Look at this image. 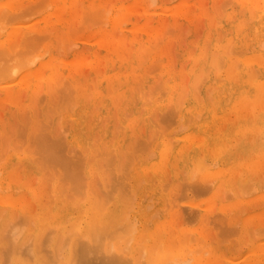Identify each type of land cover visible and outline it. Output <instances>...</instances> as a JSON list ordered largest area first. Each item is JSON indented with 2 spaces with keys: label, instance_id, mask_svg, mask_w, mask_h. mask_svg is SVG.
Wrapping results in <instances>:
<instances>
[{
  "label": "rangeland",
  "instance_id": "rangeland-1",
  "mask_svg": "<svg viewBox=\"0 0 264 264\" xmlns=\"http://www.w3.org/2000/svg\"><path fill=\"white\" fill-rule=\"evenodd\" d=\"M1 1V0H0ZM27 1V2H26ZM54 1H56L57 3H59V7H58V9H61L59 12H61L62 11V13H64L65 15L63 16L62 14L60 15V13L59 12H57V16H60L59 18H61V20L60 19H58L56 16H55V11L57 10V9H54V6L55 7H57L58 5H57V3L56 2H54ZM59 1V2H58ZM66 1H71V3L70 2H66ZM46 0V1H44V0H25V1H23V0H13V1H11V0H2L1 2H0V8L2 9L3 8V10L2 11H4V9H6V11H7V14L8 13H11L10 12V10L12 11V12H16V19H14L12 16V18L10 17V15H8L9 17H10V20H9V18H8V16L6 17V19H8L9 21H11V22H9V23H7V26L5 25V23L7 22H5L4 23V25L2 26L1 25V28L2 27H5V29H4V31H3V29H1L0 28V38H1V40H3V38L5 39V37L7 38V36H6V34L8 35H10V33H12L13 31H14V35L16 36H14L13 34H12V36H13V38H10V40H9V43L11 42V40H12V43H10L11 45H13V46H15L14 48H12V49H17V47H18V53L20 52V54H18V53H16L14 50V52L16 53V54H13V55H16L17 57H18V55H19V57L18 58H20V59H17V57H16V59H15V57H13V60H15V62H14V65H18V62H20L21 61V59H22V57H23V59H22V61L23 62H21V64L19 65V67H20V69H18V71H17V73H15V75H12L13 76V78H12V76H11V79H9L7 76H5V77H7V80H8V82H7V80H6V78H4L2 75V78L3 79H5V80H3L2 79V81H1V79H0V87H1V89H3V90H1L0 91V99H2L1 101H5V99H7L6 97L8 96V93H5V92H8L7 90L8 89H10L11 87L13 88V90L11 91L12 93H9V96L8 97H12L13 96V94H14V96H15V94H16V99L15 100H18V99H20L21 98V96L23 95L24 97H25V99L23 98V96H22V99L23 100H21V101H17V102H22V103H20V105H19V103H17L15 100H14V98L15 97H13V99L12 100H14L16 103H14V102H8V100H6L7 102L6 103H4V105H3V107L2 106H0V111H2V113H0V114H2V119L4 120V119H6L5 121H4V128H2L3 127V125H2V129H1V131H0V142H2V144H1V149H3V150H5V149H7V151H6V153L4 154V152H3V154H4V157H2V156H0V157H2V159H6V161H5V164L6 163H9V160H11V159H14V161L15 160H18V161H20V160H24L23 162H28L27 160L28 159H30L31 157H32V159H33V157L35 156V155H33V154H35L36 153V151H32V153L33 154H31V153H27V152H30V150H31V148L33 147V148H35L34 146H35V144L34 145H31V143H30V141H31V137L33 136V134L32 135H29L28 136V134H30L29 132H31L30 130H32V132L33 133H35V131L37 130V129H35L37 126H38V123H39V121H37L36 122V120H39V119H37L36 118V116H38V115H42L41 116V118L40 117H38V118H40V120L41 121H46V120H44V119H46V117H49V119H51V121H50V124H48V125H46L45 123L44 124H42V125H40L41 124V122H40V124H39V126H40V128H39V130L40 131H43V132H45L44 131V129H47V131H49L50 133L51 132H54L53 130H56L57 129V131H58V127L56 128V126L58 125V123H56V122H58L57 120H59V125H61L62 126V124H60V123H63V126L65 127V126H67L68 125V127H66L67 128V130H63V127L61 128L63 131H65V133H64V135L66 136V138H67V136H68V139L71 137L70 135V133H71V128H72V126H70V125H72V118L74 117V115L76 116L78 113H79V111L83 108L84 110H85V112H87L88 111V113L90 112V109H91V111H92V109H94L93 107H92V105L93 106H96L97 105V103H100L101 101H100V99H101V97H104L105 98V96H106V98L104 99H102V102H103V100H105L104 102L105 103H103V104H107V102L106 101H110L109 103H108V106L107 107H104L103 106V104L101 103V105L99 104V106H100V108H98V110L96 111H94L93 110V112H92V115H91V119H89L90 118V115H88L87 113V115L86 116H88V117H86V118H82L83 119V121L86 123V124H91V122H92V124H93V122L95 121V125L93 124V126H92V132H91V134L88 136V138H89V142L91 141V139H92V142H93V144L96 142L97 143V145L96 144H94L96 147H98L97 149H102V147H103V145H104V143L106 144V143H109V145L108 144H106L105 146H104V149H103V151H104V153H105V151H106V153H105V155L104 156H102V155H100L99 156V154H98V151L99 150H96V152L94 151V153H91V154H94V156H92V157H95L96 159H97V157H99L98 159H102L101 160V163H102V161H103V163H105L106 165H108L109 167H108V169L107 170H109L110 169V166H111V171L109 170V173L111 172L112 173V176H114V174L113 173H115V175H116V171H118L117 170V166H119V162L117 163L116 161H117V155L119 156V154H117V152H118V150H120L119 152H121L122 150L124 151L125 149H131V148H129V146L131 147L132 145H130V143H129V141L131 142V140H133V136H135V135H137V133H138V135H140L139 137L141 138V139H143L144 138V141L146 142L147 140H145V138H146V136H148L147 138L148 139H150L151 138V136L152 135H155L156 133H158V131H161V130H163L162 128H161V123H159V122H161L162 121V124L164 123V124H167V126L166 125H164V130L163 131H165V129H166V127L168 128V130H166L165 132H163L162 133V131H161V133H160V137H158L159 136V133H158V135L156 134V136H154L153 138V140H151V142H150V149L152 150V151H154V153L149 149V150H147V152H149L150 154H148L147 153V155H151V152L153 153V156H150V157H148V156H145L144 155V153H146V151L144 152V153H142L140 150V148L138 147V145L140 146V144H138L137 143V145H136V140L137 141H139L140 140V138L138 137V136H135L134 138V144H133V146L134 145H136V147L137 148H139V151H140V153L135 149V147L133 148L132 147V149L130 150V152H131V155L133 156V154H134V150H136V155H137V158L136 159H138L139 160V162L138 161H136L135 162V164L133 163L132 165H131V168H132V166L133 165H136L137 163V167H135V166H133V170H134V167L137 169V168H139V167H143V166H146L145 164H147V165H150L151 163H152V165H155V162L153 163V161H156V163L158 164L159 163V157H157V149H155V148H157L158 146H157V144H159L161 141V139L162 140H165V141H167V140H169V139H171L172 141H175L176 140V144L178 145V143H179V139H178V137L179 136H182L183 134L182 133H185V131H186V133L183 135V136H185V135H187V133H189V132H191V133H195L196 131H194V126L196 125V123L198 124V123H201L202 121H205V120H207L206 118H208V115L209 114H211L213 111L217 114L218 112L221 114V117L223 118V116L225 117L226 115H227V118H228V120H230V121H224L225 119L227 120V118L225 117V119H220L219 117H220V115H219V113H218V121H219V123H220V126L221 125H223L224 126V130H226L225 128H226V126L229 124V123H231L232 121H233V119H235L234 117V115H235V112L234 111H230V110H228L227 108H229V107H227V104H228V92H227V95L225 94L226 92V90L229 88V86H230V82H231V80H230V78L228 79V77H229V73L227 72V68H228V65L230 66V64L229 63H231L232 62V64H233V66H234V63H236V69L235 70H233L234 72L235 71H242L243 69H244V66L242 65V63H243V61L245 60V58L244 57H246V58H248V56H251V57H254V55H259V56H264V45H262V48H260V47H258V45H260L261 46V44H264V41H262V40H264V38H261V39H259V40H257L256 42H255V40H252L251 39V41H250V39L249 38H247L248 40H249V42L248 43H246L248 46H246V48L245 47H243V43H241V41H239V43L237 44V42H236V40H237V38L239 37V36H241V35H243L244 33L245 34H247V35H249V37L250 38H252V33H253V28H255V26H256V24H257V18H258V16H259V14H262V13H264V4H262V3H264V1H261V0H254V1H256V5H255V2L252 0L251 2H250V0H247V1H244V2H242L243 0H240L239 2H237L238 0ZM78 2V4H79V2H81L80 4H81V7H78V4L77 3H75V2ZM87 1L89 2V3H87ZM91 1V2H90ZM94 1V2H93ZM150 1V2H149ZM179 1H181V2H179ZM184 1H186V3L184 2ZM230 1V2H229ZM250 2V3H253L252 5V7H250V6H248V5H250V3H247V2ZM4 2V3H3ZM25 3V5L24 6H22L24 3ZM44 2V5L45 4H47L46 6H42L43 3ZM48 2H49V5H48ZM52 2L53 3H55V5H52ZM62 2H64L65 3V5H64V3H62ZM74 2V6H73V3ZM100 2V3H99ZM183 2H184V4H183ZM213 2V3H212ZM240 2H242L244 5H242V3H241V5H240ZM245 2H246V4H245ZM7 3V5H5ZM14 3V4H13ZM27 3V4H26ZM94 4V6H92L93 4ZM178 3V4H177ZM259 3V4H258ZM9 4V5H8ZM11 4V5H10ZM18 6H17V5ZM30 4V5H29ZM62 4H63V6H62ZM76 4V5H75ZM80 4H79V6H80ZM85 4V5H84ZM88 4V5H87ZM127 4H129L128 6H127ZM180 4V5H179ZM239 4V5H238ZM3 5H5V6H3ZM13 5V6H12ZM16 5V7H14ZM22 6V7H20V6ZM97 5V6H96ZM149 5V6H148ZM177 5H178V7H177ZM182 5H183V7L184 8H186L185 10H187L188 12H184V14H186V16H188L189 14H187V13H189L190 12V15L188 16V17H190V19L192 20L191 22H189L190 21V19H188L187 20V18L188 17H185L184 19H183V16H185V15H183L182 13H183V11H185L184 10V8H182L183 9V11L180 9L181 7H182ZM219 5H221V7L219 6ZM12 6V7H11ZM26 6V7H25ZM43 8H42V7ZM48 6V7H47ZM53 6V7H52ZM135 7V9L137 10H132V9H134V7ZM147 6V7H146ZM181 6V7H180ZM224 6H225V8H224ZM243 6V7H242ZM245 6V7H244ZM259 6H261V10L260 11H254L253 13L255 14V15H252V14H248L249 16H247V13H251V11L252 10H254L253 9V7H257V9H260V7ZM8 7V8H7ZM11 7V8H10ZM15 9H14V8ZM29 7V8H28ZM46 7V8H45ZM61 7V8H60ZM105 7V8H104ZM122 7V8H121ZM128 7V8H127ZM160 7H163L162 9L160 8ZM175 7V8H174ZM176 7H177V9H176ZM220 7V8H219ZM239 7H241L240 9V13L242 14H240L238 11H239ZM247 7H249V12H248V9H247ZM259 7V8H258ZM9 8H10V10H9ZM19 8V9H18ZM23 8H25V11H26V13H25V11H24V9ZM41 9V10H39L38 12L36 11V10H38V9ZM65 8V9H64ZM80 8H82V9H80ZM90 8V9H89ZM96 8V9H95ZM103 8H104V10H103ZM121 8V9H120ZM165 8V9H164ZM169 8V10H171V11H169V12H167V13H165L166 11H167V9ZM172 8V9H171ZM223 8H224V11H223ZM246 9V11H245V9ZM251 8H252V10H251ZM13 9H14V11H13ZM18 9V10H17ZM32 11V13L30 12V10ZM48 9V10H47ZM106 9L108 10L109 9V11H107V13L105 14V12H106ZM164 10V11H161V10ZM220 9H222V11H223V14H224V18L221 16V15H223L222 13H216L217 11L219 12V10ZM21 10V11H20ZM81 10V11H80ZM94 10V11H93ZM97 10H101V12L100 11H97ZM102 10H103V12H102ZM149 10V11H148ZM159 10H160V13H159ZM175 10H177V11H175ZM216 10V12H214ZM228 10V11H227ZM242 10H244V14L241 12ZM5 11V12H6ZM34 11V12H33ZM105 11V12H104ZM127 11V12H126ZM146 11V12H145ZM175 11V12H174ZM179 11H182V12H179ZM212 11V12H211ZM222 11H220V12H222ZM227 11V12H226ZM230 11V12H229ZM234 12V14L235 15H233V13L232 12ZM262 11V13H260ZM29 12V13H28ZM37 12V13H36ZM52 12V13H51ZM70 12L72 13V14H70ZM91 12L93 13V15H91ZM97 13V15H96V13ZM172 14H171V13ZM177 12H179L178 14H176ZM206 14H205V13ZM212 14H211V13ZM225 12H226V14H225ZM236 12V13H235ZM239 14H238V13ZM0 13H2L3 14V12H1V10H0ZM47 13H49V14H47ZM69 13V14H68ZM98 13H100V14H98ZM126 13V14H125ZM129 13V14H128ZM191 13H192V16H194L193 18L191 17ZM211 14V15H208V14ZM219 14L220 16H221V19H220V17H219V15H216V14ZM232 13V14H231ZM12 14V13H11ZM14 14V13H13ZM19 14V15H18ZM159 14V15H158ZM171 14V15H170ZM216 15V17H214L215 15ZM230 14V15H229ZM4 15V14H3ZM5 15H6V13H5ZM15 15V14H14ZM21 15V16H20ZM51 15H52V17H51ZM118 15H120L119 17H118ZM135 15V16H134ZM166 18V20H165V18H163V19H161L163 16ZM174 16L173 18H171V16ZM182 15V16H181ZM213 15V16H212ZM229 15V16H228ZM231 15H233L232 17H231ZM250 15H252L253 16V18H251L252 16H250ZM1 16V15H0ZM45 16H46V18H45ZM48 16V17H47ZM93 16V17H92ZM100 16V17H99ZM127 16V17H126ZM159 16H161V17H159ZM176 16V17H175ZM179 16V17H178ZM15 17V16H14ZM72 17V18H71ZM101 17L103 18V19H101ZM158 17H159V19H158ZM169 17V18H168ZM208 17H211V19H212V17H214V18H216V20L218 19V21L220 22V23H218V21H216L214 18V20L217 22L216 23V25L215 26H212V24H209V21L211 20V19H208ZM234 17V18H233ZM242 17V18H241ZM248 17V18H247ZM257 17V18H256ZM4 18V17H3ZM51 18V19H50ZM66 18V19H65ZM107 19L106 20V22L104 21L103 22V20L104 19ZM115 18V19H114ZM176 20H175V19ZM228 18V19H227ZM230 18H231V22H230ZM233 18V19H232ZM251 18V19H250ZM256 18V19H255ZM1 19H2V17L0 18V23H1ZM47 19V20H46ZM68 19V20H67ZM69 19H71V20H69ZM97 19V20H96ZM151 19V21H149ZM153 19V20H152ZM168 19V20H167ZM172 20L173 19V23L170 21V20ZM211 20V23L214 21V20ZM227 19V20H226ZM244 21H243V20ZM247 19H250V22H248V20ZM5 20V19H4ZM15 20V21H14ZM96 20V21H95ZM113 20H115V21H113ZM127 20V21H126ZM134 20V21H133ZM155 20H157V22H158V24L160 25V26H162V27H160L159 28V25L155 22ZM206 20V21H205ZM208 20V21H207ZM225 20V21H224ZM239 20L241 21V22H239ZM246 20H247V22H246ZM256 20V21H255ZM2 21H3V19H2ZM52 21V22H51ZM111 21H112V23H111ZM123 21V22H122ZM149 21V22H148ZM162 21V22H161ZM236 21V22H235ZM254 21V22H253ZM4 22V21H3ZM2 22V23H3ZM49 22V23H48ZM51 22V23H50ZM53 22H55L56 24H52ZM99 22V23H98ZM146 22H148V23H146ZM208 22V23H207ZM224 22H226V24L224 23ZM246 22V24H244L243 25V23H245ZM12 23V24H11ZM98 23V24H97ZM103 23V24H102ZM118 23V24H117ZM122 23V24H121ZM123 23H125V24H123ZM146 23V24H145ZM190 23L191 24H193V25H190ZM207 23V24H206ZM214 23V22H213ZM228 23V24H227ZM230 23L232 24V25H230ZM237 23V25L238 26H236V25H234V24H236ZM242 23V24H241ZM248 23V24H247ZM64 24V25H63ZM115 24V25H114ZM121 24V25H120ZM151 25V26H148V25ZM153 24V25H152ZM155 24H156V26L158 25V28L160 29H158L156 26H155ZM171 24H172V26H171ZM177 25V27L179 28H177V29H175L176 28V26H174L173 27V25ZM255 24V25H254ZM80 25V27L81 28H79L78 29V26ZM82 25H84V27L82 26ZM93 25V26H92ZM111 25V26H110ZM113 25V26H112ZM134 25H136V27L134 26ZM144 25V26H143ZM145 25H146V27H145ZM207 25H209V26H211L209 29H208V27H207ZM214 25V24H213ZM223 27H221V26ZM226 25V27H227V29L224 27ZM241 25H242V31H241V29L239 30V28L238 27H241ZM17 27V28H14V27ZM91 26V27H90ZM132 26H133V29H131L132 28ZM139 26V27H138ZM141 26H143L142 27V30H144L145 29V31H143L142 32V30H141ZM154 26L157 28H154ZM170 26V27H169ZM199 26V27H198ZM219 26H220V29H218L219 28ZM229 26V27H228ZM231 26V27H230ZM233 26V27H232ZM234 26H236L235 28H236V30H237V32H236V30H234L235 28H234ZM245 26V27H244ZM44 27V28H43ZM68 27V28H67ZM125 28L124 30H122L123 28ZM127 27H130V29L131 30H129ZM167 27V28H166ZM169 27V28H168ZM173 27V28H172ZM186 27V28H185ZM10 28V29H9ZM11 28H13L12 30L13 31H11ZM30 28H31V30H34L33 31V33L35 34V36H33L30 32H31V30H30ZM37 29V31H38V29H40V32H37V31H35V29ZM49 28V29H48ZM53 28V29H52ZM84 28H86V29H84ZM121 28V29H120ZM127 28V29H126ZM136 28V29H135ZM150 28V29H149ZM153 28H154V30H153ZM162 28L164 29V31L162 30ZM166 28V29H165ZM234 28V29H233ZM246 28H248V29H246ZM252 28V29H251ZM6 29H7V31H6ZM20 29H21V31H20ZM41 29H42V31H41ZM43 29H44V31H43ZM82 29V30H81ZM84 29V30H83ZM137 29H140V30H138L137 31ZM147 29V30H146ZM149 29V30H148ZM152 29V30H151ZM183 29V30H182ZM184 29H187L186 31L184 30ZM206 29L207 30H209L207 33H206ZM225 29H226V31L227 32H225ZM228 29H230V32L231 33H228ZM232 29V30H231ZM10 30V31H9ZM18 30V31H17ZM30 30V31H29ZM52 30V31H51ZM57 30V31H56ZM71 30H72V32H71ZM78 30V31H77ZM156 30V31H155ZM170 30V31H169ZM217 30H218V32H217ZM219 30H220V32L221 33H223V35L221 36V33H220V39H219ZM20 31V32H19ZM29 31V32H28ZM51 31V32H50ZM61 31H63V32H65L64 34H63V32H61ZM127 31V32H126ZM161 31V32H160ZM167 31V32H166ZM172 31V32H171ZM214 31L216 32V33H214ZM222 31H224V32H222ZM9 32V33H8ZM27 32V34H25ZM42 32H43V34L46 36L45 38H43L44 36H42L41 34H42ZM136 32V33H135ZM137 32H138V34H137ZM166 32V33H165ZM236 32V33H235ZM239 32H241V33H239ZM244 32V33H243ZM1 33H2V35H1ZM16 33V34H15ZM28 33H30V34H28ZM48 33H49V35H48ZM60 33H61V36H58V35H60ZM75 33V34H74ZM131 33H133V34H131ZM135 33V34H134ZM145 33H146V35H145ZM170 33H172V34H170ZM185 34V36H184V34ZM199 33V34H198ZM206 33V34H205ZM218 33V34H217ZM225 33V34H224ZM234 33H235V35H234ZM22 34V35H21ZM66 34V35H65ZM212 34V35H211ZM218 35V38H217V35ZM231 34V35H230ZM28 35V36H27ZM33 37H32V36ZM37 35V36H36ZM63 35H65L64 37H63ZM102 35V36H101ZM133 35V36H132ZM158 35H160V36H158ZM208 35H211L212 37L211 38H213V41H209L210 43V45L209 44H207L208 43V41H206L207 39L209 40V39H211V38H209L208 37ZM216 35V36H215ZM230 35V36H229ZM21 36V37H20ZM24 36V37H23ZM42 36V37H41ZM59 38H58V37ZM88 36V37H87ZM108 36H109V38H108ZM207 36V37H206ZM234 36H236V37H234ZM18 37V38H17ZM34 37H35V40L36 39H38V40H36L37 41V43L35 42V43H33L34 42ZM37 37V38H36ZM48 37V38H47ZM68 38V40H67V38ZM105 37V38H104ZM147 37V38H146ZM150 37V38H149ZM206 37V38H205ZM39 38H40V40H39ZM47 38V39H46ZM196 38V39H195ZM218 40H217V39ZM15 39H16V41L17 42H13V40L15 41ZM42 39H44V40H42ZM46 39V40H45ZM60 39H62L61 41H60V43L58 42ZM110 39V40H109ZM160 39V41H161V43H159L158 42V44H155V48H153V47H150V46H152L153 45V43H155V41H157V40H159ZM183 41V43H182V41ZM215 39V40H214ZM228 39V40H227ZM27 42L28 40V42H27V44H25L26 42ZM31 40H33V41H31ZM58 40V41H57ZM107 40H109V41H107ZM202 40V42L200 43V41ZM204 40V41H203ZM262 41V43L261 42H259V41ZM7 40L5 39V42H6ZM21 41V42H20ZM22 41H24L23 43H24V45H27V46H24L23 44H22ZM43 41V42H42ZM104 41V42H103ZM107 41V42H106ZM189 41V42H188ZM227 41V42H226ZM231 41H232V50H237L236 48H238V49H240L239 51L241 52V51H243V53H239V52H237V51H233V53H231V54H229V57H228V54H227V52L225 53V51L223 50V49H227V45H229L230 46V44H231ZM234 41H235V43L237 44H235V45H233L234 44ZM30 42H32V44L33 45H35L36 47H37V49L39 50H37L36 49V47L35 46H29V47H32V48H34L33 50H35V52L37 53H33L34 55L33 56H35V54H36V58L34 59V57H33V62L34 63H32L33 64V66L32 65H30L29 63H28V67L26 66V57L28 56V54L30 55V56H28V59L30 58V57H32V55H31V48H29L28 47V45H30ZM39 42H40V44H41V46L39 45ZM61 42H64V44L62 43L61 44ZM106 42V43H105ZM111 44V45H113V43H114V45H113V47H111L112 48V50H111V48L109 47L108 48V46H109V43ZM151 42V43H150ZM153 42V43H152ZM204 42L208 45L207 46V50L206 49H204L205 47V44H204ZM215 42H217V46L215 45ZM22 44L23 45V47H21V44L20 45H18V44ZM107 43H108V45H107ZM127 43V44H126ZM148 43H150V44H148ZM174 43V44H173ZM199 43L201 44V45H199ZM222 43L223 45H225L226 43H227V45H225L224 47L225 48H223V46L221 45V48H220V44ZM225 43V44H224ZM31 44V45H32ZM103 44H105V46L107 45V47H105V46H102V48H101V45H103ZM130 44H132V45H130ZM142 44L145 46L144 48L147 50V48L149 47L150 49L151 48H153V50L148 54L145 50H144V48H143V46H142ZM152 44V45H151ZM202 44H204V45H202ZM242 44V45H241ZM38 45L40 46V47H38ZM131 47H130V46ZM148 45H150V46H148ZM213 45V46H212ZM215 45V46H214ZM219 45V46H218ZM249 45H253L252 46V50L251 49H249L248 47H249ZM56 46H57V48H56ZM60 46V47H59ZM65 46V47H64ZM202 48H201V47ZM212 46V47H211ZM236 46V47H235ZM26 47H27V49H26ZM115 47V50L113 49ZM166 47V48H165ZM201 48V49H198V48ZM204 47V48H203ZM214 47H218L217 49L218 50H215V48ZM241 47H243V48H241ZM29 48V49H28ZM46 48L48 49L47 51H46ZM54 48H56L55 50H54ZM58 48H60V50L58 49ZM100 48V49H99ZM105 48H106V50H105ZM131 48V49H130ZM142 48V49H141ZM148 48V49H149ZM189 48V49H188ZM229 48V47H228ZM5 49H7L8 50V53H9V48H6L5 47ZM21 49V50H20ZM25 49V50H24ZM94 49H95V51H94ZM97 49V50H96ZM162 49L164 50L163 51V53H162ZM192 49V50H191ZM194 49V50H193ZM213 49V50H212ZM220 49V50H219ZM23 50H24V52H26V50H29L28 52H26V54L25 53H23L24 55H22V53L21 52H23ZM99 50V51H98ZM128 50H130V52H128ZM140 50H141V53L142 52H146V54L145 53H140ZM201 50V51H200ZM221 50H222V52H221ZM245 50H247V52L245 51ZM44 51H46V53H44ZM57 51H60V52H58L57 53ZM94 51V52H93ZM104 51H106V52H104ZM115 51V52H114ZM188 51V52H187ZM190 51L192 52L191 53V55L193 56V57H191L190 56ZM202 53L203 52V54L201 55L200 53ZM208 51H210V53L208 52ZM214 51L216 52V53H218V55L220 56V58L222 57L223 58V60H222V66H219V71H217L216 70V72L218 73H215V69L217 68L216 67V65L218 64L217 62V64H215V59H214V61L212 60L216 55V53H214ZM2 52H3V50H2ZM11 52H12V50H11ZM10 52V56H11V58H12V53ZM104 53V55H103V53ZM116 53V54H114V53ZM197 52H198V54H197ZM205 52H206V58L203 56L204 54H205ZM228 52H230V51H228ZM235 52H237V53H239L240 55H236L235 54ZM59 53H61V54H59ZM106 53V54H105ZM128 53V56L127 55H125V54H127ZM160 53V54H159ZM175 53H177V55L178 56H176V54ZM187 53V54H186ZM214 53V55L215 56H211V54H213ZM223 53H225L226 54V56L225 55H223ZM254 53V54H253ZM2 54H4V53H2ZM7 54V53H6ZM44 54V55H43ZM108 54V55H107ZM140 54H141V56H140ZM143 54H145V55H143ZM200 54V55H199ZM210 54V55H209ZM246 54H248V56L246 55ZM40 55H43L42 57L40 56ZM98 55V56H97ZM117 55V56H116ZM119 55V56H118ZM164 55H165V57H164ZM173 55L175 56V57H173ZM186 55H187V57H186ZM197 55V56H196ZM209 55V56H208ZM21 56V57H20ZM25 56V57H24ZM37 56H39L38 58H37ZM52 56H54V58L52 57ZM74 56V57H73ZM96 56L97 57H99V58H96ZM107 56V57H106ZM143 56L146 58H144L143 59ZM148 58H147V57ZM153 56V57H152ZM155 56V57H154ZM172 56V57H171ZM200 56V57H199ZM210 56H211V58H210ZM233 56V57H232ZM238 56V60L239 61H237L236 59V57ZM257 56H255L256 57V59H257ZM259 56H258V58H259ZM110 57V58H109ZM122 57V58H121ZM156 57H158L159 59H161L160 61V63H161V67H159L158 68V65L156 64V68H155V72L153 71V72H151V73H149L150 72V70L152 69V70H154L153 68H151L150 69V67H153L154 66V64L152 63L153 61L155 62H157V58ZM189 57H191V58H193V59H198V61H195V63H194V61H193V59H189ZM205 58V60H204V58ZM233 59V61H230V60H232L231 58ZM235 57V58H234ZM261 57L259 58V60H257L258 62H259V64L258 65H255L254 67L255 68H257L258 69V71L256 70V74H253V73H251V75H255V77L256 78H258L257 79V81H264V76H262V75H264V71H262V68H264V65H261V66H259L260 64H261ZM4 58V59H3ZM2 59H3V63L2 64H0V70H3V69H5L6 67H8V66H2L3 64H6V63H8V62H6V57L4 56ZM6 58V59H5ZM10 57H9V59H7V61H11L10 59H11ZM74 58V59H73ZM94 58H95V61H94ZM115 58V59H114ZM155 58H156V60H155ZM163 58V59H162ZM171 58V59H170ZM199 58H200V60H199ZM202 58H203V60L205 61H201L202 60ZM219 58V57H218ZM217 58V59H218ZM221 58V59H222ZM228 58H230V59H228ZM240 58H242V59H240ZM262 58H264V57H262ZM27 59V60H28ZM72 59V60H71ZM109 59V61L108 62H106L107 60ZM114 59V60H113ZM132 59H133V61H134V63H133V61H132ZM135 59V60H134ZM142 59V60H141ZM154 59V60H153ZM158 59V60H159ZM170 64H166V62H165V60ZM228 59V60H227ZM234 59H235V61H237V62H234ZM16 60H19V61H16ZM24 60L26 61V62H24ZM44 60V61H43ZM48 61V62H46V61ZM111 60V61H110ZM113 60V61H112ZM119 60V61H118ZM141 60V61H140ZM209 60V61H208ZM211 60V61H210ZM38 61H40V62H38ZM54 61L56 62H58V63H54ZM68 61H70V62H68ZM102 61H103V63H102ZM132 61V62H131ZM138 61V62H137ZM150 61V62H149ZM193 61V62H192ZM217 61H219V59L217 60ZM229 61V62H228ZM242 63H241V62ZM256 61V60H255ZM4 62H6V63H4ZM43 62V63H42ZM46 62V63H45ZM116 62V63H115ZM185 62V63H184ZM197 62H199L198 64H196ZM214 62V63H213ZM226 62H228V65H227V63ZM234 62V63H233ZM10 63V62H9ZM40 63H42L43 64V70H44V72H41V75H42V73H44V75L43 76H45V74L47 75V73H49V72H55L56 74L51 78V77H47V78H45L42 82H40V83H38V84H43L42 85V87H41V85L39 86L40 88H41V91L42 92H40L39 93V91L38 90H40L39 89V87L37 86V88H38V92L37 91H35V89H37L36 88V82L37 81H35V76H37V78H39V80L38 81H40L41 80V78H42V76H40V75H35V76H33V77H31L30 79L26 76L27 75V72L28 71H30V70H33V69H36L38 66H39V64ZM95 63H97V64H95ZM109 63V64H108ZM115 65H114V64ZM122 63V64H121ZM159 63V64H160ZM164 65H163V64ZM190 64V66H189V64ZM201 63V64H200ZM207 63H208V66H207ZM209 63H210V65H209ZM239 64V67H237V65ZM11 64H13L12 62L10 63V64H8V65H11ZM23 64H24V66H23ZM37 64V65H36ZM57 64V65H56ZM60 64V65H59ZM70 64V65H69ZM135 65V69L133 68L134 66L133 65ZM142 64V65H141ZM153 64V65H152ZM165 64H166V66H165ZM174 64H175V66H174ZM192 64V65H191ZM195 64L197 65L196 67H195ZM220 64V63H219ZM220 64V65H221ZM244 64V63H243ZM262 64H264V63H262ZM7 65V64H6ZM96 65H98V67L96 66ZM106 65H108V66H106ZM111 65V66H110ZM118 65H119V69L117 70V68H118ZM122 65H123V67H122ZM127 65V66H126ZM139 65H141L140 67H139ZM212 65H214L213 67H212ZM223 65H224V67H223ZM252 65H254V64H252ZM1 66L3 67V69H1ZM26 66V67H25ZM36 66V67H35ZM46 66V67H45ZM93 66L95 67L94 69H93ZM103 66V67H102ZM104 66H106V67H104ZM111 67V69H110V67ZM113 66V67H112ZM126 66V67H125ZM133 66V67H132ZM165 66V67H164ZM182 66H183V68H184V66H185V69H187V67L189 68L188 70H181L180 71V68H182ZM191 66H193V67H191ZM206 66V67H205ZM232 66V69L234 68ZM240 66H241V69H240ZM257 66H259V67H257ZM21 67L23 68V69H21ZM57 69H56V68ZM102 67V69L104 70H101L100 68ZM130 67V68H129ZM132 67V68H131ZM141 67H143V68H141ZM167 67H168V69L170 68L171 70H168L167 69ZM173 69H172V68ZM180 67V68H179ZM192 68V70H193V72L192 73H190V69ZM216 67V68H215ZM252 67V66H251ZM80 68V69H79ZM97 68V69H96ZM139 68V69H138ZM149 68V69H148ZM158 68V69H157ZM161 68H162V70L165 72V74H164V72L161 74V75H157L158 73L160 74L161 72H162V70H161ZM165 68H166V70H165ZM178 68H179V72H178ZM182 68V69H183ZM199 68H200V70H199ZM207 68V69H206ZM210 68V69H209ZM250 68V67H249ZM56 69V70H55ZM71 69V70H70ZM83 69H87V71H84ZM121 69V70H120ZM124 69V70H123ZM138 69V70H137ZM156 69H157V71H156ZM196 69H198L199 71H201V73H203V75L205 74H207L208 76H206V79H205V77L204 76H201V77H204V81H203V83L201 82V84H200V89L198 90V97H196L197 96V90L196 89H193V87L195 86V85H197V84H193V83H197V82H195L194 80H196V79H198L197 78V75L195 74V76H194V73H196L197 72V70ZM208 69H209V71H208ZM222 69H226L225 71L223 70L222 71ZM24 70V71H23ZM42 70V71H43ZM52 70V71H51ZM78 70V71H77ZM91 70V71H90ZM94 70H95V72L97 73V75H100V76H97L96 74H95V72H94ZM101 70V73H99V72H97V71H100ZM149 71L148 73H146V71ZM159 70H161V72H159ZM191 70V71H192ZM203 70V71H202ZM207 70V72L206 73H204L205 71ZM248 70H251V68L250 69H248ZM49 71V72H48ZM75 71V72H74ZM82 71V72H81ZM115 71L117 72V74H116V76H115ZM120 71H124L125 73H123V74H121V75H118V74H120ZM127 71H129V72H127ZM169 73H168V72ZM175 71V72H174ZM185 71H188V74H187V72H185ZM199 71H198V73H199ZM47 72V73H46ZM78 72H80V74H78ZM84 72H86V73H88L86 76H85V74H84ZM103 72V73H102ZM176 72H178V74H176ZM216 74V77H215V74ZM224 72V73H223ZM225 72H226V75H225ZM250 72V71H249ZM253 72H255V71H253ZM23 73L24 75H22L21 76V74ZM112 73H113V75H112ZM122 73V72H121ZM129 73V74H128ZM140 73V74H139ZM153 73V74H152ZM181 75H180V74ZM184 73H186V75H182V74H184ZM197 73V74H198ZM221 73V74H220ZM228 73V74H227ZM18 74H20V76H18ZM26 74V75H25ZM68 74V75H67ZM72 74V75H71ZM79 76H78V75ZM127 74V75H126ZM136 74H139L140 76L142 75V76H145V79H146V81H144L143 80V78L144 77H140V76H136ZM144 74V75H143ZM214 74V75H213ZM224 74V75H223ZM96 75V76H95ZM110 75H112V78H111V76L109 77ZM125 77V78H123V76ZM180 76V79H179V76ZM219 75V76H218ZM222 75V76H221ZM234 75V74H233ZM61 76H63L64 78H62ZM73 76V77H72ZM74 76H76L75 78H74ZM78 76V77H77ZM86 77V79L84 78V77ZM91 76L93 77V78H97V79H95L96 81H97V83L98 84H96V88H94L93 86V88L91 89H89V85H90V87H91V82H92V80H91ZM107 76V77H106ZM128 76V77H127ZM133 76V77H132ZM150 76V77H149ZM161 76V78L160 79H166V77H167V80L165 81H159V77ZM166 76V77H165ZM199 77H200V75H198ZM219 77V79L220 80H218L217 78ZM225 76H227V78L225 77ZM252 76V77H253ZM20 77H21V79H20ZM24 77V78H23ZM25 77H27L26 78V80L29 82V80H31L32 78H34L33 80H31L30 81V84H28V82L27 81H24V79H25ZM70 77V78H69ZM84 78V79H82L81 80V78ZM103 79H102V78ZM118 77V78H117ZM138 77H140V78H138ZM158 78V80H157V78ZM184 77V78H183ZM187 77V81H186V78ZM221 77V78H220ZM225 77V78H224ZM254 77V78H255ZM15 78H17L16 80H14ZM44 78V77H43ZM78 79V82L76 83V81H77V79ZM101 80H100V79ZM106 78H108V79H106ZM117 78V79H116ZM169 78V79H168ZM173 78H175V79H173ZM194 78H196V79H194ZM209 80H208V79ZM261 78V79H260ZM47 79H48V81H50L51 82V84H52V86L53 87H58L59 89H55L56 91L55 92H58L56 95H53V96H51V94L52 93H54L53 92V90L54 89H52L53 87H51V85H50V83H49V85H50V87H48V82H47ZM61 79V80H60ZM70 79H71V81H73L72 83L74 84V86H73V84L71 83V81H70ZM73 79V80H72ZM100 81H99V80ZM105 79L106 80H108V82L110 83V85H113V84H116L117 85V83H118V81H122V85L120 86L119 85V87L118 88H116V89H112V88H115L114 87V85L110 88L109 87V83L107 82V81H105ZM113 81H112V80ZM115 79V80H114ZM125 79H127V81L129 82V83H125V84H123V82L124 81H126ZM136 80L137 82L136 83H133V81L134 80ZM156 79V80H155ZM172 79V80H171ZM182 79H185V80H182ZM191 79L194 81H191ZM200 79V78H199ZM13 81V82H11V84H10V81ZM20 80H21V84H18V82H20ZM37 80V79H36ZM46 80V81H45ZM66 80L69 82V84L71 85V87L70 88H68V86L69 85H67V82H66ZM76 80V81H75ZM117 80V81H116ZM131 80V81H130ZM142 80V82H139V81H141ZM174 80V81H173ZM182 80V81H181ZM208 80V81H207ZM222 80V81H221ZM227 80H228V82H227ZM6 81V82H5ZM14 81H18L17 83H15ZM23 81V82H22ZM56 81V82H55ZM64 81V82H63ZM94 81V80H93ZM143 81H144V85H142L143 87H141V91H140V93H141V95L142 96H144V98H140L141 96L140 95H138V94H140L139 93V87L140 86H138L137 84L139 83H142L143 84ZM156 81V82H155ZM157 81H159V82H164V83H162L163 84V88L165 87L166 88V86H169V85H172L173 87H176V91L174 90V91H170L169 90V88L167 87L166 89H167V91H165L166 89L164 88V91H165V93L163 92V90L162 91H160L159 89V91L161 92V94L163 93L164 95H162L163 97H161V94H160V97L159 98H157L158 96H159V93L160 92H157L158 93V96H156L155 97V95L157 94H155L154 92H152V93H154V94H152L153 95V98L150 96L149 97V102L145 99V98H147V96H148V94H151V92H150V89H154V86L156 87L157 85V83H159V82H157ZM177 81H181L180 83L179 82H177ZM211 81V82H210ZM217 83H216V82ZM220 83H219V82ZM224 81V82H223ZM257 81L255 82V85H257V87H258V85L260 84V83H262V84H264V82H258L257 83ZM24 82H26V83H24ZM33 82V83H32ZM47 82V83H46ZM63 82V83H62ZM83 82V83H82ZM111 82H114V83H112L111 84ZM135 82V81H134ZM149 82V83H148ZM170 82H171V84H170ZM173 82L175 83V84H173ZM176 82H177V84H176ZM186 82V83H185ZM191 82V83H190ZM193 82V83H192ZM209 82V83H208ZM226 82V83H225ZM8 83V84H7ZM16 84V86H14V84ZM23 83V84H22ZM44 83H46L45 85H44ZM57 83V84H56ZM94 82H92V84H93ZM96 83V82H95ZM104 83V84H103ZM131 83V84H130ZM148 83V84H147ZM155 83V84H154ZM161 83H159L158 85H160ZM167 83V84H166ZM169 83V84H168ZM215 84V86H214V84ZM223 83V84H222ZM1 84H3V88H2V85ZM10 84V85H9ZM65 86H64V85ZM83 84V85H82ZM89 84V85H88ZM130 85V87L132 88V89H134V86L135 85H137V87H136V89L137 88H139L137 91L135 90V92H133V91H131L132 89L129 87V86H127V85ZM161 84V85H162ZM166 84V86H164ZM178 84H180V85H178ZM184 84H185V86H184ZM190 84V85H189ZM198 84V85H199ZM204 84H205V86H206V84L208 85V86H204ZM212 84V85H211ZM21 85V86H20ZM23 85V86H22ZM28 85V87L26 88V86ZM61 85V89H60V86ZM67 85V86H66ZM105 85V86H104ZM115 85V86H116ZM174 85H176V86H174ZM193 85V86H192ZM220 87H219V86ZM226 86V88L227 89H221V87H223V86ZM253 85L254 84H252L251 86H250V88H252L253 87ZM254 85V86H255ZM261 85V84H260ZM9 86H11L10 88H7V87H9ZM14 86V87H13ZM35 86V87H34ZM46 88H48V90L51 92H49V91H46V90H44V89H46ZM62 86H64V88L62 87ZM84 86V87H83ZM118 86V85H117ZM145 86V87H144ZM153 86V87H152ZM180 86V87H179ZM183 86V87H182ZM190 86H191V88H190ZM204 86V87H203ZM210 86H214V88L216 87V91L218 90V93H216V91L215 90H213V87H212V89L211 90H213V91H210V90H207V89H209V87ZM7 89H6V88ZM21 87H22V90H21ZM32 87H34V89L32 88ZM75 89H74V88ZM152 87V88H151ZM161 87V86H160ZM161 87V88H162ZM262 88H264V85H262L261 86ZM31 89V90H29V89ZM50 88H51V90H50ZM73 90H72V89ZM156 88H159V87H156ZM156 88H155V90H156ZM162 88V89H163ZM182 88V89H181ZM186 88V89H185ZM195 88H197L196 86H195ZM211 88V87H210ZM250 88H249V90H250ZM28 89V90H27ZM94 89H95V91H94ZM109 89H111V90H109ZM147 89V90H146ZM183 89H185L184 90V93L186 94V92L188 91V94H184L183 92H182V90ZM206 91V93H208L207 91H210L209 93H210V97H213L212 98V100H211V98H210V100H211V103H209V100H207V94H205L204 92V90ZM220 89V90H219ZM19 92H18V91ZM23 90H26L25 92H27L29 95H27L25 92H23V94H22V92H21V96H20V91H23ZM71 90L73 91L72 93H71ZM79 90V92H77ZM87 90V91H86ZM90 90V91H89ZM123 90V91H122ZM142 90H143V92H145L144 94H142L143 92H142ZM158 90H156V91H158ZM180 90H181V92H180ZM15 93H14V92ZM31 91H32V93H33V95H31ZM37 92L38 94H40V95H37V94H35V92ZM61 91V92H60ZM83 91H84V93H86L87 94V92H89V94L91 93V95H89V99H88V95L86 96L87 97V99L86 100H83V99H85V98H81L82 97V95H81V93L82 94H84L83 93ZM112 91V92H111ZM113 91H115V92H113ZM189 91L191 92V91H193V93L191 92V93H189ZM196 91V92H195ZM3 92L5 93V96L3 95ZM47 92H49V96H48V94H47ZM97 92V93H96ZM104 92V93H103ZM130 92V93H129ZM133 92V93H132ZM147 92H150V93H147ZM169 92V93H168ZM172 92V93H171ZM225 92V93H224ZM1 93H2V97H1ZM60 93V95H58ZM61 93H64V97L62 98V94ZM67 93V94H66ZM99 93H100V95H99ZM107 93V94H106ZM122 93V94H121ZM171 93V94H170ZM208 93V94H209ZM234 93H235V91L233 92V93H231V100L233 99V95H234ZM37 95L36 97L39 99L40 98V100H41V105L42 106H39V104L37 105V106H39V108L41 109V111H39V113H38V115H37V111H35L36 110V108L34 107V106H36V105H34V102L36 101L37 102V100H35L36 98H35V95ZM47 94V95H46ZM116 94V95H115ZM133 94V98H135V97H137V98H135L136 99V101H135V99H134V101L135 102H132L131 101V103H130V101H127V104L125 103L126 101L125 100H123V99H120V96L121 97H123V96H128V97H124V98H126V99H128V100H131V99H129L131 96L130 95H132ZM167 94H170L169 96L167 95ZM177 94H179V96L177 97H173L174 95H177ZM182 94H184L185 96H186V98L188 97V99L186 100V98H184V100H183V97L181 96ZM193 94V95H192ZM204 94H205V97H204ZM220 95V98H218V96ZM11 95V96H10ZM42 95V96H41ZM69 95H71V96H69ZM85 95V94H84ZM83 95V96H84ZM97 96V97H95L94 98V96ZM105 95V96H104ZM123 95V96H122ZM136 95V96H135ZM215 95V96H214ZM27 96H29V97H27ZM32 96H34V97H32ZM60 96V97H59ZM69 96V97H68ZM77 96H79V98L77 97ZM184 96V97H185ZM193 96V97H192ZM20 97V98H19ZM32 97V98H31ZM50 97H52V98H50ZM59 97V98H58ZM73 97V98H72ZM85 97V96H84ZM182 97V98H181ZM192 97V98H191ZM218 99H217V98ZM4 98V99H3ZM34 98V99H33ZM42 98V99H41ZM57 98H58V101H57ZM61 98H62V100H61ZM68 98V99H67ZM159 99V100H157V99ZM167 98H169L168 99V101H167ZM180 98V99H179ZM198 98H201V100L199 99L198 100ZM214 98H216L215 99V101H214ZM31 99H33V101H31ZM49 99V100H48ZM51 99V100H50ZM69 99L70 100H72V102L73 103H71V102H67V101H69ZM78 99H80L77 103L78 104H74V101H77ZM94 99V100H93ZM110 99V100H109ZM120 99V100H119ZM142 99H144V100H142ZM166 99V100H165ZM170 99H172V100H170ZM175 99H176V101H178V99H179V102L180 101H182L183 103H185L184 101L186 100V103H185V105H183V103H182V106H181V108H179L180 109V111L179 110H177V115H176V113H175V115H174V118L172 119V117L170 116L171 115V113H172V110H167V109H170V108H168V107H171V106H173V104H174V106L175 107H177V108H175L174 106V109L176 110V109H178V106H176L177 105V102H176V104H175ZM182 99V100H181ZM204 99H206L205 101H204ZM237 99V98H236ZM30 102H32V106L35 108H33V110L36 112V114H34L33 113V115H36L35 117H32V112H33V110H31L32 108H30V107H32V106H29L30 105V103L28 102V101ZM35 100V101H34ZM40 100H38V102L37 103H39L40 102ZM53 100H55V103H52L51 101H53ZM63 100H64V102H63ZM93 100V101H92ZM98 100V101H97ZM115 102H114V101ZM116 100H118V101H120V102H118V101H116ZM123 100V101H122ZM141 100V101H140ZM148 102L147 104H146V101ZM174 100V101H173ZM196 100V103L194 102ZM224 100H226V102L224 103ZM27 101L28 103H26V104H28V105H26L25 104V102ZM43 101V102H42ZM51 102V104H50V102ZM59 101H61L60 103H59ZM86 101V102H85ZM140 101V102H139ZM154 101H155V103H154ZM165 101L166 102H169L170 103V105L171 106H168L167 107V104L169 105V103H166V105L164 106L163 105V103L165 104ZM173 103H172V102ZM220 101V102H219ZM262 101H264V100H262ZM63 102V103H62ZM65 102H67L66 104H65ZM113 102H114V104H113ZM129 102V103H128ZM139 102V103H138ZM142 102V104L141 105H144L143 106V109H142V107L141 106H139V104ZM162 102V103H161ZM214 102H215V104H214ZM231 102V101H230ZM232 102H233V100H232ZM1 104H2V102H0ZM25 105H24V104ZM58 103L60 104V108L62 107V109H63V107L64 106H61V105H67L68 103H69V105L71 104H74L75 106H73V107H70V109L71 108H73L71 111L72 112H70V110L69 111H66V113L68 112H70L69 114H66V113H64V110L65 109H63V112H59V115L61 116V117H63L62 119L60 118V119H56V117H58V115L57 114H55L54 115V112H56V110H54V112H53V115L51 114L52 113V111H53V107L55 108L56 106H53V105H55V104H57V109L59 108L58 107ZM62 103V104H61ZM81 103V104H80ZM92 103V104H91ZM95 103V104H94ZM116 103V104H115ZM125 105H124V104ZM132 103H135V104H133V106H132ZM149 103H150V106H149ZM241 103V102H240ZM240 103H238L237 105H238V107L237 108H239V106L241 105ZM6 104V105H5ZM13 104H15L16 106H14ZM21 104L25 107L26 106V108H24L23 107V109H28L29 110V108H30V110L27 112V111H25L26 113H28V116H29V114H30V118H31V120H30V118L29 117H27V115H24V119H23V114H24V112L22 113V111H24L23 109H19V108H21L22 106H21ZM87 104V105H86ZM155 104V105H154ZM160 104V105H159ZM179 104V103H178ZM195 104V105H194ZM115 105H117V107L115 106ZM135 105V106H134ZM148 106V107H146V106ZM157 105H158V108H156L157 107ZM187 105H188V107H187ZM202 105L205 107L204 108V110H202V112L201 111H199V113L201 114L200 116H203L204 115V119L201 117L200 118V116H198V118H197V116H196V118L197 119H195V118H193V117H195V115L196 114H199L197 111H198V109L199 108H201V109H203L202 108ZM212 105V106H211ZM244 103H242V107H244V106H246V105H244ZM262 105H264V102H262L261 104H258V106H261V107H259L260 109H262V111L261 110H259V111H257L258 112V115L256 114L257 112L255 111V109L256 110H258L259 108H258V106L257 107H255V109L253 110L254 112H256L254 115H257V117H260L262 114H264V106H262ZM5 106H7L6 108H5ZM29 106V107H28ZM48 106V107H47ZM50 106V107H49ZM53 106V107H52ZM82 106V107H81ZM98 106V105H97ZM112 106H114L113 108H115L117 111H115V110H113V108H112ZM126 108H125V107ZM129 106H130V108H129ZM156 106V107H155ZM160 106V107H159ZM163 106V107H162ZM191 106H194V107H191ZM201 106V107H200ZM220 106H222V107H220ZM225 106V107H224ZM10 108L11 109V107H12V109L14 110V111H16V109L18 110L17 112H12V109L10 110L9 109V113L12 115L11 117L9 116V113L7 112V108ZM13 107H15V108H13ZM52 107V108H51ZM119 107V108H118ZM124 107V108H123ZM140 107V108H139ZM150 107H151V112H152V110L154 109H157V110H155V111H158V113H160V114H158V113H155L154 112V110H153V112L152 113H149L148 112V108H149V110H150ZM153 107V108H152ZM165 107H167L166 109H165ZM173 107H171V108H173ZM211 107L213 108V109H211ZM216 107V108H215ZM38 108V109H39ZM45 108H50V110H51V112H50V114L48 115V112L50 111V110H46ZM55 108V109H56ZM64 108H66V107H64ZM161 108V109H160ZM188 108V109H187ZM206 108H208V109H206ZM219 108H221V109H224L223 111H218V110H220ZM226 108V109H225ZM246 108V107H245ZM258 108V109H257ZM2 109H4V110H2ZM68 109H69V106H68ZM142 109V112H140L139 113V111ZM174 109H173V111H174ZM184 109H186L185 111H184ZM251 109V108H250ZM20 110H22L21 111V119L19 120V111ZM67 110V109H66ZM99 110H100V112L103 114H101L100 112H99ZM105 110H107V111H105ZM129 110V111H128ZM162 110V111H161ZM166 110V111H165ZM187 110H188V112L191 114H194V116L191 118V117H189V116H191L190 114L188 115V112H187ZM195 110H197L196 111V113L195 112H192V111H195ZM200 110V109H199ZM226 110H228L227 111V113H226ZM238 110H241V113H243L244 112V114L246 113V111L250 114V111H249V108H246V110L245 111H242L243 109L241 108H239ZM59 111H61L60 109H59ZM110 111V112H109ZM114 111H115V114L117 115V118H116V116H115V114H113L114 113ZM161 111V112H160ZM203 111H205V112H203ZM206 111H208V112H206ZM225 111V112H224ZM236 111V110H235ZM261 111V112H260ZM130 112V114H128V113ZM166 112H167V116H169V118H171L170 120H171V124L172 123H174V124H172V126H169L168 124L170 123V121L168 120L169 118L168 117H166ZM229 112H231V113H229ZM232 112H233V114H232ZM13 113H15V115H17L16 116V120L15 119H13L15 122H13V120H11L10 118H12V117H14L13 116ZM16 113H18V114H16ZM46 113V114H45ZM76 113V114H75ZM94 113H95V115H94ZM124 113V114H123ZM138 113L140 114V115H138ZM153 113H154V115L155 114H158V115H161V113H165L164 115H161L159 118L161 119V120H159V121H157V119L158 118H155L154 116H153ZM179 113L181 114V115H179ZM186 113V114H185ZM229 113V114H228ZM237 113H239V111H237ZM247 113V114H248ZM66 114V115H65ZM107 115V117H108V115L110 116V114L111 115H113V116H110V117H106L105 119H104V117H103V119H104V121L103 120H101L100 118H102V116H104V115ZM120 114H123V115H121L120 116ZM125 114H126V117H125ZM128 114V115H127ZM136 114V115H135ZM149 114V115H148ZM174 113H172V115H173ZM232 114V115H231ZM247 114H245V115H247ZM6 115V116H5ZM48 115V116H47ZM71 115V116H70ZM142 115H143V117H142ZM145 115V116H144ZM187 117H186V116ZM228 115L230 116V118L232 117V116H234L233 118H229L228 117ZM254 115H252V117H254ZM26 116V117H25ZM51 116V117H50ZM59 116V117H60ZM69 116V117H68ZM73 116V117H72ZM114 116H115V118H116V120L118 121V123L116 124V126H122L123 128H120V127H115V126H113V125H115V123H116V121H115V119H114ZM124 116V117H123ZM137 117L136 118V120H137V123L135 124V125H133V123H132V125L133 126H131V127H133V128H129V129H127L125 126V123H128L129 122V120L130 119H132V118H134V117ZM139 116V117H138ZM151 116L153 117V119H155L154 121H155V123L156 124H158V126L157 125H155L154 124V122L151 120ZM184 117V118H182V117ZM45 117V118H44ZM65 117L67 118H70V121H69V123L67 124V125H64L65 124V122H63L64 121V119H65ZM141 117V118H140ZM145 117H147V120H146V118ZM162 117H163V119H164V117H166L164 120L162 119ZM188 117H189V119H190V123H187L188 122ZM252 117H250V118H252ZM27 118H28V121H27ZM88 118V119H87ZM112 118H113V120H112ZM120 118V119H119ZM130 118V119H129ZM248 118H249V116H248ZM56 119V120H55ZM86 119L89 121V122H87L86 121ZM97 119V120H96ZM179 119H181V120H179ZM194 119H195V121L196 122H194ZM220 119V120H219ZM26 122H25V121ZM62 120V121H61ZM67 120H69V119H67ZM66 120V121H67ZM120 120V121H119ZM121 120H123V122L121 121ZM136 120H135V122H136ZM167 120L169 121V123H167ZM172 120H174V122H172ZM232 120V121H231ZM21 121H22V123H21ZM33 121H35V123L37 124V126L36 125H34L35 123L33 122ZM141 121H143L142 123H140ZM177 121V122H176ZM200 121V122H199ZM222 121H223V123H222ZM237 121V120H236ZM250 119L249 120H246V123H250ZM7 122V123H6ZM23 122H24V124H26L27 125V122H28V126L26 127V125H23V127L25 128L24 130H27V132L24 134V136H23V138H21L22 136H19L20 135V131L19 130H21L20 128L22 127V124H23ZM68 122V121H67ZM104 124H103V123ZM149 122H151L149 125H150V127H149V125H148V123ZM153 122V123H152ZM176 122V123H175ZM194 122V123H193ZM225 122V123H224ZM229 122V123H228ZM233 122H235V120L233 121ZM21 123V124H20ZM57 125H56V124ZM71 123V124H70ZM100 123H102V124H100ZM145 123V124H144ZM180 123H183L182 125L183 126H185L184 128H183V126H182V128H179V124ZM8 124H9V129L10 130H8L7 129V127L6 126H8ZM20 124V125H19ZM70 124V125H69ZM118 124H120V125H118ZM124 126H123V125ZM141 124H143V128H142V125ZM186 124V125H185ZM45 125V126H44ZM56 125V126H55ZM101 125L103 126V129H102V127H101ZM138 125H139V131L137 130L138 129ZM176 125H178L177 127H178V130L180 129V131H176L175 129V127H176ZM20 126V127H19ZM34 126H35V128H34ZM38 126V127H39ZM41 126H43L42 128H41ZM222 126V127H223ZM10 127H12V129L10 128ZM30 127H32V129L30 128ZM102 129H100V128ZM112 127L114 128H116V129H112ZM149 129H148V128ZM154 127H159V128H155V130H156V133H154L153 132V128ZM162 127H163V125H162ZM44 128V129H43ZM50 130H49V129ZM59 128H60V126H59ZM66 128H64V129H66ZM97 128H99L98 130H97ZM120 128V129H119ZM141 128L142 129H144L143 131H141ZM150 128H151V130H152V132H153V134H152V132L150 133ZM173 128H175V129H173ZM3 129H4V131H3ZM30 129V130H29ZM42 129V130H41ZM95 129H96V131H95ZM123 129H125V131H121V130H123ZM182 129V130H181ZM16 130H18V132L16 131ZM24 130H22V132L24 131ZM60 130V129H59ZM117 132H116V131ZM128 130V131H127ZM132 130H134V132H132ZM149 132H147V131ZM158 130V131H157ZM174 130V131H173ZM191 130V131H190ZM3 131V132H2ZM8 131V132H7ZM12 131L13 132H16V134L15 133H13V134H15V140L16 141H14V139L13 138H11L9 141H8V145L10 146L11 144L13 145L14 144V142L16 143L17 141L19 142H17V144H19V146H17L18 148L20 147V140H24L23 142V146L22 147H20V150H21V152L23 153H19V151H18V153H17V151H15V156H21V157H14V152L13 153H11V147H9V146H5L6 145V143H5V145H4V142L3 141H6V136H5V134H3V133H7L6 135H10L11 133H12ZM54 132V134H57V133H59L60 131H58V132ZM100 131H102V133L100 132ZM111 131H115L114 133L112 132L111 133ZM170 131V132H169ZM174 132V133H171V132ZM193 131V132H192ZM25 132V131H24ZM38 132V131H37ZM48 132V133H49ZM62 132V131H61ZM70 132V133H69ZM95 132H99L97 135H99L100 136V134H101V136H100V138H96L95 137ZM124 132V133H123ZM127 132V133H126ZM132 132V133H131ZM144 134H143V133ZM1 133L5 136H3L4 137V139L5 140H3V137H1L2 135H1ZM9 133V134H8ZM18 133H19V135H18ZM108 135H107V134ZM116 133V134H115ZM130 133L132 134V135H130ZM134 133H136V134H134ZM148 133V134H147ZM169 133H171V137L169 138ZM41 134L42 135H40V137L41 136H44L45 134L47 135H45V137L47 138L48 137V135L49 134H47V132L44 134V133H42L41 132ZM44 134V135H43ZM115 134V135H114ZM142 134V135H141ZM178 134V135H177ZM12 135V134H11ZM16 135H18V136H16ZM35 135H37V133L35 134ZM52 135V134H51ZM61 137H60V136ZM94 136L95 137V139H94V137L92 138V136ZM103 135V136H102ZM107 135V136H106ZM123 135V136H122ZM251 135L252 134H250V137H251ZM64 136V137H65ZM204 136V135H203ZM253 136V135H252ZM24 137L26 138V139H24ZM58 137L59 138H62L63 137V132L61 133V134H58ZM58 137H55L54 136V140H56L55 138H58ZM109 137H111L113 140H111V139H109ZM120 137V138H119ZM130 137V138H129ZM174 139H173V138ZM249 137V135H248V138L247 139H249L250 138ZM255 136H253V137H251V138H254ZM21 138V139H20ZM44 138V137H43ZM53 139V137H48L47 139H45V140H47V142H48V139H49V141L51 142V141H53V142H55L54 140H52ZM105 138V139H104ZM121 138H123V139H121ZM129 138V139H128ZM177 138V139H176ZM251 138H250V141L248 142L249 144H251L255 139H257V141H255L254 143H252L251 144V146L252 145H254V144H256V142H257V144H258V147L260 146V141L261 140H264V139H260L259 140V138H255V139H252L251 140ZM9 139V138H8ZM93 139H94V141H93ZM98 139V141H99V143H98V141H96ZM118 139V140H117ZM121 139V140H120ZM155 139L157 140V141H155ZM3 140V141H2ZM58 140L59 139H57V142H58ZM64 140V139H63ZM106 140V141H105ZM109 140V141H108ZM117 140V141H116ZM13 141V142H12ZM34 141H36L35 139H34ZM116 141V142H115ZM120 143H119V142ZM155 141V142H154ZM46 143V145H50L51 143V145L50 146H54V144H56V143H53V142H51V143ZM60 142V141H59ZM65 142V141H64ZM103 142V143H102ZM133 142V141H132ZM143 142V141H142ZM149 142V141H148ZM35 143V142H34ZM70 143V142H69ZM115 143V144H114ZM127 143V144H126ZM144 143V142H143ZM143 143H141V144H143ZM153 143H154V145H153ZM17 144H14V145H17ZM58 144V143H57ZM59 144H61V143H59ZM91 144V143H90ZM117 144V145H116ZM148 144V143H147ZM2 145H4L5 146V149L3 148V146ZM11 145V146H12ZM22 145V144H21ZM62 145V144H61ZM60 145V146H61ZM94 145H90V147H88V148H86V149H88V151H90V150H94V149H96V147L94 146ZM102 145V146H101ZM107 145H108V148H109V146L113 149H111L114 153V155H115V159L111 162V160H110V163H112L113 165H109L110 163H109V161L108 160H106V158H105V156L106 155H108V152H107V149H105V148H107ZM112 145H114V146H116V147H113ZM120 145V146H119ZM125 145V146H124ZM129 145V146H128ZM145 145V144H144ZM153 145V146H152ZM180 145V144H179ZM214 144H212V145H208V147H207V149L206 150H208V148H209V150L208 151H206V153H203L204 151H205V149H201V150H199L198 152H196V153H199V155H201L200 153H203L202 155H201V157H198L199 155L198 154H196L195 152H193V149H191L192 151H190V149L189 150H187V153H186V156L183 158V160L181 161H179L178 160V158H177V160H175V161H177L176 162V164L174 163L175 161H172V166L174 165V169L176 170V166H177V168H178V170H176V172H175V174H173L172 175V173H174L173 171H175L173 168H170V169H167L166 171H168V172H166L165 171V173L164 174H167L166 175V178H165V175H163V177H164V179H159V182L157 183H155V181H152V180H150L151 178L150 177H154V176H151V174H150V172H149V176H148V174L145 176L148 180H150V181H152L151 183H150V181H148L146 178H140V180H142V182L140 183V186H138V187H135V189H137V190H134L135 192H133V194L135 193V195L134 196H131L132 197V199L134 198V200H132V199H130V200H127L126 199V203H128V201L131 203H129V205H131L130 207V210H129V208L127 207L128 205L127 204H125V202H124V205H125V207L126 208H128V214H126L125 215V217H126V219H124V220H133V221H135V222H133V223H135L134 225L132 224V222L129 220V222L127 223L128 224V226H127V224H126V222H125V224H126V226H127V228H131L130 229V234L132 235L133 234V236L134 237H132L131 236V240L133 239V242H136L135 240H137V239H135V237L136 236H138L139 235V231H141V227H143L144 226V224L146 225V223H148V225L146 226V228H148V226H150L149 228H151V230H152V228H153V221H157V223H161V222H163L164 220H163V218H165V217H163V216H166L167 214L166 213H168L169 212V209H170V204H169V200H172V201H174V199H179V197H180V195L181 194H183L184 193V191L185 190H188L189 188L188 187H190L191 189L190 190H192V191H195L196 190V186L199 184V183H197V182H195L196 181V179H192L193 177H194V175H191V176H193V177H189L190 175H188L189 173H190V171H192V172H194L195 171V169L197 168V166H196V168H195V165H194V167L192 168V166H193V164H194V162H195V158H196V155H197V158H202V162H204L205 161V164L207 165V166H205V164H204V166L206 167L205 169L204 168H202V171L198 174L197 173V175H199V180H201V179H203L204 180V182L203 183H205V181L206 180H208V182L210 183V179L209 178H211V177H209L208 179L207 178H203V177H200V176H202L203 174H204V172L208 169V170H210L211 169V171H213V172H215V173H217L218 172V170H220V171H222V169H221V167L223 168V169H225L227 166H226V163L224 162L223 163V161H221L220 160V158H222V157H224V153H222L221 155L217 152V149H214L215 147H217L216 145H214ZM25 146H27L26 148H25ZM59 145L57 146V145H55L54 147H57V149L60 147ZM67 146V145H66ZM72 146H75V145H68V148H65L64 147V149H66V150H63L62 149V151L64 152L65 151V153H66V156L67 155H69V154H67V149L69 150V148L71 147L72 149H73V147ZM100 146H101V148H100ZM120 147V149H117V148H119ZM142 146V145H141ZM214 148H213V147ZM16 147V148H17ZM54 147H53V150H54ZM92 147V148H91ZM95 147V148H94ZM143 147V146H142ZM16 148H14V149H16ZM32 148V149H33ZM60 148H62V147H60ZM70 148V149H71ZM145 148L146 147H143V150H145ZM246 144H244V149H241V150H239V151H236V152H234L235 153V155H234V158H233V160L232 161H230L231 162V164H230V166L229 167H227V169L228 168H230V167H233L234 165H236V162L237 163H239L240 161H241V163H243V162H245L246 160L247 161H249L248 159H246L245 160V157L243 156V155H246V153H247V156H246V158L248 157V156H255V152H257V154L259 153V148H258V150H257V148H252L253 150H251V152H250V150L248 149V148H246ZM13 149V150H14ZM26 150V152H25V150ZM29 149V150H28ZM85 149V148H84ZM155 149V150H154ZM212 149H213V152L215 153V155H216V157L214 156V153H212ZM12 150V151H13ZM16 150H19V149H16ZM28 150V151H27ZM35 150V149H34ZM60 150V149H59ZM58 150V151H59ZM76 150H77V147L75 146V149H74V151L73 152H75V153H77V155L79 154V155H81V153H78L79 151H81V150H79V151H77L76 152ZM116 150H117V152H116ZM142 150V151H143ZM204 150V151H203ZM55 151V150H54ZM62 151L61 152H59V154L61 153L62 154ZM72 151H71V153H72ZM102 151V150H101ZM100 151V152H101ZM132 151H133V154H132ZM151 151V152H150ZM200 151H203V152H200ZM219 151V150H218ZM8 152H9V154L10 155H7L8 154ZM68 152H70V150L68 151ZM90 152H92V151H90ZM127 152V151H126ZM192 152H193V154H192ZM208 152H210V155H209V153ZM216 152H217V154H216ZM249 152H250V154H249ZM253 152V153H252ZM58 153V152H57ZM70 153V154H71ZM123 153V152H122ZM191 153V154H190ZM208 153V154H207ZM212 153V154H211ZM241 153V156L239 155ZM1 154V153H0ZM17 154V155H16ZM31 154V155H30ZM56 154V153H55ZM59 154H57V155H59ZM101 154H103V153H101ZM111 154H112V152H111ZM111 154H110V156H111ZM124 154V156L127 158V154H130L129 152L127 153V154H125V153H123ZM134 154V155H135ZM142 155V157L144 156L145 158H147L148 160H150V162L149 161H147V159H143L142 158V162H141V159L140 158H138L139 156L138 155ZM219 154V156H217ZM252 154V155H251ZM2 155V154H1ZM24 157H23V156ZM62 155H64L63 157H66L65 156V154H62ZM75 155L76 154H74L73 153V155L71 154V157L73 156L74 158H75ZM76 155V156H77ZM78 155V156H79ZM97 155V156H96ZM127 155V156H126ZM130 155V156H131ZM135 155V156H136ZM140 155V156H141ZM211 155H213V156H211ZM237 155V156H236ZM9 156V157H8ZM10 156H11V159H9L10 158ZM70 156V155H69ZM102 156V157H101ZM109 156V157H110ZM131 156V157H132ZM211 156V157H210ZM253 156V158H257V156H255L254 157ZM36 157V156H35ZM72 157V159L73 160H71L72 162H74V158ZM82 157V156H81ZM109 157H107V159L109 158ZM120 157V156H119ZM153 157V158H152ZM205 157V158H204ZM240 157H241V160H240ZM244 157V158H243ZM259 157V156H258ZM68 159H69V157H67ZM78 158V157H77ZM76 158V159H77ZM80 158V157H79ZM95 158H93L91 161H92V164H95V162L94 161H98V160H95ZM110 158H112V157H110ZM122 154H121V160H120V163H121V161H122ZM125 158V159H126ZM187 158V160H185ZM192 158V159H191ZM208 158H209V160L210 161H208ZM255 158V161L256 160H260L261 158L259 157L258 159H256ZM75 159V161H78V160H76ZM125 159H123V162L124 161H127V160H125ZM128 159V158H127ZM130 159V158H129ZM135 159V160H136ZM190 159H191V161L192 162H190ZM200 159H196V160H200ZM215 160V162H216V164L217 165H215V162H214V160ZM8 160V161H7ZM85 160V159H84ZM116 160V161H115ZM131 160V159H130ZM129 160V161H130ZM133 161H131V162H134L135 160L134 159H132ZM144 160V161H143ZM158 160V161H157ZM207 160V161H206ZM252 160H254V159H252ZM252 160H250V161H252ZM1 162H3L2 160H0ZM81 161V158H80V160L78 161V162H80ZM118 161H119V159H118ZM146 161V162H145ZM219 161V162H218ZM243 161V162H242ZM46 162H47V159H46ZM114 162V163H113ZM123 162H122V164H123ZM128 162V161H127ZM141 162V163H140ZM198 161H196V165L198 164L197 163ZM200 162V161H199ZM202 162H200V164L202 163ZM207 162V163H206ZM209 162V163H208ZM220 162L222 163V164H220ZM235 162V163H234ZM260 162V161H259ZM22 163V162H21ZM45 163V162H44ZM118 165H117V164ZM129 164H130V162H128ZM128 163H126V164H128ZM139 163L142 165V166H139ZM191 163H192V166H191ZM212 163V164H211ZM234 163V164H233ZM1 164V163H0ZM4 164V162H3V164H1V166L0 167H2V166H4L5 165ZM17 164V163H16ZM116 164V165H115ZM156 164V165H157ZM200 164H198V166L200 167L201 165ZM209 164V165H208ZM211 164V165H210ZM233 164V165H232ZM240 164V163H239ZM239 164H237V165H239ZM7 165V164H6ZM5 165V166H6ZM21 165V164H20ZM20 165H19V167H18V169L20 168ZM86 165V164H85ZM96 165H101L100 164V162H99V164H98V162H97V164ZM182 165V166H181ZM214 165H215V167H217V169L214 167ZM220 165H221V167H220ZM18 166V164L16 165V167ZM43 166V165H42ZM103 166V165H102ZM101 166V167H102ZM123 165H121V167H122ZM125 166V165H124ZM127 166V165H126ZM129 166V165H128ZM188 166V167H187ZM211 166V167H210ZM30 167V166H26L24 169L26 170L25 171V175L24 176H27V177H30V178H33V177H31V175H29V173H28V171H27V169ZM39 167V166H38ZM44 167V166H43ZM106 167V166H105ZM120 167V166H119ZM181 167L185 170V173H184V170H183V173L185 174L184 175V177L186 178V181H182V179H183V177H182V179H181ZM192 168V170H190L191 168ZM209 167V168H208ZM257 167V169L259 168L258 167V165L256 166ZM55 168H57V169H59L60 167H55ZM103 168H104V166L102 167V170H103ZM113 168H116V169H113ZM123 168V167H122ZM122 168H120L121 169V171H122ZM131 168H129V167H125V169L128 171V169H129V171H128V175L130 176V174H131V171H133ZM195 168V169H194ZM262 168H264V167H262ZM262 168H259V169H261V170H257V172H255V175H256V173H258V174H260V173H262V174H260L259 176L257 175V176H254V173L252 174L254 177H255V179H254V177L252 176L251 177V179H248L247 178V180H244V181H246L248 184L251 182V186H247V185H245V191H248V187H251L252 188V190H251V192L253 191V193H249L248 195H238L239 197H235L234 196V193L232 192H229V194L230 195H232V197L231 198H229L227 195V197L229 198V199H222V197L223 196H221V199H222V201L220 200V198L218 197V199L219 200H216L215 201V206L213 207L212 206V210L214 209V211H216V206L217 207H220V208H222L223 206H227L229 203V205H231V207L230 208H226V211H229V212H231L230 214H231V216H233L232 214H238L239 213V211H240V213H242V214H240L239 213V218H238V215L236 216L237 218H235V220H239V219H244V220H247L248 218L249 219H252V218H254L253 220H255V219H257L258 221H253L254 222V227H255V229H254V227L252 226V222L251 223H248L249 224V226H244V228L242 227L243 226V224L241 223L242 221L240 220L239 221V223L237 222V221H234V224H233V227L231 226V228L232 229H234V225L235 224H237V228L239 229V231H237V233H235L236 235H238V233H242V232H244V237H243V235H241V234H239L238 236H236L235 234H234V237L235 238H233L232 236H229V237H232L233 238V240L231 239V242H230V238L228 239V240H226L227 239V237L228 236H226V241L228 242L229 241V243H231V244H229V243H227V245H226V241H224L223 239H222V237L220 236L219 238L221 239V240H223V243H222V245L221 244H219V247H220V250H221V253L223 254V255H225L224 257H226V258H231L232 256H236L238 253H243V251H249V250H245V249H249V246H251L252 247V244H254V243H259L260 245L261 244H264V240H262V239H264V234H261V233H264V229H260V230H258V228H264V225H262L261 227H259V226H257V228H256V225L257 224H255V223H258V225L262 222V224H264V221H262V217H264V213H262V212H264V198H262V197H264V193H258L259 191H261V192H264V189H261V188H259L258 189V186H260V184H261V187L262 188H264V182H262V180H264V177H262V176H264V172H261V171H264V170H262ZM23 168H20V175L21 174H23V172H21V170L23 171L24 170ZM119 169V168H118ZM193 169H194V171H193ZM214 169V170H213ZM217 171H216V170ZM227 169H225V170H227ZM101 169H100V171H102ZM104 170L106 171V169L104 168ZM103 170V171H104ZM114 170H116V171H114ZM173 170V171H172ZM180 170V171H179ZM44 171L46 172V170L44 169L43 171H40V177L41 178H45L46 176H48V172H50L51 170L50 169H48L47 168V175H42L41 176V173L43 174L44 173ZM126 171V172H127ZM198 171V170H197ZM200 171V170H199ZM28 174H27V173ZM54 172H55V170H54ZM107 172V171H106ZM105 172V173H106ZM119 172H120V170H119ZM122 172H125L124 171V169H123V171ZM188 172V173H187ZM196 172V171H195ZM206 172H208V171H206ZM118 173V172H117ZM133 174L129 177L130 179H133L134 180V177H135V171L134 172H132ZM176 173H177V175H176ZM183 173H182V175H183ZM201 173H202V175H201ZM19 174V173H18ZM27 174V175H26ZM35 174V173H34ZM33 174V176H34V178L36 177V182L37 183H34V184H36V185H38V175H34ZM108 174V173H107ZM106 174V175H107ZM119 174V173H118ZM118 174L116 175V176H118ZM120 174H121V172H120ZM123 174V173H122ZM125 174H127V173H125ZM168 174H169V176H168ZM191 174V173H190ZM192 174H195V173H192ZM51 176H52V173L50 174ZM124 175V174H123ZM127 175V176H128ZM188 175V176H187ZM108 176V175H107ZM132 176H134L133 178H132ZM167 176H168V179H169V177H170V179L171 180H169V182L167 181L168 179H167ZM49 177V176H48ZM174 177V178H173ZM195 177H198V176H195ZM194 177V178H195ZM108 178H109V176H108ZM108 178L106 179V181L108 180ZM129 178H127L128 179V181H129V184L130 185H132V181L133 180H129ZM150 178V179H149ZM156 178L157 177H154V180H156ZM175 178H177V179H175ZM184 178V179H185ZM190 178H191V180H192V182H194V184H197L196 186H194V184H192L190 181ZM214 178V177H213ZM256 178H257V180H256ZM259 178V179H258ZM262 178V179H261ZM23 179H24V177H23ZM212 179V178H211ZM215 179V178H214ZM214 179H212V180H214ZM235 179L237 180V177H235ZM239 179V178H238ZM246 179V178H245ZM254 179V180H253ZM32 180V179H31ZM47 181H48V178L46 179ZM164 180H166V182L164 181ZM176 180V181H175ZM178 180H180V182L178 181ZM203 180H201V181H203ZM252 180V181H251ZM256 180V181H255ZM261 180V181H260ZM34 181V179L32 180V182ZM46 181V183H45V179H44V181H42L43 182V186L45 185V184H50L49 186H53L52 184H53V182H52V180L50 181V182H52V183H50V182H47ZM137 182L138 180H134L133 181V184H134V182ZM178 181V182H177ZM188 181L190 182V184L188 183ZM250 181V182H249ZM259 181H260V184H259ZM100 182V181H99ZM112 182V181H111ZM135 182V183H136ZM143 182H144V184H143ZM154 182V185L151 187V188H149V189H151V190H153V191H150V190H147V191H144L143 192V189H145L146 188V185H147V188H148V185H149V187H150V184H152ZM160 182H164V183H168L167 184V188H166V191H165V189H164V191L162 190V188H164V186H166V185H162V186H160ZM208 182H206V184L208 183ZM262 182V183H261ZM45 183V184H44ZM149 183V184H148ZM163 183V184H164ZM171 183H173V185L171 184ZM181 184V185H178V184ZM200 183H202V182H200ZM202 183V184H203ZM212 183V182H211ZM210 183V184H211ZM29 184H33V183H29ZM33 184V185H34ZM64 184H65V186H67L66 185V183L64 182ZM187 184H189V185H187ZM209 184V186H210V188H207V187H205L204 185H202L201 186V188H203L204 189V187H205V189H204V191H203V189H201V188H199L198 190H196V193L194 192H192L193 194H195L194 196H196V194L198 193V195H199V197H198V195H197V197H195L194 198V196H193V194H192V196L190 197V190H188L186 193L187 194H183V195H187V196H189V197H186V199L185 198H180L177 202L176 201H174L173 203H174V205H175V209H180V211H181V209L183 208V211H178L177 212V214H175V216H173L174 215V213L173 212H175L176 213V211L174 210L173 212L171 211V212H169L170 214H172V216H171V218H170V220L169 219H167V221L168 222H170V226L169 227H166V225L167 224H165V222H163V224H165L162 228H161V224L157 227V230L159 231L158 233L156 232V230H154L156 233H154V235H160V233L162 234L163 232H164V234L166 235V233L168 234V232H170L171 234H173L172 232H174V234L176 235V239H175V236H174V234L172 235V236H170V233L168 234V237L170 236V237H174L173 238V240H172V242L171 243H173V241L175 240V242H176V244H172V246H173V248L175 247V245H177L176 247V249H175V253L173 252L174 251V249L172 248V246H171V248L169 247H166V249H165V246H164V238L165 237H163V234L161 235V237L163 238H159L158 236V238L155 236V238H157L158 239V241H156L157 239H155L154 238V236H151L152 237V241H153V239H155L154 240V242H156V244H157V246L155 245L154 247L155 248H153V250L151 249V251H152V253H153V251H154V249H156L155 250V252H157V254H156V257H157V255H158V257H159V255H161V253L160 254H158L159 252H160V249H161V247H162V249H163V256L161 257V260L163 261V257L165 256L166 258H168L167 256L169 255V254H173L174 253V255H176V252L178 251V248H179V252H182V250H184V251H186L185 253H184V251L182 252V253H184V256H183V258H180V260L178 261L179 263H180V261H181V263L180 264H195L196 263V258H200V257H202V258H206V257H208L209 255H210V251H209V253L206 255L205 253H207L208 251L207 250H205L206 248H209L208 250H211V248H213V246H215V245H213V244H215L216 243V246H217V243H218V241L217 240H219V238H217V239H215V241H214V239L212 240V242H214L213 244L212 243H210L211 242V239L209 240V239H206V242H207V240L209 241V242H207V244H209V246L210 247H208V245L206 244V243H204L203 245H207V247H203L202 248V246L200 247L201 248V250H203V252H204V250L206 251L205 253H203L202 251H199L198 249H196V250H198V255H197V252H196V254H193L194 252H193V250L195 249V248H197L198 247V245H197V243H196V245L194 244V241H193V243H190V242H192V241H186L187 239H185V240H183L184 238H186V235L185 236H183L182 238H180L181 240H183V242H184V244H182V242H181V240H179L178 239V237L180 236H182V233H183V235L185 234L184 232L185 231H187V230H189V232H190V230L193 232L194 230H196L197 229V231L200 229V230H204V228L206 229V230H204V231H206V233H208L209 234V232H211V234H212V237H214V236H216L217 235V229L219 228V227H221L220 226V224L219 223H216V221H215V219H214V215L212 216V217H210V215L211 214H214L213 212L214 211H212L211 210V212H209L210 214H209V216L207 217V218H204L205 220H203V218H201V210L202 209H200L199 207H197L198 205H206L207 203H209V201H211L210 199L212 198L211 196H213L212 194H214V188H215V186H217V184H219L218 183V181L215 179L214 181H213V183L210 185ZM226 184H227V181H223V183H222V185H223V189L222 190H225V192L228 190V189H230V190H228V191H237V190H235V185L238 187V184L239 183H236L234 186H233V188H234V190L233 189H231L232 187H225L226 186ZM246 184V183H245ZM169 185H171V187H172V190L174 191V189H175V191H174V193H173V191L170 189L171 187H169ZM187 185V186H186ZM228 185V184H227ZM252 185H254L255 187V189L253 190V186ZM179 186H181V189H180V187ZM206 186H208V184L206 185ZM159 189H158V188ZM196 187V188H195ZM198 187H200V185H198ZM222 187V186H221ZM225 187V188H224ZM247 187V188H246ZM44 188V187H43ZM47 188H48V186H47ZM53 188V187H52ZM52 188H49V193L51 194L52 192ZM140 188H141V190H140ZM177 188H179V191L181 190V191H183V193H179V194H177V195H179V196H177L176 194H175V192H177L178 190H177ZM195 190H194V189ZM44 189H46V187L44 188ZM154 189H155V191H154ZM158 189V190H157ZM172 191H170V190ZM206 189H209V190H207V191H205ZM227 189V190H226ZM237 189V188H236ZM257 189V190H256ZM47 191H48V189H46ZM146 190V189H145ZM157 190V191H156ZM199 190H201V191H203V192H200ZM213 190V191H212ZM239 190V189H238ZM250 190V189H249ZM256 190V191H255ZM19 190H16V192L14 193V196L13 197H16L17 196V200L19 201V198H20V200H22L23 198H21L22 196H20V194H19V192H18ZM24 191H26V194L24 195L25 197L27 196V198L30 196V194L28 193V191L25 189ZM47 191L44 193V197L46 196L45 194H47ZM126 191V190H125ZM162 191H163V194H162ZM178 191V192H179ZM190 191V192H189ZM200 192V194H202L203 193V195H200L199 194V192ZM212 191V193L210 194V196L208 195L210 192ZM18 192V195L16 194ZM23 191H20V193L21 194H23L22 193ZM44 192V191H43ZM119 192V191H118ZM145 193L144 194V196H145V198L147 199L148 198V201L146 202L143 198H142V196H141V194L140 193ZM148 192V193H147ZM150 192H152L153 194H155V195H157V202H155L156 200H155V198L153 197V195H151L152 193H150ZM155 192V193H154ZM167 192H170V193H173V194H171L170 196L171 197H169V194H167ZM222 192V191H221ZM220 192V193H221ZM225 192H224V196H225ZM0 193H5V192H0ZM25 193V192H24ZM70 193V192H69ZM69 193H67V194H69ZM75 193H78V192H74V195H77V194H75ZM123 193V192H122ZM150 193V194H149ZM157 193V194H156ZM206 193V194H205ZM220 193H219V196H220ZM223 193V192H222ZM242 193H245V194H247L246 192H242ZM16 194V195H15ZM64 194H66V193H64ZM66 194V195H67ZM71 194V193H70ZM79 194H81V193H79ZM78 194V195H79ZM126 194H128L129 196H130V194L128 193V191H127V193H125V195ZM138 194V195H137ZM162 194V196H160ZM174 194L176 195V196H174ZM205 194V195H204ZM227 194V193H226ZM29 195V196H28ZM73 195V194H72ZM74 195H73V198H74ZM163 195H166V196H164V197H169V198H172V199H169V198H167V204H168V207H167V209H165V206H166V204H165V201H163V199L165 200V198L163 197ZM168 195V196H167ZM183 195H181V196H183ZM221 195H223V194H221ZM258 195L262 198H260L259 199V197H258ZM262 195V196H261ZM81 196V197H80ZM123 196V195H122ZM172 196H174L175 198H173ZM206 196H208V197H210V198H207ZM240 196H241V198L243 199V198H245L244 200H242L241 198H240ZM255 196H256V198H255ZM19 197V198H18ZM76 197V196H75ZM78 197H80V199H82L83 197H82V195H79ZM125 196H123V198H124ZM130 197V198H131ZM139 197V198H138ZM149 197H151L150 199H149ZM161 197V198H160ZM177 197V198H176ZM206 197V198H205ZM247 197V198H246ZM129 198V197H128ZM153 198V199H152ZM190 198H192V199H190ZM248 198H250L249 199V202L251 201L252 203H253V205L255 206V208H254V206L251 204V202L249 203L248 201H247V199ZM24 199H26V198H24ZM24 199L22 200V201H24ZM41 199L42 200H44L43 199V197H41ZM45 199H47V197L45 198ZM79 199V198H78ZM77 199V201H79ZM144 200V202H142V201H140V200ZM208 199V200H207ZM236 199H238L239 200V202H238V200H236ZM252 199H253V201H252ZM255 199H257V200H255ZM16 200V201H17ZM27 200L28 199H26L25 201H26V204L28 205V203L29 202H33V200L29 197V200H28V202H27ZM41 200V201H42ZM124 200H125V198H124ZM123 200V201H124ZM135 200L137 201L138 200V202H136L135 203ZM152 200H155L154 202H155V204H153V206H152V203H154ZM181 200V201H180ZM206 200V201H205ZM234 200H236V201H234ZM258 201L257 203L259 204V202H260V200L262 201V202H260V205H261V203H262V205H261V207H259V208H261L260 209V211H261V213H260V211H258L259 210V208H258V206L259 205H257L256 203H255V201ZM22 201H19L20 203L22 202ZM85 203L83 200H80V203L78 202V204H80V205H82L83 203ZM132 201V202H131ZM151 201V202H150ZM172 201H170V203H172ZM194 202L193 203V205H190L189 203H186V202ZM197 201H198V203H197ZM203 201H205V202H203ZM219 201H220V203H219ZM229 201V202H228ZM232 201H234L233 203H232ZM18 202V204L19 205H21L20 203ZM42 202H44V201H42ZM222 202V203H221ZM224 202H225V204H224ZM238 204H236V203ZM243 202V203H242ZM37 203V202H36ZM44 203H46V202H44ZM140 203H141V205H143V204H145V206L148 204L150 207H148V209H147V207L145 208L144 207V205L141 207V205H140ZM143 203V204H142ZM157 203H160L159 205L160 206H156V205H158ZM177 203V204H176ZM183 203V204H182ZM185 203V204H184ZM205 203V204H204ZM235 203V204H234ZM242 203V204H241ZM247 203H249V204H247ZM255 203V204H254ZM22 204H23V202H22ZM32 204H35V200H34V202L32 203ZM137 204V205H136ZM164 204H165V206H164ZM188 206H191V207H188ZM197 204V205H196ZM218 204H221L222 205V207L221 206H219ZM239 204L240 205H243L242 207H240V208H243L244 206H246V204H247V206L249 205V207L246 209V210H248L251 206V210L249 209L248 211L250 212V213H252V215L249 213V212H246V210H245V212H241V209L240 210H237L236 208L237 207H239ZM178 205V206H177ZM180 205V206H179ZM195 205H196V208H197V210H199L198 212L196 211V208H195ZM233 205H236V206H233ZM251 205V206H250ZM37 207V204H35V205H33L32 207L30 206V212H31V209L33 208V207ZM137 206V207H136ZM155 206V207H154ZM161 206H162V208H161ZM176 206L177 207H179V208H176ZM181 206H182V208H181ZM202 206V207H203ZM133 207V208H132ZM136 207V208H135ZM140 207H141V209H140ZM144 207V208H143ZM163 207H164V210H163ZM186 207H188L189 208V210L192 212V209L194 210V211H196L195 213H197V218H195V215L194 214H192L191 213V215L193 216L194 215V218L196 219H194L193 220V217H192V220H189V219H191V215H189L188 213H190V211L186 208ZM194 207V208H193ZM235 207V208H234ZM17 208V210H15V212H14V216L12 215V217H10L9 219H7V220H9V222H12V224L14 223L13 221H10V219L12 218H14L15 217V215L17 214V215H19V216H21L22 214H20L19 212H18V210H19V208H20V206H19V208L18 207H16ZM134 208L136 209V210H138V211H136V210H134ZM140 210H139V209ZM158 208H159V210H158ZM199 208V209H198ZM220 208H218L217 210L218 211H216L218 214H220V215H222V216H220L219 218H222L223 217V212L221 211L222 209H220ZM233 208V209H232ZM35 209H36V211H38V209L37 208H34L33 210H32V212L33 213H35L36 214V211H35ZM133 209V210H132ZM146 211H145V210ZM160 209H162V210H160ZM184 209H185V211H184ZM229 209V210H228ZM235 209V210H234ZM239 209V208H238ZM244 209H245V207H244ZM255 209H256V211H255ZM155 210H158L157 212L155 211ZM234 210V211H233ZM20 211V210H19ZM137 213H136V212ZM142 211V212H141ZM148 211H149V213L151 212V214H149L148 213ZM164 211V212H163ZM193 211V212H194ZM203 211V210H202ZM238 211V212H237ZM255 211V212H254ZM31 212V213H32ZM162 212V213H161ZM166 212V213H165ZM184 212V213H183ZM215 212V213H216ZM221 212V213H220ZM237 212V213H236ZM30 213V214H31ZM32 213V215H34ZM143 213V214H142ZM165 213V214H164ZM181 213V214H180ZM186 213V214H185ZM245 213V214H244ZM247 213H249V214H247ZM29 214V213H28ZM155 214V215H154ZM164 214V215H163ZM218 214L217 215H215L216 217V219H217V216H218ZM235 214H234V216H235ZM256 214H258V215H256ZM25 215H26V217H25ZM25 215H23L25 218H27V214H25ZM129 215V216H128ZM140 215V216H139ZM151 215V217H152V219H150L149 218V216ZM163 215V216H162ZM179 215H181V216H179ZM188 215H189V217H188ZM201 215V216H200ZM246 215V216H245ZM248 215H251V216H248ZM260 215H262V217L260 216ZM3 216H5V215H3ZM3 216H1L2 217V219H0V224H1V226H0V239H2V240H0V248H1V250H0V264H13V260L15 259V256H16V258L18 257V255L21 257H19L20 259H27L29 262H32L33 260H34V258H33V260H32V256H29V252H28V249H32V250H34V249H37V247H34V246H38L37 245V243H35V242H37L36 240H38L36 237H38V235L36 236L35 234H33L34 235V237L33 236H31L30 237V239H32V237H33V243H35L36 245H34L33 243H32V248L30 247V248H28V249H26V250H24L26 247H24L25 245H27V243H28V245L29 246H31V241L29 240V242L28 241H26V239L28 240L29 238V234H31L30 233V230H29V234H28V230H27V228H25L26 226H24V225H26V223H25V220H24V222H22V219H21V222L22 223H20V217H16V218H14V219H16V224H20V226L18 225V230L20 229L19 227H21V224H23L22 226H23V229H24V231H23V229L21 230V232L19 233V236L22 238V239H24V240H22L19 236L16 238V235L18 234L17 233V229L15 230L13 227H17V226H11V223H8V221L4 218L3 219ZM145 216H148L147 218H146V220L144 219H142V217H144L145 218ZM257 216V217H256ZM121 218H123L124 217V215H123V217L122 216H120ZM120 217H118V221H122L121 219H120ZM124 217V218H125ZM132 217H134V219L132 218ZM163 217V218H162ZM179 217H183L182 219H183V223L181 224V222L182 221H179V219H181V218H179ZM226 217V216H225ZM224 217V218H225ZM243 217V218H242ZM261 217V218H260ZM22 218V217H21ZM128 218V219H127ZM142 219V221L140 220V219ZM172 218L174 219V221L177 219L178 221L176 222V224H177V226H176V224H174L175 222L173 221V222H171L172 221ZM189 218V219H188ZM210 218V219H209ZM211 218H213L212 220H211ZM224 218H222L224 221H225V223H226V218L224 219ZM260 218V219H259ZM11 219V220H12ZM18 219H19V221H18ZM147 219H149L150 220V222H147ZM181 219V220H182ZM207 219H209V221L208 222H210V221H214V223H216L217 225L216 226H219L217 229L216 228H214V229H216V230H213V229H211V231H209L208 232V227H210L211 225H212V222L210 223V224H208V223H206L207 222ZM232 219V218H231ZM248 219V220H249ZM4 220V221H3ZM148 220V221H149ZM161 220H163V221H161ZM189 221V223H190V225H189V223H188V221ZM201 220V221H200ZM202 220H203V224H204V222H205V224H204V228L202 227L203 226V224L201 223L202 222ZM217 220H219V219H217ZM259 220L261 221L260 223H259ZM5 221L9 224H7L8 225V227L6 226V224H5ZM17 221H18V223H17ZM28 221V218H27V220H26V222ZM118 221H116V223H119ZM159 221V222H158ZM166 221V220H165ZM198 221H200V223L199 224H197V222ZM68 222V221H67ZM64 223V225H65V227H67L66 229L68 230V228H70L69 226H68V224L69 223H71V221H69V223ZM124 222L121 224V226H123V224H124ZM131 222V223H130ZM136 222L137 223H139V224H136ZM141 222H143V224H141ZM187 222V223H186ZM218 222V221H217ZM228 222V221H227ZM132 224V226H130V224ZM150 223V224H149ZM213 223V224H214ZM4 224V225H3ZM112 224H113V222H112ZM124 224V225H125ZM140 224L142 225V226H140ZM175 225V227L173 226L172 227V225ZM202 226H201V225ZM207 224V225H206ZM247 224V225H248ZM28 225H32V223L30 224V222L28 221V224H27V227H28ZM71 226H72V223L70 224ZM197 225H199V226H201L200 228L197 226ZM239 225V226H238ZM261 225V224H260ZM6 226V227H5ZM113 226V230H114V227H115V224L114 225H112ZM112 226H110L111 228H112ZM118 226H120V223L118 224ZM120 226V227H121ZM135 227V230H134V232L132 231V233H131V230H133V228L132 227ZM136 226H138L139 228H137ZM191 226H193V227H196L194 230L192 229L193 227H191ZM213 226V225H212ZM212 226L210 227V228H212ZM215 225H214V227H216ZM251 226H252V228H253V231H251L252 229H251ZM119 227V229H120V231L121 230H125V229H122V227L120 228ZM124 227V226H123ZM164 227H166L167 228V230L164 228ZM7 229V231H6V229ZM53 228V227H52ZM51 228V229H52ZM126 228V229H127ZM169 228V229H168ZM173 228H176V230L175 229H173ZM187 228V229H186ZM203 228V229H202ZM209 228V229H210ZM236 228V229H237ZM5 230L6 232H8L7 234L9 235L8 237H6V232H4V231H2V230ZM10 229H12V230H14V231H16V232H14V234H13V231H10ZM28 229H29V227H28ZM47 229H49V228H47ZM51 229H49V230H51ZM54 229V228H53ZM110 229V228H109ZM136 229H137V231L138 232H135L136 231ZM160 229V230H159ZM163 229V230H162ZM172 229V232L171 231H169V230H171ZM183 229H185V231L183 230ZM241 229V230H240ZM242 229L244 230V231H242ZM27 230V231H26ZM45 230V229H44ZM43 230V231H44ZM48 230V231H49ZM57 232H58V229H55ZM54 230V231H55ZM111 230V229H110ZM115 230H118V228L117 229H115ZM115 230H114V232H115ZM128 230V229H127ZM126 230V231H127ZM150 230V231H151ZM176 232H175V231ZM181 230H182V232H181ZM212 230H213V233H214V235H213V233H212ZM219 230H220V228H219ZM251 232H253V234H251V237H249V234L251 233ZM25 232L26 233V235L24 236L23 235V237H22V233L23 232ZM47 231V230H46ZM47 231V232H48ZM53 231V230H52ZM52 231H51V233H52ZM55 231V232H56ZM69 231V230H68ZM120 231H117L118 232V234H117V238H118V240H123L122 238H120L121 236H119L118 237V235H120ZM201 231V232H202ZM241 231V232H240ZM246 231V232H245ZM3 232V233H2ZM72 232V231H71ZM122 232V231H121ZM123 232H125V231H123ZM122 232V234L123 235H125L124 233ZM152 232V231H151ZM179 232H181L180 234H176V233H179ZM199 232V231H198ZM255 232V233H254ZM5 233V234H4ZM16 233V234H15ZM50 233V232H49ZM47 234V235H52V234H54V233H52V234ZM65 233V232H64ZM134 233H136V234H134ZM150 233V232H149ZM188 233V232H187ZM191 233V232H190ZM194 234H192L191 233V236H192V239L194 240V236L193 235H195V231L193 232ZM216 233V234H215ZM221 233V232H220ZM230 233V232H229ZM233 233V232H232ZM231 233V234H232ZM248 233V234H247ZM1 234H3V235H1ZM21 234V235H20ZM28 234V235H27ZM41 234H42V232L40 233V235L39 236H41ZM121 234V235H122ZM150 234H153V233H150ZM211 234H209V235H211ZM219 234V233H218ZM257 234H259V236H261V237H259V236H255V235ZM11 235V236H10ZM32 235V234H31ZM43 235H44V233H43ZM46 235V237L47 238H49L48 236ZM115 235V237H116V234H114ZM123 235H122V237H123ZM128 236H127V238H124V239H128L129 240V234H127ZM220 235V234H219ZM228 235V234H227ZM252 235H254V237L252 236ZM1 236H2V238H1ZM5 236V237H4ZM15 236V237H14ZM27 236V238L25 239L24 237H26ZM110 236V235H109ZM112 237H114L113 235H111ZM187 236H189V234L187 235ZM248 237V242H247V240H245L246 242H247V244H246V242H244V240L243 239H247V237ZM11 238V239H9L8 240V238ZM52 237V236H51ZM114 237V238H115ZM126 237V236H125ZM146 236H143V238H144V240H143V238L141 237V239H142V241H141V239H139L138 237H136V238H138L141 242H139V243H143V245H140V244H138V245H136V248H138L139 249V247L140 246H144V244L146 243H150V242H152L151 240H150V238L148 237V239H147V237L145 238ZM224 237V236H223ZM4 238H7V242H6V240L4 239ZM19 238V239H18ZM39 238V237H38ZM41 238V237H40ZM42 238H44V239H47V238H45V235H44V237H42ZM40 239V240H43V239ZM53 238H56V237H54L53 236ZM53 238H51L52 239V242L54 241V239ZM111 238V237H110ZM188 238V237H187ZM215 238V237H214ZM225 238V237H224ZM252 238H254V240L252 239ZM257 238H262V239H258V241H257ZM4 239V240H3ZM12 239H14V240H12ZM16 239V240H15ZM36 239V240H35ZM107 239H109V238H107ZM112 239V238H111ZM116 239V238H115ZM145 239H146V242H145ZM243 241H242V240ZM48 240V239H47ZM50 240V239H49ZM48 240V243L49 244H46V245H44V244H40V246H42L41 247V249L40 250H42L43 248V253L46 255V257L48 258V255H50V253L53 251V253H54V251L56 252V251H58V250H61V252H59V253H61V256H63L62 255V253L64 254V253H66L68 250H69V246H70V243L68 244V246L67 245H65L67 248H64V246L63 245H59L60 247V249L58 248L57 250H56V245L55 246H53L54 245V243L55 242H51V241H49ZM58 241V239L56 238L55 239V241ZM79 240V239H78ZM106 240V239H105ZM118 240H116L117 242H118ZM148 240H150V241H148ZM160 240V241H159ZM161 240H163L162 241V243H161ZM165 240H166V238H165ZM189 240V239H188ZM253 240V241H252ZM262 240V243L261 242H259V241H261ZM56 241V242H57ZM106 241H108V240H106ZM111 241V240H110ZM114 239H113V241H111V242H116ZM123 241H125V240H123ZM148 241V242H147ZM189 242L188 244H187V248H185L184 246H185V244H186V242ZM240 241H241V243H242V246L240 247V245H239V243H240ZM251 242V244H250V242ZM44 243H47V241H43ZM42 242V243H43ZM120 243V245L122 246V241H119ZM126 242V241H125ZM124 242V243H125ZM132 241L131 242H129L130 244H127V246L128 245H131L132 243H133ZM159 243V245H158V243ZM220 242V241H219ZM234 242H236V246H238L239 248H234L235 247V245H234V247H233V244H234ZM237 242H239V243H237ZM253 242V243H252ZM6 243H7V249H6V247H4L5 245H6ZM10 243V244H9ZM12 243H14V244H12ZM124 243H123V245H124ZM153 243V242H152ZM160 243H161V246H160ZM221 243V242H220ZM240 243V244H241ZM244 243V244H243ZM25 244V245H24ZM56 244V243H55ZM57 244H58V242H57ZM182 244V245H181ZM189 244H190V246H189ZM195 247V246H197V247H193L192 245ZM228 244H229V246L230 245H232V247H233V251H232V253H231V247H227L228 246ZM245 244H246V246H245ZM257 244H254L255 246H257ZM9 245V246H8ZM13 245V247L14 248H16L15 250H16V255H15V252H14V254H12L11 255V253L10 252H12L13 253V251H12V249L11 248H13V247H11ZM20 245V246H19ZM44 245V246H43ZM49 247H51L53 250H50L51 248H49ZM140 245V246H139ZM211 245H212V247H211ZM226 247H225V246ZM22 246V247H21ZM46 246V247H45ZM61 246L64 248V249H66V250H63V248H61ZM215 246V247H216ZM2 247H4V248H2ZM9 247V248H8ZM124 247V246H123ZM160 247V248H159ZM192 247L194 248L193 250H190L189 251V249L191 248L192 249ZM227 249V248H230V249H228L229 251H227V250H225V248ZM22 250H21V249ZM38 248H40V247H38ZM136 248H134V249H136ZM144 248V247H143ZM183 248V249H182ZM189 248V249H188ZM9 249H11V250H9ZM21 250V252H20V250ZM55 249V250H54ZM129 249H131V247L129 248ZM140 249H141V247H140ZM139 249V250H140ZM145 249H147V247H145L144 248V250H143V252L144 251H147L148 250V252H150V249H147V250H145ZM162 249H161V251H162ZM172 249V250H171ZM6 250H8V251H10V252H8V253H6ZM14 250V249H13ZM39 250V249H38ZM131 250H133V249H131ZM130 250V251H131ZM139 250H137V251H139ZM170 250V251H169ZM223 250V251H222ZM234 250H238V251H235L234 252ZM23 251H25L27 254H28V256H26L25 254H24V252ZM46 251L48 252V253H46ZM50 251V252H49ZM65 251V252H64ZM136 251V252H137ZM165 251H167L168 253V255L166 254V252ZM2 252H3V254H2ZM39 252V251H38ZM42 252V251H41ZM40 252V254H42L41 256H43V253H41ZM148 252H146L145 254H143V257H145V256H147L149 253ZM155 252L153 253V254H155ZM188 252V253H187ZM189 252H191V255L189 254ZM213 252V251H212ZM228 252H229V254H228ZM5 253V254H4ZM9 253H10V256H9ZM58 253V252H57ZM140 253H142V249H141V251H140ZM148 253V254H147ZM152 253L150 252V257H152ZM201 253V254H200ZM235 253V254H234ZM6 254H8V257H6L7 255ZM21 254H24V255H21ZM39 253H38V256L40 255ZM55 254V253H54ZM53 254V255H54ZM166 254V255H165ZM185 254H187V255H185ZM204 254V256H202ZM248 253L246 252L245 253V256L247 255ZM3 255V256H2ZM15 255V256H14ZM136 255L138 256L139 254H134V256L136 257ZM141 255V254H140ZM138 256V257H142V256ZM145 255V256H144ZM173 255V256H174ZM181 255H183V254H181ZM180 255V256H181ZM195 255H196V257H195ZM206 255V256H205ZM231 255V256H230ZM239 255H241V254H238V256H236V257H239V259L240 260H243V257H241L240 258V256ZM242 255H244V253L242 254ZM51 256V255H50ZM50 256H49V258H50ZM57 256H59V254L57 255ZM169 256H171L172 257V255H169ZM190 256H191V260H190ZM195 258H194V257ZM34 257V256H33ZM45 257V256H44ZM44 257H43V259H44ZM138 257H136L138 260H139V258ZM142 257V258H143ZM153 257H155V256H153ZM156 257H155V259H156ZM157 257V258H158ZM182 257V256H181ZM6 258H7V260H6ZM42 258V257H41ZM46 258V259H47ZM57 258V257H56ZM62 258V257H61ZM61 258L59 259L60 261L59 262H61L60 264H62V261H61ZM135 258V259H136ZM194 260H193V259ZM18 259V258H17ZM42 259V260H43ZM154 259V258H153ZM170 259V258H169ZM175 259V258H174ZM239 259H237V260H239ZM12 260V261H11ZM42 260H40V262H41V264H44V263H48L47 261L45 262V260H43V262H42ZM47 260H49V259H47ZM50 260H51V258H50ZM57 260V259H56ZM144 260H145V258H144ZM158 260H160V259H157V261ZM160 260V261H161ZM164 260H166V259H164ZM176 260V259H175ZM230 260H232V259H230ZM236 260V259H235ZM236 260V261H237ZM142 261V260H141ZM140 261V263H143V262H141ZM157 261H156V263H157ZM166 261H168V259L166 260ZM177 261H175V262H170V264H176V263H178ZM236 261H235V263H236ZM6 262V263H5ZM51 262H52V260L49 262L50 264H51ZM57 261H55V263H56ZM48 263V264H49ZM52 263H54V261L52 262ZM54 263V264H55ZM147 263V262H146ZM155 263V264H156ZM165 263V262H164ZM163 263V264H164ZM167 263H169V262H166V264ZM57 264H59L58 262H57ZM145 264V263H144ZM157 264H159V262L157 263Z\"/></svg>",
  "mask_w": 264,
  "mask_h": 264
},
{
  "label": "bare ground",
  "instance_id": "bare-ground-1",
  "mask_svg": "<svg viewBox=\"0 0 264 264\" xmlns=\"http://www.w3.org/2000/svg\"><path fill=\"white\" fill-rule=\"evenodd\" d=\"M2 1V0H1ZM0 1V2H1ZM4 1V0H3ZM11 1H13V0H11ZM23 1H25V0H23ZM32 1V0H31ZM44 1H46V0H44ZM51 1V0H50ZM53 1V0H52ZM66 1V0H65ZM79 1V0H78ZM92 1V0H91ZM90 1V2H91ZM95 1V0H94ZM93 1V2H94ZM97 1V0H96ZM187 1V0H186ZM186 1H184L185 3H186ZM240 0H238L237 2H239ZM244 1H247V0H243L242 2H244ZM252 0H250V2H251ZM254 1V0H253ZM257 1V0H256ZM256 1H254L255 2V5L257 4L256 3ZM259 1V0H258ZM257 1V2H258ZM261 1H264V0H261ZM27 2V1H26ZM54 2H56V1H54ZM59 2V1H58ZM66 2H70L71 3V1H66ZM75 2V1H74ZM74 2L72 3L73 4V6H74ZM150 2V1H149ZM179 2H181V1H179ZM184 2H183V4H184ZM230 2V1H229ZM242 2H240V5H241V3ZM249 1L247 2V3H250ZM4 3V2H3ZM24 3V2H23ZM57 3V2H56ZM62 3H64V2H62ZM75 3H77L78 4V2H75ZM81 2H79V4H80ZM87 3H89L88 1H87ZM100 3V2H99ZM213 3V2H212ZM14 4V3H13ZM27 4V3H26ZM43 5L42 6H46L47 4H45L44 5V2L42 3ZM79 4H78V7H81V4H80V6H79ZM93 4V3H92ZM178 4V3H177ZM245 4H246V2H245ZM253 3H250V5H248V6H250V7H252L253 5H252ZM259 4V3H258ZM262 4H264V3H262ZM5 5H7V3L5 4ZM5 5H3V6H5ZM9 5V4H8ZM11 5V4H10ZM17 5V4H16ZM16 5L14 6V7H16ZM25 5V3L22 5V6H24ZM30 5V4H29ZM48 5H49V2H48ZM52 5H55V3H53L52 2ZM57 7H55L54 6V9H57L56 11H55V16L58 18V19H60L61 20V18H59L60 16H57L56 14H57V12H59L61 9H58V7H59V3H57ZM64 5H65V3H64ZM76 5V4H75ZM85 5V4H84ZM88 5V4H87ZM129 4H127V6H128ZM180 5V4H179ZM239 5V4H238ZM242 5H244L243 3H242ZM254 5V6H255ZM13 6V5H12ZM11 6V7H12ZM18 6V5H17ZM20 6V5H19ZM22 6H20V7H22ZM41 6V7H42ZM50 6V5H49ZM62 6H63V4H62ZM92 6H94V4L92 5ZM97 6V5H96ZM149 6V5H148ZM220 7H221V5H219ZM1 7V6H0ZM10 7V8H11ZM13 7V8H14ZM26 7V6H25ZM48 7V6H47ZM53 7V6H52ZM75 7V6H74ZM134 7V6H133ZM136 7V6H135ZM135 7H134V9H132V10H136L135 9ZM147 7V6H146ZM177 7H178V5H177ZM177 7H176V9H177ZM181 7V6H180ZM219 7V8H220ZM243 7V6H242ZM245 7V6H244ZM260 7V9H257V7H253V9L254 10H252V8H251V13H247V16H249L248 14H252V15H255L253 12L254 11H260L261 10V6H259ZM258 7V8H259ZM8 8V7H7ZM10 8H9V10H10ZM29 8V7H28ZM43 8V7H42ZM46 8V7H45ZM61 8V7H60ZM105 8V7H104ZM104 8H103V10H104ZM122 8V7H121ZM120 8V9H121ZM128 8V7H127ZM161 9L163 8V7H160ZM175 8V7H174ZM182 8H184L183 7V5H182V7L180 8L182 11H183V9ZM187 8V7H186ZM186 8H184V10L186 9ZM224 8H225V6H224ZM224 8H223V11H224ZM241 7H239V13H240V9ZM15 9V8H14ZM14 9H13V11H14ZM19 9V8H18ZM17 9V10H18ZM24 9V11H25V8H23ZM65 9V8H64ZM80 9H82V8H80ZM90 9V8H89ZM96 9V8H95ZM160 9V10H161ZM165 9V8H164ZM172 9V8H171ZM245 9V8H244ZM247 9H248V12L250 11L249 10V7H247ZM0 10H1V12H3V14L2 13H0V18L2 17V19H3V21H2V19H1V23H0V28H1V25L3 24L4 25V23H5V25L7 26V23H9V22H11V21H9L10 20V17L12 16L14 19H16V12H12L11 10H10V12L12 13H8L7 14V11H6V9H4V11H2L3 10V8L1 9L0 8ZM30 10V9H29ZM39 10H41L40 8L38 9V10H36L37 12L39 11ZM48 10V9H47ZM103 10H102V12H103ZM160 10H159V13H160ZM169 8L167 9V11L165 12L164 10H161V11H164L165 13H167V12H169V11H171V10H169ZM6 11V12H5ZM21 11V10H20ZM81 11V10H80ZM94 11V10H93ZM97 11H100L101 12V10H97ZM107 11H109V9L107 10L106 9V12H105V14L107 13ZM137 11V10H136ZM149 11V10H148ZM175 11H177V10H175ZM174 11V12H175ZM182 11H179V12H182ZM220 11H222V9H220L219 10V12L217 11L216 12V10L214 11V12H216V13H222L223 14V11L222 12H220ZM228 11V10H227ZM226 11V12H227ZM245 11H246V9H245ZM30 12L32 13V11L30 10ZM34 12V11H33ZM36 12V13H37ZM127 12V11H126ZM146 12V11H145ZM179 12H177L176 14H178ZM184 12H188L187 10H185V11H183V15H185V16H183V19L185 18V17H188L189 15H190V12L189 13H187V14H189L188 16H186V14H184ZM212 12V11H211ZM210 12V13H211ZM226 12H225V14H226ZM230 12V11H229ZM232 12V11H231ZM237 12V13H238ZM242 13L244 12V10H242L241 11ZM5 13H6V15H5ZM15 15H14V14ZM25 13H26V11H25ZM29 13V12H28ZM52 13V12H51ZM60 13V15L62 14L63 16L65 15L64 13H62V11L61 12H59ZM94 13V12H93ZM93 13L91 12V15H93ZM96 13V12H95ZM171 13V12H170ZM205 13V12H204ZM208 14V15H211V14ZM215 13V14H216ZM233 13V15H235L234 14V12H232ZM231 13V14H232ZM236 13V12H235ZM238 13V14H239ZM260 13H262V11L260 12ZM47 14H49V13H47ZM69 14V13H68ZM70 14H72L71 12H70ZM98 14H100V13H98ZM126 14V13H125ZM129 14V13H128ZM172 14V13H171ZM170 14V15H171ZM206 14V13H205ZM214 14V15H215ZM241 14V13H240ZM244 14V13H243ZM8 15H10V17L8 16ZM19 15V14H18ZM50 15V14H49ZM96 15H97V13H96ZM159 15V14H158ZM216 15H219V14H216ZM216 15L214 16V17H216ZM230 15V14H229ZM228 15V16H229ZM233 15H231V17L233 16ZM242 15V14H241ZM252 15H250V16H252ZM8 16V18H9V20L8 19H6V17ZM15 16V17H14ZM21 16V15H20ZM120 15H118V17H119ZM135 16V15H134ZM163 16V15H162ZM182 16V15H181ZM213 16V15H212ZM223 18L225 17L224 16V14L223 15H221ZM221 16L219 15V17H220V19H221ZM4 17V18H3ZM11 17V18H12ZM48 17V16H47ZM51 17H52V15H51ZM93 17V16H92ZM100 17V16H99ZM127 17V16H126ZM159 17H161V16H159ZM159 17H158V19H159ZM166 17V16H165ZM164 16L161 18V19H163V18H165ZM174 16L172 15L171 16V18H173ZM176 17V16H175ZM179 17V16H178ZM191 17L193 18L194 16H192V13H191ZM214 17H212V19L214 18ZM45 18H46V16H45ZM72 18V17H71ZM169 18V17H168ZM234 18V17H233ZM232 18V19H233ZM242 18V17H241ZM248 18V17H247ZM251 18H253V16L251 17ZM250 18V19H251ZM257 18V17H256ZM255 18V19H256ZM5 19V20H4ZM51 19V18H50ZM66 19V18H65ZM101 19H103L102 17H101ZM115 19V18H114ZM175 19V18H174ZM188 19H190V17H188L187 18V20ZM208 19H211V17H208ZM211 19V20H212ZM215 20H216V18H214ZM213 19V20H214ZM228 19V18H227ZM226 19V20H227ZM250 19H247L248 20V22H250ZM47 20V19H46ZM68 20V19H67ZM69 20H71V19H69ZM97 20V19H96ZM95 20V21H96ZM106 18L103 20V22L105 21L106 22ZM153 20V19H152ZM165 20H166V18H165ZM168 20V19H167ZM170 20V19H169ZM176 20V19H175ZM211 20L209 21V24H212V26H215L216 25V21H218V19L215 21H213L212 23H211ZM243 20V19H242ZM247 20H246V22H247ZM15 21V20H14ZM113 21H115V20H113ZM127 21V20H126ZM134 21V20H133ZM149 21H151V19L149 20ZM148 21V22H149ZM172 23H173V19L172 20H170ZM189 21V20H188ZM192 20L190 19V21L189 22H191ZM206 21V20H205ZM208 21V20H207ZM225 21V20H224ZM244 21V20H243ZM256 21V20H255ZM3 22V23H2ZM52 22V21H51ZM50 22V23H51ZM123 22V21H122ZM148 22H146V23H148ZM155 22L158 24V22H157V20H155ZM162 22V21H161ZM230 22H231V18H230ZM236 22V21H235ZM239 22H241L240 20H239ZM246 22L245 23H243V25L244 24H246ZM254 22V21H253ZM257 24H256V26H255V28H253V33H252V38H250L249 37V35H247V34H245L244 32V34L243 35H241V36H239L238 38H237V40H236V42H237V44L239 43V41H241V43H243V47H245L246 48V46H248L246 43H248L249 42V40L247 39V38H249L250 39V41H251V39L252 40H255V42L257 41V40H259V39H261V38H264V13H262V14H259V16H258V18H257ZM49 23V22H48ZM99 23V22H98ZM97 23V24H98ZM111 23H112V21H111ZM145 23V24H146ZM208 23V22H207ZM206 23V24H207ZM218 23H220L219 21H218ZM225 24H226V22H224ZM12 24V23H11ZM52 24H56L55 22H53ZM103 24V23H102ZM118 24V23H117ZM122 24V23H121ZM120 24V25H121ZM123 24H125V23H123ZM214 24V25H213ZM228 24V23H227ZM242 24V23H241ZM248 24V23H247ZM2 25V26H3ZM64 25V24H63ZM115 25V24H114ZM148 25V24H147ZM153 25V24H152ZM159 25V24H158ZM158 25L156 26V24H155V26L158 28ZM190 25H193V24H191L190 23ZM230 25H232L231 23H230ZM234 25H236V26H238L237 25V23L236 24H234ZM255 25V24H254ZM5 26V27H6ZM83 27H84V25H82ZM93 26V25H92ZM111 26V25H110ZM113 26V25H112ZM135 27H136V25H134ZM144 26V25H143ZM143 26H141L140 28H141V30H142V27ZM148 26H151V25H148ZM154 26V28H156ZM171 26H172V24H171ZM174 26H176V28L174 27ZM209 25H207V27H208ZM221 26V25H220ZM220 26H219V28L218 29H220ZM236 26H234V28L236 27ZM5 27H2L1 29H3V31H4V29H5ZM91 27V26H90ZM139 27V26H138ZM145 27H146V25H145ZM160 27H162V26H160L159 25V28ZM170 27V26H169ZM168 27V28H169ZM173 27L175 28V29H177L178 27H177V25H173ZM172 27V28H173ZM199 27V26H198ZM211 26H209L208 27V29L210 28ZM222 27V26H221ZM226 29H227V27H226V25L224 26ZM229 27V26H228ZM231 27V26H230ZM233 27V26H232ZM245 27V26H244ZM14 28H17L16 26L14 27ZM44 28V27H43ZM68 28V27H67ZM79 28H81L80 27V25L78 26V29ZM123 28V27H122ZM129 30H131V29H133V26H132V28L130 29V27H127ZM126 28V29H127ZM137 28V27H136ZM135 28V29H136ZM154 28H153V30H154ZM156 28V29H157ZM158 28V29H159ZM167 28V27H166ZM165 28V29H166ZM186 28V27H185ZM223 28V27H222ZM233 28V29H234ZM239 28V30L242 28V25H241V27H238ZM10 29V28H9ZM13 28H11V31H13L12 30ZM18 29V28H17ZM35 29V28H34ZM49 29V28H48ZM53 29V28H52ZM84 29H86V28H84ZM83 29V30H84ZM121 29V28H120ZM125 28H123L122 30H124ZM150 29V28H149ZM148 29V30H149ZM179 29V28H178ZM177 29V30H178ZM226 29H225V32H227L226 31ZM243 29V28H242ZM242 29H241V31H242ZM246 29H248V28H246ZM252 29V28H251ZM30 30H31V28H30ZM29 30V31H30ZM82 30V29H81ZM138 30H140V29H137V31ZM147 30V29H146ZM152 30V29H151ZM160 30V29H159ZM162 30L164 31V29L162 28ZM183 30V29H182ZM185 31L187 30V29H184ZM221 30V29H220ZM220 30H219V39H220ZM229 31H228V33H231L230 32V29H228ZM232 30V29H231ZM234 30H236V28L234 29ZM238 30V29H237ZM237 30H236V32H237ZM6 31H7V29H6ZM10 31V30H9ZM18 31V30H17ZM20 31H21V29H20ZM19 31V32H20ZM28 31V32H29ZM33 31L34 30H31V34L33 35L34 33H33ZM35 31H37V29H35ZM41 31H42V29H41ZM43 31H44V29H43ZM52 31V30H51ZM50 31V32H51ZM57 31V30H56ZM78 31V30H77ZM143 31H145V29L144 30H142V32ZM156 31V30H155ZM170 31V30H169ZM209 30H207L206 29V33L208 32ZM37 32H40V29H38V31ZM61 32H63V31H61ZM71 32H72V30H71ZM127 32V31H126ZM161 32V31H160ZM167 32V31H166ZM165 32V33H166ZM172 32V31H171ZM187 32V31H186ZM217 32H218V30H217ZM222 32H224V31H222ZM235 32V33H236ZM9 33V32H8ZM30 33H28V34H30ZM65 32H63V34H64ZM136 33V32H135ZM134 33V34H135ZM205 33V34H206ZM214 33H216L215 31H214ZM235 33H234V35H235ZM239 33H241V32H239ZM12 34L14 35V31L12 32V33H10V35L8 34H6V36H7V38L5 37V39L7 40L6 42H5V39L3 38V40H1V38H0V64H2L3 63V57L5 56L7 59H9V57L11 58V56L9 55L10 54V52H11V50H12V55L13 54H16V53H18L17 51H18V47H17V49H12V48H14L15 46H13V45H11L10 43H12V40H11V42L9 43V40H10V38H13V36H12ZM16 34V33H15ZM25 34H27V32L25 33ZM75 34V33H74ZM131 34H133V33H131ZM137 34H138V32H137ZM170 34H172V33H170ZM184 34V33H183ZM199 34V33H198ZM218 34V33H217ZM216 34V35H217ZM225 34V33H224ZM1 35H2V33H1ZM22 35V34H21ZM31 35V36H32ZM42 36H44L43 38H45L46 36L43 34V32H42V34H41ZM48 35H49V33H48ZM66 35V34H65ZM65 35H63V37L65 36ZM145 35H146V33H145ZM212 35V34H211ZM211 35H208V37L209 38H211L212 36ZM215 35V36H216ZM223 35V33H221V36ZM231 35V34H230ZM229 35V36H230ZM15 36V35H14ZM28 36V35H27ZM33 36H35V34L33 35ZM32 36V37H33ZM37 36V35H36ZM41 36V37H42ZM58 36H61V33H60V35H58ZM57 36V37H58ZM102 36V35H101ZM133 36V35H132ZM158 36H160V35H158ZM184 36H185V34H184ZM16 37V36H15ZM21 37V36H20ZM24 37V36H23ZM62 37V36H61ZM88 37V36H87ZM207 37V36H206ZM205 37V38H206ZM234 37H236V36H234ZM18 38V37H17ZM37 38V37H36ZM48 38V37H47ZM46 38V39H47ZM59 38V37H58ZM67 38V37H66ZM105 38V37H104ZM108 38H109V36H108ZM147 38V37H146ZM150 38V37H149ZM217 38H218V35H217ZM216 38V39H217ZM45 39V40H46ZM196 39V38H195ZM36 40H38V39H36ZM35 40V37H34V42L33 43H37V41ZM39 40H40V38H39ZM42 40H44V39H42ZM59 40V39H58ZM57 40V41H58ZM62 39H60L58 42L60 43V41H61ZM67 40H68V38H67ZM110 40V39H109ZM109 40H107V41H109ZM181 40V39H180ZM213 41V38H211V39H207L206 41H208V43L207 44H209L210 42L209 41ZM215 40V39H214ZM218 40V39H217ZM228 40V39H227ZM262 40V39H261ZM259 41V42H261L262 43V41H264V40H262V41ZM25 41V40H24ZM24 41H22V44L24 45V43L26 42H24ZM29 41V40H28ZM27 41V42H28ZM31 41H33V40H31ZM41 41V40H40ZM106 41V42H107ZM182 41V40H181ZM184 41V40H183ZM183 41H182V43H183ZM204 41V40H203ZM13 42L15 43V42H17L16 41V39H15V41L13 40ZM21 42V41H20ZM24 42V43H23ZM27 42L25 43V44H27ZM43 42V41H42ZM104 42V41H103ZM105 42V43H106ZM158 42L159 43H161V41H160V39L159 40H157V41H155V43H153V45L152 46H150V45H148V46H150V47H153V48H155L154 46H155V44H158ZM189 42V41H188ZM202 42V40L200 41V43ZM227 42V41H226ZM64 44V42H61V44ZM109 43V42H108ZM108 43H107V45H108ZM111 43V42H110ZM109 43V46H108V48L110 47H113V45H114V43H113V45H111ZM151 43V42H150ZM150 43H148V44H150ZM199 43V45H201ZM18 44V43H17ZM21 44V43H20ZM20 44H18V45H20ZM21 44V47H23V45ZM32 44V42H30V45H28V47L29 46H35V45H31ZM127 44V43H126ZM174 44V43H173ZM204 44H205V48L204 49H208L207 48V44L204 42ZM204 44H202V45H204ZM220 44V43H219ZM225 44V43H224ZM236 43H235V41H234V44L233 45H235ZM236 44V45H237ZM240 44V43H239ZM39 45L41 46V44H40V42H39ZM38 45V47H40ZM107 45L105 46V44H103V45H101V48H102V46H105V47H107ZM130 45H132V44H130ZM129 45V46H130ZM210 45V44H209ZM215 45L217 46V42H215ZM214 45V46H215ZM221 45L223 46V48H225L224 46L225 45H227V43L225 44V45H223L222 43L220 44V48H221ZM242 45V44H241ZM262 45H264V44H261V46L260 45H258V47H260V48H262ZM24 46H27V45H24ZM142 46H143V48L145 47L143 44H142ZM213 46V45H212ZM211 46V47H212ZM219 46V45H218ZM252 46L253 45H249V49H251L252 50ZM5 47L6 48H9V53H8V50L7 49H5ZM32 47H29V48H31L30 50H31V55H32V57H30L29 59H28V56H30L29 54H28V56L26 57L27 59H26V61L24 60V62H26V66L28 65V63L30 64V65H32L33 66V64L32 63H34L33 61V57H34V59L36 58L35 56H36V52H35V50L37 49V47H36V49L35 50H33L34 48H32ZM60 47V46H59ZM65 47V46H64ZM131 47V46H130ZM201 47V46H200ZM198 48V49H201V48ZM229 47V48H228ZM236 47V46H235ZM243 47H241V48H243ZM28 48V49H29ZM56 48H57V46H56ZM56 48H54V50L56 49ZM149 48V47H148ZM147 48V50L144 48V50L149 54L152 50H153V48H149L148 49ZM166 48V47H165ZM215 48V50H218L216 47H214ZM26 49H27V47H26ZM39 49V48H38ZM37 49V50H38ZM59 50H60V48H58ZM100 49V48H99ZM114 50H115V47L113 48ZM131 49V48H130ZM142 49V48H141ZM189 49V48H188ZM237 50H235V51H237V52H239L240 54L241 53H243V51H239L240 49H238V48H236ZM2 50H3V52H2ZM16 52H14V51ZM17 50V51H16ZM21 50V49H20ZM25 50V49H24ZM24 50H23V52H21L22 53V55H24L23 53H25L26 54V52H28L29 50H26V52H24ZM48 49L46 48V51H47ZM57 50V49H56ZM97 50V49H96ZM105 50H106V48H105ZM111 50H112V48H111ZM192 50V49H191ZM194 50V49H193ZM213 50V49H212ZM220 50V49H219ZM224 51H225V53L227 52V54L229 53V54H231V53H233V51L234 50H232V41H231V44H230V46L229 45H227V49H223ZM39 51V50H38ZM46 51H44V53H46ZM94 51H95V49H94ZM93 51V52H94ZM99 51V50H98ZM113 51V50H112ZM142 52V53H145L146 54V52ZM163 49H162V53H163ZM201 51V50H200ZM228 51H230V52H228ZM246 52H247V50H245ZM36 53L35 54V56H33L34 54L33 53ZM58 52H60V51H57V53ZM104 52H106V51H104ZM115 52V51H114ZM113 52V53H114ZM128 52H130V50H128ZM188 52V51H187ZM199 52V51H198ZM198 52H197V54H198ZM209 53H210V51H208ZM221 52H222V50H221ZM237 52H235V54L236 55H240L239 53H237ZM2 53H4V54H2ZM7 53V54H6ZM103 53V52H102ZM140 53H141V50H140ZM141 53V54H142ZM191 51H190V56L191 57H193L192 55H191ZM200 53V52H199ZM214 53H216L215 51H214ZM214 53L213 54H211V56L213 57V56H215L213 59L211 58V56H210V58L214 61V59H215V64H217L216 65V69L214 70L215 71V73H217L216 72V70L217 71H219V69L221 68H219V66H222V60H223V58L221 59L220 58V56L218 55V53H216L215 55H214ZM225 53H223V55H225L226 56V54ZM18 54H20V52L18 53ZM59 54H61V53H59ZM106 54V53H105ZM114 54H116V53H114ZM141 54H140V56H141ZM145 54H143V55H145ZM160 54V53H159ZM176 54V56H178L177 55V53H175ZM187 54V53H186ZM201 55L203 54V52L202 53H200ZM199 54V55H200ZM229 54H228V57H229ZM254 54V53H253ZM21 55V54H20ZM44 55V54H43ZM43 55H40L41 57L43 56ZM103 55H104V53H103ZM108 55V54H107ZM125 55H127L128 56V53L127 54H125ZM147 55V54H146ZM210 55V54H209ZM208 55V56H209ZM247 56H248V54H246ZM98 56V55H97ZM96 56V58H99V57H97ZM117 56V55H116ZM119 56V55H118ZM197 56V55H196ZM205 58H206V52H205V54L203 55ZM255 56H257V55H254V57H251V56H248V58H246V57H244L245 58V60L243 61V63H242V65L244 66V69L241 71H233V70H235L236 69V63H234V62H237V61H239L238 59V56L236 57L237 59V61H235V59H234V66H233V64H232V62L231 63H229L230 64V66L228 65V62H226L227 63V65H228V70H227V72L229 73H227L228 75H229V77H228V79L230 78V80H231V82H230V86H229V88L227 89L226 88V86L224 85L223 87H221V89L223 88L224 90L225 89H227L224 93L227 95V92H228V104H227V107H229V108H227L228 110H230V111H234L235 112V117L234 116H232L231 118H235V119H233V121L235 120V122H233L232 120V122L231 123H229L227 126H226V130H224V126L223 125H221L220 126V123H219V121H218V113L216 114L214 111L211 113V114H209L208 115V118H206L207 120H205V121H202L201 123H196V125L194 126V131H196L195 133H191V132H189V133H187V135H185V136H183L185 133H186V131H185V133H182L183 135L182 136H179L178 137V139H179V143H178V145L176 144V140L175 141H172L171 139H169V140H167V141H165V140H160L161 142L159 143V144H157V148H155V149H157V157H159V163L157 164L156 163V161H153V163L155 162V165H152V163L150 164V165H147V164H145L146 166H143V167H139V168H135V167H137L138 165V163L136 164V165H133V166H135L134 167V170H133V166H132V168H131V165L134 163L135 164V162L136 161H138L139 162V160L138 159H136L137 158V155L135 154L136 153V150L140 153V151L142 152V153H144L145 151H146V153H144V155L145 156H148V157H150V156H153V153H154V151H152L149 147H150V142H151V140H153L155 137L154 136H156V134L158 135V133H159V136L158 137H160V133H161V131H162V133L163 132H165L166 130H168V128L166 127V129H165V131H163L164 130V125H166L167 126V124H162V121L161 122H159V123H161V128L163 129V130H161V131H158V133H156V130H155V128H159V127H154L152 130H153V132L154 133H156L155 135H152L151 136V138L150 139H148L149 137L148 136H146V138H145V140H147L146 142L144 141V138L143 139H141L139 136L140 135H138V133H137V135H135V136H138L139 138H140V140L139 141H135L134 139V137L135 136H133V140H131V142L129 141V143H130V145H132L131 147L129 146V148H131L132 149V147L134 148L135 147V149L137 148L136 147V145H137V143L138 144H140V146L138 145V147L141 149L140 151H139V148H137L136 150H134V154L136 155H134L133 154V151H132V154H133V156L131 155V152H130V150L131 149H125L124 151L122 150L121 152H119L121 149H120V145L118 146L119 148H117V149H120V150H118V152H117V150H116V152H117V154H119V156L117 155V163L119 164V166H117V170L118 171H116V170H114V171H116V175L118 174V176H116L115 175V173H113L114 174V176H112V169H111V166H110V173H109V170H107L108 169V165H106L105 163H103V161H102V163H101V160L100 159H98L99 157H97V159L95 158V157H92V156H94V154H91V153H94V151L96 152V150H99L98 151V154H99V156L100 155H102V156H104L105 155V153H106V151H105V153H104V151H103V149H104V146L106 145V144H108L109 145V143H104V145H103V147H102V149H97L98 147H96L94 144H96L97 145V143L94 141V139H95V137L96 138H100V136H101V134H100V136L99 135H97L99 132H95V137L94 136H92V138L94 137V139H93V141L95 142L94 144H93V142H92V139H91V141L89 142V138H88V136L91 134V132H92V126H93V124L95 125V121L93 122V124H92V122H91V124H86L84 121H83V119L84 118H86V117H88V116H86L87 114L88 115H90V118L89 119H91V115H92V112H93V110L95 111H97L98 110V108H100V106H99V104L101 105V103L103 104V103H105L104 101L105 100H103V102H102V99L104 98V97H101V99H100V103H97V105L96 106H93L92 105V107L94 108V109H92V111H91V109H90V112L88 113V111L87 112H85V110L82 108L80 111H79V113L75 116L74 115V117L72 118V125H70V126H72V128H71V137L68 139V136H67V138H66V134L64 135V133H65V131H63V130H67V128L66 127H68V123H69V121H70V118H66L65 117V119H64V121L63 122H65V124L64 125H67V126H63V123H60V124H62V126L61 125H59V120H57L58 122H56V123H58V125L56 126V128L58 127V131H62L63 132V137L62 138H59L58 137V134H61L62 132L60 131L59 133H57V134H54V132H56L57 131V129L56 130H53L54 132H49V131H47V129H44V131L45 132H43V131H40L39 130V128H40V126H39V124H40V122H41V124L40 125H42V124H46V125H48V124H50V121H51V119H49V117H46V119H44V120H46V121H41L40 120V118H41V116L40 115H38V113H39V111H41V109L39 108V106H42L40 103H41V100H40V98L38 99L36 96L37 95H40V94H38L37 92L39 91V93L40 92H42L41 91V88L39 87L40 85H41V87H42V85L43 84H38V83H40V82H42L45 78H49V77H53L56 73L55 72H49V73H47V75L45 74V76H43L44 75V73H42V75H41V72H44V70L42 69L43 68V62L42 63H38L39 64V66L36 68V69H33V70H30V71H28L27 72V77L30 79L31 77H33V76H35V75H40V76H42V78H41V80L40 81H38L39 80V78H37V76H35L34 78H35V81H37L36 82V88H37V86L39 87V89L40 90H38V88L37 89H35V91H37V92H35V94H37V95H35V100H37V102H38V100H40V102L39 103H37L35 100V102H34V105H36V106H34L35 108H36V110L35 111H37V115L38 116H36V115H33V113L35 112L34 110H33V106H32V102L31 101H33V99H31V101L29 102L28 100V102L30 103V105L29 106H32V107H30V108H32L31 110H33V112L31 113L32 114V117H35L36 116V118L37 119H39V120H36V122L37 121H39V123H38V126H37V124L35 123V121H33L35 124L34 125H36L37 127L35 128V126H34V128L35 129H37L36 131H35V133H33L32 132V127H30L32 130H30L31 132H29L30 134H28V136L29 135H32L33 134V136L31 137V141H30V143H31V145H34L35 144V148H31V150H30V152H27V153H31V154H33L32 153V151H36V153L35 154H33V155H35L34 157H33V159H32V157L30 158V159H28L27 161L28 162H23L24 160H20V161H18V160H15L14 161V159H11V156H10V158L9 159H11V160H9V163H6L5 164V161H6V159L4 158V159H2V157H4V154L6 153V151H7V149H5V146L7 147V146H9L8 145V141L11 139V138H13L14 139V141H16L15 140V134H16V132H13L12 131V135L10 134L9 136L8 135H6L7 133H3V134H5V136L1 133V137H5L6 138V141H3V140H5L4 139V137H3V142H4V145H5V143H6V145L4 146V145H2L3 146V148L5 149V150H3V149H1L2 147H1V144H2V142H0V153L2 154H0V156H2V157H0V160H2L3 162H4V164L6 165H4V166H2V167H0V192L2 191V192H5V193H0V219H2V217L1 216H3V215H5V216H3V219L5 218L6 220L7 219H9L10 217H12V215L14 216V212H15V210H17V208L16 207H18L19 208V206H20V208H19V210H18V212L20 213V214H22L21 216H19V215H15V217L14 218H16L17 216L18 217H20L19 219H20V223H22V222H24V220H25V223H26V225H24V226H26L25 228H27V232H28V234H29V230H30V233L32 234H29V239L27 240L26 238H27V236L26 237H24L25 239H26V241H28L29 242V240L31 241L32 239H33V237H34V235L33 234H35L36 236L38 235V237H36L38 240H36L37 242H35V243H37V245L38 246H34V247H37V249H34V250H30V249H28V248H32V241H31V246H29L28 245V243H27V245H25L24 247H26L24 250H26V249H28V252H29V256H32V260H33V258H34V260L32 261V262H29L27 259H20L21 257L18 255V259L16 258V248H14L13 247V245L11 246V247H13V248H11L12 249V251H13V253L12 252H10V251H8V250H6V253H8V252H10L11 253V255L12 254H14V252H15V259L12 261L13 262V264H41V262H40V260H42L43 259V257H44V259L43 260H45V262L47 261L48 263L52 260V262L54 261V263H55V261H57L59 264L61 263V262H59L60 260V258H61V261H62V264H155L156 263V261H157V259H160L161 260V257L164 255L163 254V249H162V247H161V249H162V251H161V249H160V252L158 253V254H160L161 252V255H159V257H158V255H157V257H156V254H157V252H155V250L156 249H154V251H153V253L155 252V254H153L152 253V251H151V249L153 250V248H155L154 246L156 245L157 246V244H156V242H154V240L155 239H157L158 237L159 238H162L161 237V235L163 234V237H165L166 238V240H165V238L163 239L165 242H164V246H165V249H166V247H170L171 248V246H172V244L174 243V244H176V242H175V240L173 241V243H171L172 242V240H173V238L172 237H170V236H172L173 234H174V232H172V229L171 230H169V231H171L173 234H171L170 232H168V234L170 233V236L168 237V234L166 233V235L164 234V232L161 234L160 233V235L158 236V235H154V233H158L159 231L157 230V227L161 224V228L165 225V224H167L166 225V227H169L170 226V222H168L167 221V219H169L170 220V218H171V216H172V214H170L169 212H173L174 210L176 211V213L175 212H173L174 213V215L173 216H175V214H177V212L178 211H180V209H175V205H174V201H178L180 198L182 199V198H185L186 199V197H189V196H185V195H183L184 193L185 194H187L188 192V190H190L191 188L190 187H188L189 189L188 190H185L184 191V193H183V191H179V188H177V190L179 191H177V192H175V194L177 193V194H179L180 192L181 193H183V194H181V195H183V196H181L180 195V197H179V199L177 198V199H174V201H172V200H169V204H170V209H169V212L168 213H166L167 215L166 216H163V217H165V218H163V220H161V221H163V222H165V224H163V222H159V223H157V221L155 222V221H153V228H152V230H151V228H149L150 226H148V228H146V226L148 225V223H146V225L144 224V226L143 227H141L142 229H141V231H139V235L138 236H136V237H138L139 239H141V237L143 238V236H146L147 237V239H148V237L150 238L151 236H154V238H155V236L157 237V238H155V239H153V241L151 240L152 239V237L150 238V240L153 242H148V241H150V240H148L147 242V244L145 243L144 244V248L145 247H147V249H150V252L152 253V257H150V252H148V250L147 249H145V250H147V251H144L143 252V250H144V248L142 247V246H140V245H143V243H139V242H141L142 241V239H141V241L138 239V238H136L135 237V239H137V240H135L136 242H133V239L131 240V236L132 237H134L133 236V234L131 235L129 232H130V229L131 228H127V226H128V222H129V220L127 221V220H124V219H126V217H125V215L126 214H128L127 212H128V208H129V210H130V206L131 205H129V201H128V203H126L127 201H126V199L127 200H130V199H132V197L131 196H134L135 195V193L133 194V192H135L134 190H137V189H135V187H138V186H140V183L142 182V180H140V178L142 179V178H146L145 176L148 174V176L151 174V176H154V177H157L156 178V180H154V177H150L149 179L150 180H152V181H155V183L157 182H159V179H164V177H163V175H165V178H166V175L167 174H164L165 173V171L167 170V169H170V168H173L174 169V165L172 166L171 164H172V161H175V160H177V158H178V160L180 161H182L183 160V158L186 156V153H187V150H189L190 149V151H192L191 149H193V152H198L199 150H201V149H205V151L203 152V151H200V152H203V153H206V151H208L209 150V148H208V150H206L207 149V147H208V145H212V144H214V145H216L217 147H215L214 145V149H217V152L221 155L222 153H224V157H222V158H220V160L221 161H223V163L225 162L226 163V166L227 167H229L230 166V164H231V162L230 161H232L233 160V158H234V155H235V153L234 152H236V151H239V150H241V149H244V144H246V148H248L249 150H250V152H251V150H253L252 148H257V150H258V148H259V153L257 154V152H255L254 154H255V156H259L261 159L260 160H256L255 161V158H253V156H248L247 158H246V156H247V153H246V155H243L244 157H245V160L246 159H248L249 161H245V162H243V163H241V161L239 162V163H237L236 162V165H234L233 167H230V168H228L227 169V167L225 168V169H227V170H225V169H223L222 167H221V165H220V167H221V169H222V171H220V170H218V172L217 173H215V172H213V171H211V169L210 170H206V171H208V172H204V174L202 175V173H201V175L202 176H200V177H203V178H209V177H211L212 179H216L217 181H218V183L219 184H217V186H215V188H214V194H212L213 196H211L212 198L210 199L211 201H209V203H207L206 205H198L197 207H199L200 209H202L201 210V218H203V220H205L204 218H207L208 216H209V212H211V210H212V206L214 205L215 206V201L216 200H219L218 199V197L220 198V200L222 201V199H229V198H231L232 197V195H230L229 194V192H233L234 193V196L235 197H239L238 195H248L250 192H251V190H252V188L251 187H248L249 189H248V191H245L246 189H245V185H247V186H251V182L248 184L246 181H244V180H247V178L248 179H251V177L253 176L252 174L254 173V176H259L260 174H262V173H260V174H258V173H256V175H255V172H257V170L259 169V168H262V167H264V140H261L259 143H260V146L258 147V144H257V142H256V144H254V145H252L251 146V144L252 143H254L255 141H257V139H255V138H259V140L260 139H264V114H262L260 117H257V115H258V112L257 111H259V110H261L262 111V109H260L259 107H261V106H258V104H261L262 102H264V101H262V100H264V88H262L261 86L262 85H264V84H262V83H260V82H264V81H257V79L258 78H256L255 77V75L253 76V75H251V73H253V74H256L257 72H256V70L258 71V69L257 68H255L254 66L255 65H258L259 64V62L257 61V60H259V58L261 57V56H259V58H258V56H257V59H256V57ZM13 57H15V59H16V55H13L12 56V58L10 59L11 61H7V59H6V62H8V63H6V62H4V63H6V64H3L2 66H8V67H6L5 69H3V67L1 66V69H3V70H0V79H1V81H2V76L4 77V78H6V80H7V77L9 78V79H11V76L12 75H15V73H17V71H18V69H20V67H19V65L21 64V62H23L22 61V59H23V57H22V59H21V61L20 62H18V65L16 64V65H14V62H15V60H13ZM18 57H19V55H18ZM17 57V59H20V58H18ZM21 57V56H20ZM25 57V56H24ZM39 56H37V58H38ZM53 58H54V56H52ZM74 57V56H73ZM107 57V56H106ZM147 57V56H146ZM153 57V56H152ZM155 57V56H154ZM164 57H165V55H164ZM172 57V56H171ZM173 57H175L174 55H173ZM186 57H187V55H186ZM191 57H189V59L191 58ZM200 57V56H199ZM203 57V58H204ZM219 57V58H218ZM227 57V56H226ZM233 57V56H232ZM262 57H264V56H262ZM261 57V64L259 65V66H261V65H264V64H262V63H264V58H262ZM3 58V59H2ZM40 58V57H39ZM110 58V57H109ZM122 58V57H121ZM145 57L143 56V59H144ZM148 58V57H147ZM157 58V62L155 61H153L152 63L154 64V66L153 67H150V69L151 68H153L154 70H150V72L147 70L146 71V73H151V72H155V68L157 67L156 66V64L158 65V68L159 67H161L162 65H161V59H159L158 57H156ZM156 58H155V60H156ZM203 58H202V62L205 60V58H204V60H203ZM219 59V61H217L218 59ZM231 58V57H230ZM230 58H228V59H230ZM235 58V57H234ZM74 59V58H73ZM115 59V58H114ZM113 59V60H114ZM146 59V58H145ZM144 59V60H145ZM159 59V60H158ZM163 59V58H162ZM171 59V58H170ZM191 59H193V58H191ZM227 59V60H228ZM232 59V58H231ZM240 59H242V58H240ZM33 60V61H32ZM72 60V59H71ZM112 60V61H113ZM135 60V59H134ZM142 60V59H141ZM140 60V61H141ZM154 60V59H153ZM165 60V59H164ZM167 60V59H166ZM165 60V62H166V64H169L167 61ZM198 61V59L196 60V59H193V61ZM199 60H200V58H199ZM256 60V61H255ZM16 61H19V60H16ZM44 61V60H43ZM46 61V60H45ZM49 61V60H48ZM48 61H46V62H48ZM94 61H95V58H94ZM109 61V59L106 61V62H108ZM111 61V60H110ZM119 61V60H118ZM132 61H133V59H132ZM131 61V62H132ZM192 61V62H193ZM195 61H194V63H195ZM209 61V60H208ZM211 61V60H210ZM230 61H233V59L232 60H230ZM260 61V60H259ZM2 62V63H1ZM12 62L13 64H11V65H8V64H10V63ZM38 62H40V61H38ZM45 62V63H46ZM68 62H70V61H68ZM138 62V61H137ZM150 62V61H149ZM205 62V61H204ZM217 62V63H216ZM20 63V64H19ZM54 63H58L57 61L55 62L54 61ZM102 63H103V61H102ZM116 63V62H115ZM133 63H134V61H133ZM160 63V64H159ZM185 63V62H184ZM199 62H197L196 64H198ZM214 63V62H213ZM221 65H220V64ZM95 64H97V63H95ZM109 64V63H108ZM114 64V63H113ZM122 64V63H121ZM152 64V65H153ZM163 64V63H162ZM166 64H165V66H166ZM189 64V63H188ZM195 64V67L197 66ZM201 64V63H200ZM238 64V63H237ZM252 64H254V65H252ZM37 65V64H36ZM57 65V64H56ZM60 65V64H59ZM70 65V64H69ZM115 65V64H114ZM133 65V64H132ZM142 65V64H141ZM141 65H139V67L141 66ZM161 65V66H160ZM164 65V64H163ZM170 65V64H169ZM192 65V64H191ZM209 65H210V63H209ZM4 66V67H5ZM23 66H24V64H23ZM25 66V67H26ZM97 67H98V65H96ZM106 66H108V65H106ZM106 66H104V67H106ZM111 66V65H110ZM109 66V67H110ZM127 66V65H126ZM125 66V67H126ZM134 66V67H133ZM132 67L135 69V65H133ZM164 66V67H165ZM174 66H175V64H174ZM189 66H190V64H189ZM207 66H208V63H207ZM214 65H212V67H213ZM232 66L234 67L233 69H232ZM252 66V67H251ZM259 66H257V67H259ZM28 67V66H27ZM36 67V66H35ZM46 67V66H45ZM103 67V66H102ZM102 67L100 68L101 70H103L102 69ZM113 67V66H112ZM122 67H123V65H122ZM131 67V68H132ZM191 67H193V66H191ZM190 67V68H191ZM206 67V66H205ZM223 67H224V65H223ZM237 67H239V64L237 65ZM251 68V70H248V69H250ZM56 68V67H55ZM95 67L93 66V69H94ZM99 68V67H98ZM130 68V67H129ZM141 68H143V67H141ZM157 68V69H158ZM172 68V67H171ZM180 68V67H179ZM179 68H178V72H179ZM182 68H183V66H182ZM182 68H180V71L182 70H184L185 69V66H184V68L182 69ZM260 68V67H259ZM21 69H23L22 67H21ZM57 69V68H56ZM55 69V70H56ZM80 69V68H79ZM97 69V68H96ZM110 69H111V67H110ZM119 69V65H118V68H117V70ZM139 69V68H138ZM137 69V70H138ZM149 69V68H148ZM157 69H156V71H157ZM167 69H168V67H167ZM173 69V68H172ZM189 68L187 67V69H185V70H188ZM207 69V68H206ZM210 69V68H209ZM209 69H208V71H209ZM240 69H241V66H240ZM261 69V68H260ZM43 70V71H42ZM71 70V69H70ZM84 71H87V69L85 70V69H83ZM101 70L100 71H97V72H99V73H101ZM121 70V69H120ZM124 70V69H123ZM161 70H162V68H161ZM161 70H159V72H161ZM164 70V69H163ZM162 70V72L159 74H157V75H161L164 71ZM165 70H166V68H165ZM168 70H171L170 68L168 69ZM192 70V68L189 70L190 71V73H192L193 72V70ZM197 70V72L196 73H194V76H195V74L197 75V78L198 79H196V78H194V79H196V80H194L195 82H199L200 84H201V82L203 83V81L206 79V76H208L207 74L205 75H203V73H201V71H199L200 70V68H199V70L198 69H196ZM224 69H222V71H223ZM226 70V69H225ZM224 70V71H225ZM24 71V70H23ZM52 71V70H51ZM78 71V70H77ZM91 71V70H90ZM104 71V70H103ZM198 71H199V73H198ZM203 71V70H202ZM250 71V72H249ZM253 71H255V72H253ZM262 71H264V68H262ZM75 72V71H74ZM82 72V71H81ZM94 72H95V70H94ZM122 72V73H121ZM127 72H129V71H127ZM168 72V71H167ZM175 72V71H174ZM178 72H176V74H178ZM185 72H187V74H188V71H185ZM207 72V70L204 72V73H206ZM86 72H84V74H85ZM89 73V72H88ZM88 73H86L85 74V76L88 74ZM103 73V72H102ZM123 73H125L124 71H120V74H118V75H121V74H123ZM169 73V72H168ZM198 73V74H197ZM208 73V72H207ZM214 73V72H213ZM214 73V74H215ZM224 73V72H223ZM3 74V75H2ZM21 74V73H20ZM20 74H18V76H20ZM78 74H80V72H78ZM77 74V75H78ZM90 74V73H89ZM95 74L97 75V73L95 72ZM116 74H117V72L115 71V76H116ZM129 74V73H128ZM140 74V73H139ZM139 74H136V76H140ZM153 74V73H152ZM164 74H165V72H164ZM180 74V73H179ZM213 74V75H214ZM218 74V73H217ZM221 74V73H220ZM234 74V75H233ZM2 75V76H1ZM22 75H24L23 73L21 74V76ZM68 75V74H67ZM72 75V74H71ZM95 75V76H96ZM112 75H113V73H112ZM112 75H110L111 76V78H112ZM124 75V74H123ZM122 75V76H123ZM127 75V74H126ZM144 75V74H143ZM181 75V74H180ZM183 76L184 75H186V73H184V74H182ZM198 75H200V77L198 76ZM224 75V74H223ZM225 75H226V72H225ZM5 76H7V77H5ZM79 76V75H78ZM77 76V77H78ZM97 76H100V75H97ZM109 76V75H108ZM109 76V77H110ZM142 76V75H141ZM140 76V77H141ZM179 76V75H178ZM201 76H204L205 77V79H204V77H201ZM219 76V75H218ZM217 76V77H218ZM222 76V75H221ZM253 76V77H252ZM262 76H264V75H262ZM27 77H25V79H24V81H27L26 80V78ZM44 77V78H43ZM62 78H64L63 76H61ZM73 77V76H72ZM76 76H74V78H75ZM84 77V76H83ZM81 78V80L82 79H86V77H84V78ZM107 77V76H106ZM128 77V76H127ZM133 77V76H132ZM140 77H138V78H140ZM142 77H144L143 78V80L145 79V76H142ZM150 77V76H149ZM166 77V76H165ZM215 77H216V74H215ZM226 78H227V76H225ZM224 77V78H225ZM255 77V78H254ZM12 78H13V76H12ZM24 78V77H23ZM34 78H32L31 80H33ZM70 78V77H69ZM102 78V77H101ZM118 78V77H117ZM116 78V79H117ZM123 78H125L124 76H123ZM157 78V77H156ZM161 78V76L159 77V81H166L167 80V77H166V79H160ZM184 78V77H183ZM200 78V79H199ZM221 78V77H220ZM8 79V80H9ZM17 78H15L14 80H16ZM20 79H21V77H20ZM37 79V80H36ZM77 79V78H76ZM79 79V78H78ZM78 79H77V81H76V83L78 82ZM84 79V80H85ZM94 81H93V80ZM95 79H97V78H93L92 76H91V80H92V82H94L93 84H92V82H91V87H90V85H89V89L91 88H96V84H98L97 83V81L95 80ZM100 79V78H99ZM98 79V80H99ZM103 79V78H102ZM106 79H108V78H106ZM105 79V81H107L108 82V80H106ZM169 79V78H168ZM173 79H175V78H173ZM179 79H180V76H179ZM186 79V81H187V77L185 78ZM185 79H182V80H185ZM208 79V78H207ZM218 80H220L219 79V77L217 78ZM261 79V78H260ZM3 80H5V79H3ZM8 80H7V82H8ZM31 80H29V82H28V84H30V81ZM61 80V79H60ZM73 80V79H72ZM101 80V79H100ZM99 80V81H100ZM112 80V79H111ZM115 80V79H114ZM126 81H124L123 82V84H125V83H129L128 81H127V79H125ZM134 80V79H133ZM156 80V79H155ZM157 80H158V78H157ZM172 80V79H171ZM181 80V81H182ZM209 80V79H208ZM207 80V81H208ZM46 81V80H45ZM70 81H71V79H70ZM113 81V80H112ZM117 81V80H116ZM131 81V80H130ZM135 81V82H134ZM133 81V83H136L137 81L136 80H134ZM144 81H146V79L144 80ZM144 81H143V84L142 83H138L137 85L138 86H140L139 88H137L136 89V87H137V85H135L134 86V89H132L131 87H130V85L128 84L127 86H129L132 90L131 91H133V92H135V90L137 91L138 89H139V93H140V91H141V87H143L142 85H144ZM159 81H157V82H159ZM174 81V80H173ZM181 81H177V82H181ZM191 81H193L192 79H191ZM193 81V82H194ZM222 81V80H221ZM257 81V83L259 82L260 84L258 85V87H257V85H255V82ZM6 82V81H5ZM11 82H13L12 80L10 81V84H11ZM15 83H17L16 81H14ZM23 82V81H22ZM47 82H48V87H50V85H51V87H53L52 86V84H51V82L50 81H48V79H47ZM46 82V83H47ZM56 82V81H55ZM64 82V81H63ZM62 82V83H63ZM66 82H67V85H69L68 86V88H70L71 87V85L69 84V82L66 80ZM73 81H71V83H72ZM96 82V83H95ZM110 82V81H109ZM108 82V83H109ZM139 82H142V80L141 81H139ZM156 82V81H155ZM177 82H176V84H177ZM192 82V83H193ZM193 83V84H197V85H195L197 88H195V86L193 87V89H196L197 90V96L196 97H198V90L200 89L199 87H200V84L199 83ZM211 82V81H210ZM216 82V81H215ZM219 82V81H218ZM224 82V81H223ZM227 82H228V80H227ZM9 83V82H8ZM7 83V84H8ZM24 83H26V82H24ZM33 83V82H32ZM46 83H44V85L46 84ZM49 83H50V85H49ZM83 83V82H82ZM112 83H114V82H111V84ZM149 83V82H148ZM147 83V84H148ZM159 83H161V82H159ZM159 83H157L156 85V87H159V88H156L155 86H154V89L152 90V89H150V92H151V94H148V96H147V98H145L148 102H149V97L151 96L152 98H153V95L152 94H156L157 92H160V91H162L163 90V92L165 93V91H167V87L169 88V90L170 91H174L175 89H176V87H173L172 85H169V86H166V84L164 85V86H166V90L164 91V88L162 87L163 86V84L162 83H164V82H162L160 85H158ZM186 83V82H185ZM191 83V82H190ZM209 83V82H208ZM217 83V82H216ZM220 83V82H219ZM226 83V82H225ZM9 84V85H10ZM14 84V83H13ZM18 84H21V80H20V82H18ZM23 84V83H22ZM57 84V83H56ZM73 84V83H72ZM75 84V83H74ZM74 84H73V86H74ZM104 84V83H103ZM131 84V83H130ZM155 84V83H154ZM169 84V83H168ZM170 84H171V82H170ZM173 84H175L174 82H173ZM199 84V85H198ZM214 84V83H213ZM223 84V83H222ZM252 84H254L253 85V87L252 88H250V86L252 85ZM2 85V88H3V84H1ZM64 85V84H63ZM66 85V86H67ZM76 85V84H75ZM83 85V84H82ZM114 85V87L115 88H112V89H116V88H118L119 87V85L121 86L122 85V81H118V83H117V85L116 84H113ZM113 85H110V83H109V87L111 86H113ZM116 85V86H115ZM178 85H180V84H178ZM190 85V84H189ZM209 85V84H208ZM207 84H206V86H208ZM212 85V84H211ZM14 86H16V84H14ZM13 86V87H14ZM21 86V85H20ZM23 86V85H22ZM26 86V85H25ZM65 86V85H64ZM64 86H62L63 88H64ZM93 86V87H92ZM105 86V85H104ZM163 88H161V87ZM174 86H176V85H174ZM184 86H185V84H184ZM193 86V85H192ZM204 86H205V84H204ZM203 86V87H204ZM205 86V87H206ZM214 86H215V84H214ZM214 86H210L209 87V89H207V90H210V91H213V90H215L216 91V87L214 88ZM219 86V85H218ZM11 86H9V87H7V88H10ZM28 87V85L26 86V88ZM35 87V86H34ZM34 87H32L33 89H34ZM45 87V86H44ZM60 87V89H61V85L59 86ZM84 87V86H83ZM110 87V88H111ZM145 87V86H144ZM153 87V86H152ZM151 87V88H152ZM180 87V86H179ZM183 87V86H182ZM186 87V86H185ZM212 87H213V90H211L212 89ZM220 87V86H219ZM6 88V87H5ZM6 88V89H7ZM46 88V87H45ZM57 89H59L58 87H56ZM55 87H53L52 89H54L53 90V92L54 93H52L51 94V96H53V95H56L58 92H55L57 89H56ZM74 88V87H73ZM155 88H156V90H158V91H156L155 90ZM190 88H191V86H190ZM199 88V89H198ZM249 88H250V90H249ZM0 89H1V87H0ZM13 90V88L11 87L10 89H8L7 91L8 92H5V93H8V96H9V93H12L11 91ZM29 89V88H28ZM27 89V90H28ZM56 89V90H55ZM72 89V88H71ZM75 89V88H74ZM182 89V88H181ZM186 89V88H185ZM185 89H183L182 90V92L184 93V90ZM1 90H3V89H1ZM0 90V91H1ZM21 90H22V87H21ZM29 90H31V89H29ZM44 90H46V91H49L48 90V88H46V89H44ZM50 90H51V88H50ZM73 90V89H72ZM71 90V93L73 92ZM109 90H111V89H109ZM147 90V89H146ZM204 90V89H203ZM220 90V89H219ZM18 91V90H17ZM26 90H23V91H20V96H21V92H22V94H23V92H25ZM87 91V90H86ZM90 91V90H89ZM94 91H95V89H94ZM123 91V90H122ZM176 91V90H175ZM186 91V90H185ZM205 91V90H204ZM210 91H207L208 93L210 92ZM235 91V93H234V95H233V102H232V100H231V93H233ZM14 92V91H13ZM19 92V91H18ZM50 92V91H49ZM49 92H47V94H48V96H49ZM61 92V91H60ZM77 92H79V90L77 91ZM112 92V91H111ZM113 92H115V91H113ZM132 92V93H133ZM142 92H143V90H142ZM150 92H147V93H150ZM152 92H154V93H152ZM180 92H181V90H180ZM192 93H193V91H191ZM190 91H189V93H191ZM196 92V91H195ZM5 93L3 92V95L5 96ZM15 93V92H14ZM27 95H29L27 92H25ZM51 93V92H50ZM56 93V94H55ZM80 93V92H79ZM83 93H84V91H83ZM97 93V92H96ZM104 93V92H103ZM130 93V92H129ZM145 92H143L142 94H144ZM169 93V92H168ZM172 93V92H171ZM170 93V94H171ZM205 94H207V100H209V103H211V100H212V98L213 97H210L209 95H210V93L208 94V93H206V91L204 92ZM216 93H218V90L216 91ZM46 94V95H47ZM62 95V98L64 97L63 95H64V93H61ZM67 94V93H66ZM85 94V95H84ZM84 94H82L81 93V95H82V97L81 98H85V99H83V100H86L87 99V97H88V99H89V95H91V93L89 94V92H87V94L86 93H84ZM89 94V95H88ZM107 94V93H106ZM122 94V93H121ZM160 94H161V92L159 93V96H158V93L155 95V97L156 96H158L157 98H159L160 97ZM170 94H167L168 96L170 95ZM185 94V93H184ZM184 94H182L181 96L183 97V100H184V98H186V94H188V91L186 92V94L184 95ZM205 94H204V97H205ZM212 94V93H211ZM2 95V93H1V97L3 96ZM24 95V94H23ZM22 95V96H23ZM31 95H33V93H32V91H31ZM58 95H60V93L58 94ZM85 97H84V96ZM88 95V96H87ZM99 95H100V93H99ZM116 95V94H115ZM138 95H140L141 97L140 98H144V96H142L141 95V93L140 94H138ZM150 95V96H149ZM162 95H164L163 93L161 94V97H163ZM193 95V94H192ZM219 95V94H218ZM6 97L7 99H5V101H1L2 99H0V102H2V104L0 103V106H2L3 107V105H4V103H6L7 101L6 100H8V102L10 101L11 103L12 102H14V103H16L17 101H21V100H23L22 99V96H21V100L20 99H18V100H15L16 99V94H15V96H14V94H13V96L12 97ZM11 96V95H10ZM30 96V95H29ZM29 96H27V97H29ZM42 96V95H41ZM69 96H71V95H69ZM68 96V97H69ZM87 96V97H86ZM105 96V95H104ZM123 96V95H122ZM131 97L129 98V99H131V100H128V99H126V98H124V97H128V96H123V97H121L120 96V99H123V100H125L126 102V104H127V101H130V103H131V101L132 102H135L136 101V99L135 98H137V97H135V98H133L134 96H133V94L132 95H130ZM136 96V95H135ZM178 97L179 96V94H177V95H174L173 97ZM185 96V97H184ZM215 96V95H214ZM13 97H15L14 98V100L16 101H14V100H12L13 99ZM32 97H34V96H32ZM31 97V98H32ZM54 97V96H53ZM56 97V96H55ZM54 97V98H55ZM60 97V96H59ZM58 97V98H59ZM78 98H79V96H77ZM95 97H97L96 95L94 96V98ZM181 97V98H182ZM193 97V96H192ZM191 97V98H192ZM211 98V100H210V98ZM23 98L25 99V97L23 96ZM50 98H52V97H50ZM58 98H57V101H58ZM62 98H61V100H62ZM73 98V97H72ZM105 98H106V96H105ZM104 98V99H105ZM156 98V99H157ZM217 98V97H216ZM216 98H214V101H215V99ZM218 98H220V95L218 96ZM217 98V99H218ZM237 98V99H236ZM4 99V98H3ZM42 99V98H41ZM68 99V98H67ZM119 99V100H120ZM134 99H135V101H134ZM149 99V100H148ZM168 99L169 98H167V101H168ZM180 99V98H179ZM179 99H178V101H176V99H175V104H176V102H177V105L176 106H178V109H174V104H173V106H171L170 105V103L169 102H166L165 101V104L163 103V105L165 106L166 105V103H169V105L167 104V107L168 106H171V107H173V108H171V107H168V108H170V109H167V110H172V113H174L173 115H172V113H171V117H172V119L174 118V115H175V113L177 112V110H179L180 111V109L179 108H181V106H182V101H180L179 102ZM188 99V97L186 98V100ZM201 100V98H198V100ZM216 99V100H217ZM49 100V99H48ZM51 100V99H50ZM73 100V99H72ZM72 100H70L69 99V101H67V102H71V103H73L72 102ZM80 99H78L77 101H74V104L76 103V104H78L77 102L79 101ZM94 100V99H93ZM92 100V101H93ZM110 100V99H109ZM122 100V101H123ZM142 100H144V99H142ZM145 100V101H146ZM157 100H159V99H157ZM166 100V99H165ZM170 100H172V99H170ZM182 100V99H181ZM186 100L184 101L185 103H186ZM206 99H204V101H205ZM25 102V104L26 103H28V102ZM98 101V100H97ZM111 101V100H110ZM110 101H106L107 102V104H103V106L104 107H107L108 106V103L110 102ZM114 101V100H113ZM116 101H118V100H116ZM141 101V100H140ZM139 101V102H140ZM146 101V104L148 103ZM174 101V100H173ZM202 101V100H201ZM231 101V102H230ZM4 102V103H3ZM43 102V101H42ZM50 102V101H49ZM52 103H55V100H53V101H51ZM51 102H50V104H51ZM61 101H59V103H60ZM63 102H64V100H63ZM62 102V103H63ZM67 102H65V104L67 103ZM86 102V101H85ZM112 102V101H111ZM115 102V101H114ZM114 102H113V104H114ZM118 102H120V101H118ZM138 102V103H139ZM172 102V101H171ZM195 103H196V100L194 101ZM206 102V101H205ZM220 102V101H219ZM226 102V100H224V103ZM241 102V103H240ZM17 103H19V105H20V103H22V102H17ZM16 103V104H17ZM28 103V104H29ZM58 103V109L56 108L57 107V104H55V105H53V106H56L55 108L53 107H51L52 109H53V111H52V115H53V112H54V110H56V112H54V115L55 114H57L58 115V117H56V119L58 118V119H62L63 117H61L60 115H59V112H63V109H65L64 110V113H66V111H69L70 110V112H72L71 110L73 109V108H71L70 109V107H73V106H75L74 104H70L69 105V103L65 106V105H61V106H64V107H66V108H64L63 107V109H62V107L60 108V104ZM61 103V104H62ZM129 103V102H128ZM154 103H155V101H154ZM162 103V102H161ZM173 103V102H172ZM179 103V104H178ZM185 103H183V105H185ZM238 103H240L241 105L239 106V108L241 109H243L242 111H245L246 110V108H249V111H250V114L246 111V113L245 114H247V115H245L244 114V112L243 113H241V110H238L239 108H237L238 107ZM242 103H244V105H246V106H244V107H242ZM24 104V103H23ZM24 104V105H25ZM28 104H26V105H28ZM39 104V106H37ZM81 104V103H80ZM92 104V103H91ZM95 104V103H94ZM116 104V103H115ZM124 104V103H123ZM133 104H135V103H132V106H133ZM142 104V102L139 104V106H141L142 107V109H143V106L144 105H141ZM156 104V103H155ZM154 104V105H155ZM214 104H215V102H214ZM217 104V103H216ZM215 104V105H216ZM6 105V104H5ZM14 106H16L15 104H13ZM18 105V104H17ZM87 105V104H86ZM125 105V104H124ZM128 105V104H127ZM160 105V104H159ZM195 105V104H194ZM21 108H19V109H23V105L21 104ZM28 106V107H29ZM68 106H69V109H68ZM116 107H117V105H115ZM135 106V105H134ZM146 106V105H145ZM149 106H150V103H149ZM212 106V105H211ZM258 106V110H256L255 109V107H257ZM262 106H264V105H262ZM1 107V108H2ZM7 106H5V108H6ZM48 107V106H47ZM50 107V106H49ZM82 107V106H81ZM114 106H112V108H113ZM125 107V106H124ZM123 107V108H124ZM146 107H148V106H146ZM156 107V106H155ZM160 107V106H159ZM163 107V106H162ZM167 107H165V109L167 108ZM187 107H188V105H187ZM191 107H194V106H191ZM201 107V106H200ZM206 107V106H205ZM203 105H202V108L203 109H201V108H199L198 109V111L197 110H195V111H192V112H195L196 113V111L199 113V111H201L202 112V110H204V108H205ZM220 107H222V106H220ZM225 107V106H224ZM246 107V108H245ZM0 108V109H1ZM13 108H15V107H13ZM24 108H26V106L24 107ZM30 108H29V110H30ZM34 108V109H35ZM39 108V109H38ZM119 108V107H118ZM126 108V107H125ZM129 108H130V106H129ZM140 108V107H139ZM153 108V107H152ZM156 108H158V105H157V107ZM175 108H177V107H175ZM214 108V107H213ZM212 107H211V109H213ZM216 108V107H215ZM251 108V109H250ZM9 107L7 108V112L9 111ZM11 109H12V107H11ZM10 109V110H11ZM46 110H50V108L48 109V108H45ZM59 109L61 110V111H59ZM67 109V110H66ZM142 109L139 111V113L140 112H142ZM161 109V108H160ZM173 109H174V111H173ZM188 109V108H187ZM206 109H208V108H206ZM220 110H218V111H223L224 109H221V108H219ZM226 109V108H225ZM255 109V111L257 112H254L253 110ZM2 110H4V109H2ZM15 110V109H14ZM13 109H12V112H17L18 110L16 109V111H14ZM24 111H22V110H20L19 112V120L21 119V111H22V113L24 112V114L22 115L23 116V119H24V115H27V117H29L30 118V114H29V116H28V113H26L25 111H27L28 109H23ZM28 110V111H29ZM39 110V111H38ZM113 110H115V111H117L115 108H113ZM154 110V109H153ZM153 110H152V112H153ZM155 110H157V109H155ZM154 110V112L155 113H158V111H155ZM186 109H184V111H185ZM228 110H226V113H227V111ZM236 110V111H235ZM5 111V110H4ZM27 111V112H28ZM105 111H107V110H105ZM115 111H114V113L113 114H115ZM129 111V110H128ZM150 111V112H149ZM162 111V110H161ZM160 111V112H161ZM166 111V110H165ZM237 111H239V113H237ZM260 111V112H261ZM50 112H51V110L48 112V115L50 114ZM69 112V113H70ZM99 112H100V110H99ZM110 112V111H109ZM148 112L149 113H152L151 112V107H150V110H149V108H148ZM181 112V111H180ZM187 112H188V110H187ZM203 112H205V111H203ZM206 112H208V111H206ZM225 112V111H224ZM0 113H2V111H0ZM9 113V112H8ZM68 112L66 113V114H69ZM87 113V114H86ZM101 113V112H100ZM128 113V112H127ZM138 113V115H140ZM229 113H231V112H229ZM228 113V114H229ZM257 114V115H254V114ZM12 114V113H11ZM10 113H9V116L11 117L12 115H11ZM16 114H18V113H16ZM34 114H36V112L34 113ZM46 114V113H45ZM50 114V115H51ZM65 114V115H66ZM76 114V113H75ZM102 114V113H101ZM124 114V113H123ZM123 114H120V116L121 115H123ZM128 114H130V112L128 113ZM127 114V115H128ZM158 114H160V113H158ZM158 114H155L154 115V113H153V116L155 117V118H158L157 119V121H159V120H161L159 117L161 116V115H164L163 113H161V115H158ZM186 114V113H185ZM190 113L188 112V115H189ZM192 114V113H191ZM190 114V115H191ZM232 114H233V112H232ZM231 114V115H232ZM47 115V116H48ZM94 115H95V113H94ZM103 115V114H102ZM136 115V114H135ZM149 115V114H148ZM168 114H167V112H166V117H168L169 118V116H167ZM176 115H177V113H176ZM175 115V116H176ZM179 115H181L180 113H179ZM193 116H194V114H192ZM189 116V117H193V116ZM201 114L199 113V114H196L195 115V117H193V118H195V119H197L198 118V116H200ZM219 115H220V119H225V117L227 118V115L224 117L223 116V118L221 117V114L219 113ZM252 115H254V117H252ZM6 116V115H5ZM13 116L14 117H12V118H10L11 120H13V119H15L16 120V116L17 115H15V113H13ZM60 116V117H59ZM71 116V115H70ZM107 117V115L105 114L104 116H102V118H100L101 120H103L104 121V119ZM110 116H113V115H111L110 114ZM109 115H108V117H110ZM115 116H116V118H117V115L115 114ZM115 116H114V119H115V121H116V123H115V125H113V126H115L116 128L117 127H120V128H123L122 126H116V124L118 123V121L116 120V118H115ZM145 116V115H144ZM186 116V115H185ZM196 116H197V118H196ZM248 116H249V118H248ZM259 116V115H258ZM26 117V116H25ZM38 117H40V118H38ZM51 117V116H50ZM103 117H104V119H103ZM107 117V118H108ZM124 117V116H123ZM125 117H126V114H125ZM134 117V116H133ZM139 117V116H138ZM142 117H143V115H142ZM166 117H164V119L166 118ZM182 117V116H181ZM187 117V116H186ZM189 117H188V122L187 123H190V119H189ZM203 118L204 117V115L203 116H200V118ZM228 117L230 118V116L228 115ZM250 117H252V118H250ZM3 117H2V114H0V131H1V129L2 128H4V121L6 120V119H2ZM45 118V117H44ZM83 118V119H82ZM136 118L137 117H134V118H132V119H130L129 120V122L128 123H125V127L127 128V129H129L131 126H133V125H135L136 123H137V120H136ZM141 118V117H140ZM146 118V120H147V117H145ZM182 118H184V117H182ZM230 118V119H231ZM55 119V120H56ZM67 119H69V120H67ZM88 119V118H87ZM86 119V121L87 122H89L88 120ZM109 119V118H108ZM120 119V118H119ZM138 119V118H137ZM162 119H163V117H162ZM163 119V120H164ZM171 118H169L168 120L170 121V123H169V121L167 120V123H169L168 125L169 126H172V124H174V123H172L171 124V120H170ZM195 119H194V122H196L195 121ZM204 119V118H203ZM219 119V120H220ZM251 120L250 121V123H246V120ZM22 120V119H21ZM30 120H31V118H30ZM50 120V121H49ZM68 122H67V121ZM97 120V119H96ZM112 120H113V118H112ZM135 120H136V122H135ZM151 120L154 122V124L155 125H157L158 126V124H156L155 123V119H153V117L151 116ZM179 120H181V119H179ZM237 120V121H236ZM7 121V120H6ZM25 121V120H24ZM27 121H28V118H27ZM62 121V120H61ZM120 121V120H119ZM122 122H123V120H121ZM165 121V120H164ZM225 122L226 121H230V120H228V118H227V120L225 119L224 120ZM13 122H15L14 120H13ZM26 122V121H25ZM105 122V121H104ZM134 122V123H133ZM143 121H141L140 123H142ZM152 122V123H153ZM172 122H174V120H172ZM177 122V121H176ZM175 122V123H176ZM193 122V123H194ZM200 122V121H199ZM224 122V123H225ZM7 123V122H6ZM21 123H22V121H21ZM20 123V124H21ZM103 123V122H102ZM102 123H100V124H102ZM132 123H133V125H132ZM148 123V122H147ZM151 122H149L148 123V125L150 124ZM222 123H223V121H222ZM19 124V125H20ZM104 124V123H103ZM102 124V125H103ZM145 124V123H144ZM183 123H180L179 124V128H182V125ZM2 125H3V127H2ZM23 125H26V124H24V122H23V124H22V127L20 128L21 130H19L20 132V135H19V133H18V135L19 136H24V134L27 132V130H24L27 126H28V122H27V125H26V127L24 128L23 127ZM101 125V127H102V129H103V126ZM118 125H120V124H118ZM123 125V124H122ZM142 125V128H143V124H141ZM162 125H163V127H162ZM186 125V124H185ZM45 126V125H44ZM59 126H60V128H59ZM124 126V125H123ZM178 125H176V129L175 128H173V129H175L176 131L178 130V127H177ZM223 126V127H222ZM2 127V128H1ZM7 127V129L8 130H10L8 127H9V124H8V126H6ZM20 127V126H19ZM43 126H41V128H42ZM63 127V130L61 129ZM105 127V126H104ZM113 128L112 127V129L114 130V129H116V128ZM149 127H150V125H149ZM185 126H183V128H184ZM11 129H12V127H10ZM64 128H66V129H64ZM100 128V127H99ZM99 128H97V130L99 129ZM119 128V129H120ZM131 128H133V127H131ZM141 128V131H143L144 129H142ZM148 128V127H147ZM182 128V129H183ZM27 129V128H26ZM49 129V128H48ZM60 129V130H59ZM101 129V128H100ZM101 129V130H102ZM139 125H138V131H139ZM149 129V128H148ZM181 129V130H182ZM22 130H24L23 132H22ZM42 130V129H41ZM50 130V129H49ZM152 130H151V128H150V133L152 132ZM3 131H4V129H3ZM2 131V132H3ZM17 132H18V130H16ZM38 131V132H37ZM57 131V132H58ZM95 131H96V129H95ZM116 131V130H115ZM115 131H111V133L113 132H115ZM121 131H125V129H123V130H121ZM128 131V130H127ZM147 131V130H146ZM174 131V130H173ZM171 132V133H174V132ZM178 131H180V129L178 130ZM191 131V130H190ZM8 132V131H7ZM41 132L42 133H46L47 132V134H49L48 135V137H53V139L52 140H54V136L55 137H58V138H55L56 140H54L55 142H53V141H51V142H53V143H56L57 142V139H59L58 140V144L56 143V144H54V146L55 145H61L60 147H62V148H58L57 149V147H54V146H50L52 143L49 141V139H48V142H47V140H45V139H47L46 137H45V135L44 136H41L40 137V135H42L41 134ZM49 132V133H48ZM101 133H102V131H100ZM117 132V131H116ZM132 132H134V130H132ZM131 132V133H132ZM148 132V131H147ZM153 132H152V134H153ZM170 132V131H169ZM193 132V131H192ZM13 133H15V134H13ZM37 133V135H35ZM124 133V132H123ZM127 133V132H126ZM130 133V135H132ZM143 133V132H142ZM149 133V132H148ZM147 133V134H148ZM171 133H169V138L171 137L170 135H171ZM9 134V133H8ZM52 134V135H51ZM107 134V133H106ZM116 134V133H115ZM114 134V135H115ZM134 134H136V133H134ZM144 134V133H143ZM250 134H252L253 136H255L254 138H251V137H253L252 135H251V137H250ZM18 135H16V136H18ZM108 135V134H107ZM106 135V136H107ZM142 135V134H141ZM178 135V134H177ZM204 135V136H203ZM248 135H249V137L251 138V140L252 139H255L251 144H249L248 142L250 141V138L249 139H247L248 138ZM23 136L21 137V138H23ZM47 136V135H46ZM60 136V135H59ZM65 136V137H64ZM103 136V135H102ZM123 136V135H122ZM15 137V138H14ZM44 137V138H43ZM61 137V136H60ZM148 137V138H147ZM154 137V138H153ZM9 138V139H8ZM20 138V139H21ZM120 138V137H119ZM130 138V137H129ZM128 138V139H129ZM173 138V137H172ZM1 139V138H0ZM24 139H26L25 137H24ZM34 139L36 140V141H34ZM64 139V140H63ZM101 139V138H100ZM105 139V138H104ZM109 139H111V140H113L111 137H109ZM121 139H123V138H121ZM120 139V140H121ZM174 139V138H173ZM177 139V138H176ZM8 140V141H7ZM118 140V139H117ZM116 140V141H117ZM1 141V140H0ZM24 140H20V143L22 144H20V147H22L24 144V142H23ZM60 141V142H59ZM65 141V142H64ZM96 141H98V139L96 140ZM106 141V140H105ZM109 141V140H108ZM115 141V142H116ZM133 141V142H132ZM134 141L136 142V145H134L133 146V144H134ZM144 143H143V142ZM149 141V142H148ZM155 141H157L156 139H155ZM154 141V142H155ZM13 142V141H12ZM18 142V141H17ZM17 142L15 143L14 142V144H17ZM35 142V143H34ZM51 143L50 145H46V143ZM70 142V143H69ZM119 142V141H118ZM251 142V141H250ZM19 143V142H18ZM26 143V142H25ZM59 143H61V144H59ZM92 145H94L95 147H96V149H94V150H90V151H92V152H90V151H88V147H90V145L91 144ZM98 143H99V141H98ZM103 143V142H102ZM120 143V142H119ZM141 143H143V144H141ZM148 143V144H147ZM10 145L9 147H11V149L13 150L14 148H16L17 146H19V144H17V145ZM115 144V143H114ZM127 144V143H126ZM145 144V145H144ZM180 144V145H179ZM67 145V146H66ZM68 145H75L76 147H77V150H76V152L77 151H79V150H81V151H79L78 153H81V155H77V153H75V152H73L74 151V149H75V146H72L73 147V149L71 148H69V150H70V152H68L69 150L67 149V154H69V155H67L66 156V153H65V151L63 152L62 151V149L63 150H66V149H64V147L65 148H68ZM108 145H107V148H105V149H107V152H108V155H106L105 156V158H106V160H108L109 161V163H110V160H111V162L115 159V155L113 154L114 152L112 151L113 149L109 146V148H108ZM117 145V144H116ZM146 147L145 148V150H143V147ZM153 145H154V143H153ZM152 145V146H153ZM102 146V145H101ZM101 146H100V148H101ZM113 147H116V146H114V145H112ZM125 146V145H124ZM20 147L18 148H16V149H19V150H16V149H14L13 151L11 150V153H13L14 152V157H21V156H18L17 154V156H15V151H17V153H18V151H19V153L21 152V150H20ZM27 146H25V148H26ZM53 147H54V150H53ZM94 147V148H95ZM8 148V147H7ZM85 148V149H84ZM86 148H88V149H86ZM92 148V147H91ZM112 150H111V149ZM245 148V149H246ZM35 149V150H34ZM60 149V150H59ZM151 150L150 152H151V155L149 156V155H147V153L148 154H150L149 152H147V150ZM154 149V150H155ZM25 150V149H24ZM29 150V149H28ZM27 150V151H28ZM59 150V151H58ZM73 150V151H72ZM102 150V151H101ZM143 150V151H142ZM219 150V151H218ZM5 151V152H4ZM62 151V154H65V156L66 157H63L64 155H62L61 153L59 154V152H61ZM71 151H72V153H71ZM101 151V152H100ZM127 151V152H126ZM3 152H4V154H3ZM25 152H26V150H25ZM58 152V153H57ZM111 152H112V154H111ZM125 153V154H127L128 152L130 153V154H127L126 156H127V158L124 156V154L123 153ZM193 152H192V154H193ZM217 152H216V154H217ZM250 152H249V154H250ZM22 153V152H21ZM56 153V154H55ZM73 155V153L74 154H76L75 155V158H74V162H72L71 160H73L72 159V157H71V154ZM101 153H103V154H101ZM203 153H200L201 155L203 154ZM209 153V155H210V152H208ZM207 153V154H208ZM212 153H214L213 152V149H212ZM211 153V154H212ZM253 153V152H252ZM23 154V153H22ZM30 154V155H31ZM57 154H59V155H57ZM110 154H111V156H110ZM121 154H122V161H121V163H120V158H121ZM155 154V153H154ZM191 154V153H190ZM196 154H198L199 155V153H196ZM219 154L217 155V156H219ZM7 155H10L9 154V152H8V154ZM132 157H131V156ZM141 155V154H140ZM140 155H138L139 157L138 158H140L141 159V162H142V158L144 159L145 157L143 156L142 157V155L140 156ZM201 155H199L198 157H201ZM204 155V154H203ZM240 156H241V153L239 154ZM252 155V154H251ZM23 156V155H22ZM82 156V157H81ZM97 156V155H96ZM101 156V157H102ZM112 157V158H110V157ZM211 156H213V155H211ZM210 156V157H211ZM214 156L216 157V155H215V153H214ZM213 156V157H214ZM237 156V155H236ZM257 156V158L256 159H258L259 157ZM9 157V156H8ZM24 157V156H23ZM67 157H69V159L67 158ZM78 157V158H77ZM81 158V161L80 162H78L79 160H80V158ZM107 157H109L108 159H107ZM136 157V158H135ZM147 157V158H148ZM243 157V158H244ZM22 158V157H21ZM77 158V159H76ZM93 158H95V160H98L97 162H98V164H99V162H100V164L101 165H96L97 164V162L96 161H94L95 162V164H92V159ZM114 158V159H113ZM126 158V159H125ZM131 160H130V159ZM147 158H145V159H147ZM151 158V157H150ZM153 158V157H152ZM205 158V157H204ZM46 159H47V162H46ZM71 159V160H70ZM75 159L76 160H78V161H75ZM85 159V160H84ZM118 159H119V161H118ZM123 159H125V160H127L128 162H130V164L127 162V161H124L123 162ZM132 159H136L134 162H131V161H133ZM144 159V160H145ZM175 159V160H174ZM192 159V158H191ZM191 159H190V162H192L191 161ZM196 159H200V158H197V155H196V158H195V162H194V164H193V166H192V163H191V166H192V168L194 167V165H195V168H196V166H197V168L195 169V171H194V169H193V171L194 172H192V171H190V173L188 174V175H190L189 177H193V176H191V175H194V177L195 176H198V177H193L192 179H196V181L195 182H197V183H199L198 185H200V187H198V185L197 184H194V182H192V180H191V178H190V182L192 183V184H194V186H196L195 188H196V190H198L199 188H201V186L202 185H204L205 187H207V188H210V186H209V184L212 182L213 183V181L215 180H212L211 178H209L210 179V183L208 182V180H206L205 181V183H203L204 182V180L203 179H201V180H203V181H201V180H199L200 178H199V175H197V173L199 174L201 171H202V168H206L205 166H207L206 164H205V161L204 162H202L201 160H202V158L200 159V160H196ZM252 159H254V160H252ZM5 160V161H4ZM92 160V161H91ZM130 160V161H129ZM143 160V161H144ZM177 160V161H178ZM185 160H187V158L185 159ZM214 160V159H213ZM240 160H241V157H240ZM250 160H252V161H250ZM8 161V160H7ZM147 161H149L150 162V160H148L147 159ZM158 161V160H157ZM177 161H175L174 163L176 164V162ZM196 161H198L197 163L198 164H200V162H202L200 165V167L198 166V164L196 165ZM200 161V162H199ZM207 161V160H206ZM208 161H210L209 160V158H208ZM260 161V162H259ZM3 162H1L0 161V163L1 164H3ZM22 162V163H21ZM45 162V163H44ZM122 162H123V164H122ZM140 162V163H141ZM146 162V161H145ZM214 162H215V160H214ZM219 162V161H218ZM18 164V166L16 167V165ZM114 163V162H113ZM116 163V164H117ZM126 163H128V164H126ZM139 163V166H142L141 164ZM207 163V162H206ZM209 163V162H208ZM235 163V162H234ZM233 163V164H234ZM1 164H0V166H1ZM21 164V165H20ZM86 164V165H85ZM115 164V165H116ZM117 164V165H118ZM157 164V165H156ZM204 164H205V166H204ZM212 164V163H211ZM210 164V165H211ZM220 164H222L221 162H220ZM232 164V165H233ZM237 164H239V165H237ZM19 165H20V168H25L27 165L28 166H30L28 169H27V171H28V173H29V175H31V177H33V178H30V177H27V176H24L25 175V169L22 171L21 170V172H23V174H21L20 175V168L18 169V167H19ZM44 167H43V166ZM104 166V168L106 169V171L104 170V168H103V170H102V167ZM109 165H113L112 163H110ZM121 165H123L122 167H121ZM125 165V166H124ZM127 165V166H126ZM129 165V166H128ZM177 165V164H176ZM209 165V164H208ZM215 165H217L216 164V162H215ZM215 165H214V167H215ZM258 165V169H257V166ZM39 166V167H38ZM102 166V167H101ZM106 166V167H105ZM182 166V165H181ZM55 167H60L59 169H57V168H55ZM125 167H129V168H131L133 171H131V174H130V176L133 174L132 172H134L135 171V177L134 176H132V178L134 177V180H138L136 183L134 182V184H133V179H130L131 177L128 175L129 173H128V171H129V169H128V171L125 169ZM188 167V166H187ZM211 167V166H210ZM47 168L48 169H50L51 171L50 172H48L47 171ZM119 168V169H118ZM120 168H122V171H123V169H124V171L125 172H122L121 171V169ZM191 168V167H190ZM192 168L190 169V170H192ZM209 168V167H208ZM216 169H217V167H215ZM46 170V172L44 171V173L42 174L41 173V176L42 175H47L46 173L48 172V176H46L44 179H45V183H46V179L48 178V181L47 182H50L51 180H52V182H53V186H49L50 184L48 183V184H45L44 186H43V182L42 181H44V179L43 178H41L40 177V171H43V170ZM100 169L102 170V171H100ZM113 169H116V168H113ZM181 172L183 173V168L181 167ZM215 169V170H216ZM54 170H55V172H54ZM119 170H120V172H121V174H120V172H119ZM175 170V169H174ZM176 170H178V168H177V166H176ZM176 170L175 171H173L174 173H172V175L173 174H175V172H176ZM198 170V171H197ZM200 170V171H199ZM214 170V169H213ZM259 170H261V169H259ZM262 170H264V168H262ZM127 171V172H126ZM180 171V170H179ZM217 171V170H216ZM106 172V173H105ZM118 172V173H117ZM149 172H150V174H149ZM166 172H168V171H166ZM261 172H264V171H261ZM19 173V174H18ZM27 173V172H26ZM27 173V174H28ZM38 175V185H36V184H34V183H37L36 182V175ZM52 173V176L50 175ZM108 173V174H107ZM124 175H123V174ZM125 173H127V174H125ZM182 173L180 174L181 175V179H182V177H183V179H182V181H186V178L184 177V173H185V170H184V173H183V175H182ZM188 173V172H187ZM192 173H195V174H192ZM26 174V175H27ZM33 174L36 176L35 178H34V176H33ZM109 176V178H108V176ZM128 175V176H127ZM134 175V174H133ZM176 175H177V173H176ZM187 175V176H188ZM168 176H169V174H168ZM168 176H167V179H168ZM253 176V177H254ZM23 177H24V179H23ZM130 177V178H129ZM214 177V178H213ZM235 177H237V180L235 179ZM262 177H264V176H262ZM108 178V180L106 181V179ZM127 178H129V180H133L131 183H132V185H130L129 184V181H128V179ZM174 178V177H173ZM185 178V179H184ZM239 178V179H238ZM246 178V179H245ZM34 179V181L32 182V180ZM147 179V178H146ZM175 179H177V178H175ZM254 179H255V177H254ZM253 179V180H254ZM259 179V178H258ZM262 179V178H261ZM148 180V179H147ZM150 180H148V181H150ZM169 180H171L170 179V177H169V179L167 180L168 182H169ZM256 180H257V178H256ZM255 180V181H256ZM100 181V182H99ZM112 181V182H111ZM152 181H150V183L152 182ZM165 182H166V180H164ZM176 181V180H175ZM179 182H180V180H178ZM177 181V182H178ZM223 181L225 182V181H227V184H226V186L225 187H232L231 189H233L234 190V188H233V186L236 184V183H239L238 184V187L235 185V190H237L236 192L235 191H228V190H230V189H226L227 191L225 192V190H222L223 189V185H222V183H223ZM248 181V180H247ZM252 181V180H251ZM261 181V180H260ZM260 181H259V184H260ZM33 183V184H29V183ZM52 182H50V183H52ZM64 182L66 183V185L67 186H65V184H64ZM190 182L188 181V183L190 184ZM200 182H202V183H200ZM206 182H208L207 184H208V186H206L207 184H206ZM262 182H264V180H262ZM261 182V183H262ZM164 183V182H163ZM162 182H160V186H164V185H166V186H164V188H162V190L164 191V189H165V191H166V188H167V184L166 183H164L163 184ZM211 183V184H212ZM246 183V184H245ZM143 184H144V182H143ZM149 184V183H148ZM172 185H173V183H171ZM189 184H187V185H189ZM210 184V185H211ZM154 185V182L152 183V184H150V187H149V185H148V188H147V185H146V190L145 189H143V192L144 191H147V190H150V191H153V190H151L152 188V186ZM156 185V184H155ZM154 185V186H155ZM178 185H181L180 183L178 184ZM186 185V186H187ZM47 186H48V188H47ZM162 186V187H163ZM190 186V185H189ZM222 186V187H221ZM253 186V190L255 189L254 187V185H252ZM46 187V189H48V191L46 190V189H44V188ZM53 187V188H52ZM169 187H171V185H169ZM180 187V189H181V186H179ZM203 187V186H202ZM205 187H204V189H205ZM224 187V188H225ZM228 187V188H229ZM49 188H52L53 190L51 191L52 193L50 194L49 192ZM149 188H151V189H149ZM158 188V187H157ZM160 188V187H159ZM158 188V189H159ZM222 188V189H221ZM237 188V189H236ZM247 188V187H246ZM259 188H261V189H264V188H262L261 187V184H260V186H258V189ZM27 190L28 191V193L30 194V198L33 200V202H34V200H35V204H37V207H33L32 209H31V212H32V210L34 209V208H37L38 209V211H36V209H35V211H36V214L35 213H33L34 215H32V213L29 211L30 210V206L32 207L33 205H35V204H32L33 202L31 201V202H29L28 203V205L26 204V199H28L29 200V197L27 198V196L25 197L24 195L26 194V191H24V190ZM157 189V190H158ZM171 190H172V187L170 188ZM169 189V190H170ZM194 189V188H193ZM201 189H203V188H201ZM204 189H203V191H204ZM239 189V190H238ZM245 189V190H244ZM16 190H19L18 192H19V194H20V196H22L21 198H26V199H24V201H22V200H20V198H19V201H22L23 202V204H22V202L20 203L18 200H17V196L16 197H13L14 196V193L16 192ZM126 190V191H125ZM140 190H141V188H140ZM156 190V191H157ZM170 190V191H171ZM195 190V189H194ZM196 190L195 191H192V190H190L189 192H190V197L192 196V194L195 192L196 193ZM207 190H209V189H206L205 191H207ZM257 190V189H256ZM255 190V191H256ZM20 191H23L22 193L23 194H21L20 193ZM44 191V192H43ZM47 191V194H45L46 196L44 197L43 195H44V193ZM119 191V192H118ZM127 191H128V193L130 194V196L128 195V194H126L125 195V193H127ZM154 191H155V189H154ZM163 191H162V194H163ZM173 191V190H172ZM171 191V192H172ZM174 191H175V189H174ZM174 191H173V193H174ZM200 192H203V191H201V190H199ZM198 191V192H199ZM213 191V190H212ZM212 191L208 194L209 196H210V194L212 193ZM223 193H222V192ZM18 192L16 193L17 195H18ZM25 192V193H24ZM71 194H70V193ZM74 192H78V193H75V194H77V195H74ZM123 192V193H122ZM140 193L141 194V196H142V198L147 202L148 201V198L146 199L145 198V196H144V194L146 193ZM187 192V193H186ZM193 192V193H192ZM200 192H199V194H200ZM221 192V193H220ZM224 192H225V196H224ZM242 192H246L247 194H245V193H242ZM64 193H69V194H64ZM79 193H81V194H79ZM148 193V192H147ZM150 193H152V192H150ZM149 193V194H150ZM155 193V192H154ZM170 192H167V194H169ZM173 193H170L169 194V197H171L170 195L171 194H173ZM204 193V192H203ZM203 193L202 194H200V195H203ZM219 193H220V196H219ZM227 193V194H226ZM251 193H253V191L251 192ZM250 193V194H251ZM258 193H264V192H261V191H259ZM15 194V195H16ZM74 195V198H73V195ZM82 195V199H80V197H78L79 195ZM157 194V193H156ZM162 194L160 195V196H162ZM174 194V196H176ZM206 194V193H205ZM204 194V195H205ZM221 194H223V195H221ZM13 195V196H12ZM125 196L124 198H125V200H124V198H123V196ZM138 195V194H137ZM151 195H153V197L155 198V200L157 199L156 197H157V195H155V194H151ZM195 194H193V196H194ZM197 195H198V193L196 194V196H194V198L195 197H197ZM229 197H227V196ZM231 197H230V196ZM76 196V197H75ZM164 196H166V195H163V197ZM168 196V195H167ZM174 196H172L173 198H175ZM177 196H179V195H177ZM221 196H223L222 197V199H221ZM262 196V195H261ZM41 197H43V199L44 200H42L41 199ZM47 197V199H45ZM129 197V198H128ZM131 197V198H130ZM169 197H167V198H169ZM198 197H199V195H198ZM207 198H210V197H208V196H206ZM205 197V198H206ZM258 197H259V199L261 198L259 195H258ZM83 200L85 203H83L82 201V205H80V204H78V202L80 203V200ZM135 198V197H134ZM134 198L132 199V200H134ZM139 198V197H138ZM151 197H149V199H150ZM161 198V197H160ZM165 198V200L163 199V201H165V204H166V206H165V204H164V206H165V209H167V207H168V204H167V198L166 197H164ZM240 198H241V196H240ZM247 198V197H246ZM255 198H256V196H255ZM262 198H264V197H262ZM261 198V199H262ZM77 199L79 200V201H77ZM140 200V201H142V202H144V200ZM153 199V198H152ZM169 199H172V198H169ZM190 199H192V198H190ZM242 199V198H241ZM245 198H243L242 200H244ZM249 199L250 198H248L247 199V201L249 202ZM17 200V201H16ZM28 200H27V202H28ZM44 201V202H46V203H44V202H42V201ZM124 200V201H123ZM155 200H152L153 202L155 201ZM208 200V199H207ZM236 200H238V199H236ZM236 200H234V201H236ZM255 200H257V199H255ZM254 200V201H255ZM126 201V202H125ZM170 201H172V203H170ZM176 201V202H177ZM181 201V200H180ZM206 201V200H205ZM205 201H203V202H205ZM234 201H232V203L234 202ZM252 201H253V199H252ZM259 201V200H258ZM258 201H255V203L257 204V205H259L258 206V208L259 207H261V205H262V203H261V205H260V202H262L261 200H260V202H259V204L257 203ZM18 202L21 204V205H19L18 204ZM37 202V203H36ZM124 202H125V204H127L128 206V208H126L125 207V205H124ZM132 202V201H131ZM136 202H138V200L136 201L135 200V203ZM151 202V201H150ZM155 202H157V200L155 201ZM155 202L154 203H152V206H153V204H155ZM229 202V201H228ZM238 202H239V200H238ZM251 202V201H250ZM249 202V203H250ZM186 203H189L190 205H193V203L194 202H186ZM197 203H198V201H197ZM215 203V204H214ZM219 203H220V201H219ZM222 203V202H221ZM236 203V202H235ZM234 203V204H235ZM243 203V202H242ZM241 203V204H242ZM249 203H247V204H249ZM254 203V204H255ZM131 204V203H130ZM143 204V203H142ZM149 204V203H148ZM146 205L145 206V204H143L144 205V207L146 208L147 206L148 207H150L149 205ZM158 205H156V206H160L159 204L160 203H157ZM177 204V203H176ZM183 204V203H182ZM185 204V203H184ZM188 204V205H189ZM199 204V203H198ZM205 204V203H204ZM224 204H225V202H224ZM230 204V203H229ZM227 205V206H223L222 207V205L221 204H218L219 206H221L222 208H220V207H217L216 206V208L218 209V208H220V209H222L221 211L223 212V217L222 218H224L225 216V220H226V223H225V221L222 219V218H219L220 216H222V215H220V214H218L216 211H218L217 209H216V211H214V209L212 210V211H214L213 213L214 214H211L210 215V217H212L213 215V217H214V219H215V221H216V223H219L220 224V226L221 227H219V226H216L217 224L216 223H214V221H210V222H208L209 221V219H207V222L206 223H208V224H210L211 222H212V228H210V227H208L207 229H208V232L209 231H211V229H213V230H216L218 227L220 228V230H219V228L216 230L217 231V235L216 236H214V237H212V234H211V232H209V234H211V235H209L208 233H206V231H204V230H206L204 227V224H205V222H204V224H203V220H202V224H203V228H204V230L202 231V230H200L201 228V226H199V225H197L200 229L197 231V229L196 230H194L196 227H193V226H191V227H193L192 229L195 231V235H193L194 236V240L192 239V236H191V233L192 234H194L191 230H190V232H189V230H187V231H185V229H183L185 232V234L183 235V233H182V236L180 237H178V239L179 240H181L180 238H182L183 236H185L186 234L188 235L189 234V236H187L186 235V238H184L183 240H185V239H187L186 241H192V242H190V243H193V241H194V244L196 245V243H197V245H198V247L197 246H195V247H197V248H195L192 244V246L195 248H193L192 247V249L190 248H188L189 249V251L190 250H193V254H196V252H197V255H198V250L199 251H202L203 252V250H201V246H202V248L203 247H207V245H208V247H210L209 246V244H207V242H209L208 240H207V242H206V239H211V242L210 243H214V242H212V240L214 239V241H215V239H217V238H219L220 236L222 237V239L224 240V241H226V240H228L229 238V240H230V242H231V239L233 240V238H235L234 237V234L235 233H237V231H239V229L236 227L237 226V224L239 223V221L241 220L242 222V224H243V228H244V226H249V224L248 223H251L252 222V226L254 225V222L253 221H258L257 219H255V220H253L254 218H252V219H247V220H244V219H237V220H235V218H237L236 216L238 215V218H239V213H240V211H239V213L236 215L235 213V216H234V214H232L233 216H231V212H229V211H226V208H230L231 207V205ZM237 204V203H236ZM247 204H246V206H244L245 207V209H244V207L243 208H240V207H242L243 205H240L239 204V207H237L236 205H233V206H236L237 208V210H240L241 209V212H245V210L249 207V205L247 206ZM251 204L253 205V203L251 202ZM137 205V204H136ZM140 205H141V203H140ZM143 205H141V207L143 206ZM187 205V204H186ZM187 205V206H188ZM197 205V204H196ZM196 205H195V208H196ZM226 205V204H225ZM238 205V204H237ZM178 206V205H177ZM176 206V208H179V207H177ZM180 206V205H179ZM213 206V207H214ZM251 206V205H250ZM254 206V205H253ZM137 207V206H136ZM135 207V208H136ZM141 207H140V209H141ZM143 207V208H144ZM148 207H147V209H148ZM155 207V206H154ZM188 207H191V206H188ZM188 207H186L188 210H189V208ZM252 207V206H251ZM251 207L249 208L250 210H251ZM133 208V207H132ZM134 208V210H136ZM161 208H162V206H161ZM181 208H182V206H181ZM194 208V207H193ZM198 208V209H199ZM235 208V207H234ZM239 208V209H238ZM254 208H255V206H254ZM139 209V208H138ZM139 209V210H140ZM146 209V210H147ZM233 209V208H232ZM248 209V210H249ZM260 209L261 208H259V210L258 211H260ZM133 210V209H132ZM145 210V209H144ZM145 210V211H146ZM158 210H159V208H158ZM158 210H155L156 212L158 211ZM160 210H162V209H160ZM163 210H164V207H163ZM229 210V209H228ZM235 210V209H234ZM233 210V211H234ZM248 210H246V212H249ZM136 211H138V210H136ZM135 211V212H136ZM181 211H183V208L181 209ZM180 211V212H181ZM184 211H185V209H184ZM190 211V210H189ZM194 210L192 209V212L190 211V213H188L189 215H191V213L192 214H194L195 215V218H197V213H195L196 211L198 212L199 210H197V208H196V211H194ZM255 211H256V209H255ZM254 211V212H255ZM142 212V211H141ZM164 212V211H163ZM216 212V213H215ZM238 212V211H237ZM236 212V213H237ZM245 212V213H246ZM29 213V214H28ZM31 213V214H30ZM137 213V212H136ZM148 213H149V211H148ZM158 213V212H157ZM162 213V212H161ZM184 213V212H183ZM221 213V212H220ZM244 213V214H245ZM250 213V212H249ZM249 213H247V214H249ZM260 213H261V211H260ZM262 213H264V212H262ZM261 213V214H262ZM25 214H27V218H28V221L30 222V224L32 223V225L30 226V225H28V227H29V229H28V227H27V224H28V221L26 222V220H27V218H25L26 217V215ZM143 214V213H142ZM149 214H151V212L149 213ZM181 214V213H180ZM186 214V213H185ZM218 214V216H217V219H219V220H217L215 217V215H217ZM240 214H242V213H240ZM251 215H252V213H250ZM23 215H25V217L23 216ZM123 215H124V217H123ZM155 215V214H154ZM171 215V216H170ZM189 215H188V217H189ZM194 215L192 216L191 215V219H189V220H192V217H193V220L195 219L194 218ZM251 215H248V216H251ZM256 215H258V214H256ZM120 216H122L123 218H121ZM129 216V215H128ZM140 216V215H139ZM172 216V217H173ZM179 216H181V215H179ZM246 216V215H245ZM261 217H262V215H260ZM22 217V218H21ZM118 217H120V219L122 220V221H118L119 219H118ZM148 216H145V218L144 217H142V219L144 220H146V218H147ZM257 217V216H256ZM260 217V218H261ZM10 219V221H13L14 223L12 224V222H9V220H7L8 221V223H11V226H17V227H13L15 230L18 228V225L20 226V224H16V219ZM133 219H134V217H132ZM149 218L150 219H152V217H151V215L149 216ZM179 218H181V217H179ZM183 218V217H182ZM181 218V219H182ZM232 218V219H231ZM243 218V217H242ZM259 218V219H260ZM19 219H18V221H19ZM21 219H22V222H21ZM24 219V220H23ZM118 219V220H117ZM128 219V218H127ZM140 219V218H139ZM142 219H140L141 221H142ZM181 219H179V221H182L181 222V224L183 223V219L181 220ZM213 218H211V220H212ZM126 222V224H127V226H126V224H125V222ZM149 219H147V222H150V220L148 221ZM196 220V219H195ZM237 221L238 223L237 224H235L234 226V229H232L231 228V226L233 227V224H234V221ZM4 221V220H3ZM18 221H17V223H18ZM68 221V222H67ZM69 221H71V223H72V226L70 225L71 223H69ZM116 221H118L119 223H120V226H121V224L124 222V224H123V226H121L122 227V229H125V230H121L122 232L123 231H125V232H123L125 235H123L122 234V232L120 231V229H119V227L120 226H118V224L119 223H116ZM131 221V220H130ZM133 221V220H132ZM131 221V222H132ZM174 221V219L172 218V221L171 222H173ZM176 222L178 221L177 219L175 220ZM174 221V222H175ZM188 221V220H187ZM201 221V220H200ZM200 221H198L197 222V224H199L200 223ZM206 221V220H205ZM218 221V222H217ZM228 221V222H227ZM255 221V222H256ZM262 221H264V217H262ZM69 223L68 224V226L70 227V228H68V230L66 229L67 227H65V225H64V223ZM112 222H113V224H112ZM130 222V223H131ZM133 222H135V221H133ZM132 222V224L134 225L135 223H133ZM176 222L174 223V224H176ZM261 221L259 220V223H260ZM7 222L5 221V224H6ZM7 223V224H8ZM129 223V224H130ZM140 223V222H139ZM139 223H137L136 222V224H139ZM151 223V222H150ZM149 223V224H150ZM187 223V222H186ZM188 223H189V221H188ZM214 223V224H213ZM6 224V226L8 227V225ZM115 224V227H114V230L115 229H117L118 228V230H115V232H114V230H113V226L112 225H114ZM132 224H130V226H132ZM141 224H143V222H141ZM140 224V226H142ZM172 225V227L174 226L175 227V225ZM184 224V223H183ZM248 224V225H247ZM255 224H257L256 225V228H257V226H259V227H261L262 225H264V224H262V222L258 225V223H255ZM4 225V224H3ZM23 224H21V227H19L20 229L18 230H16L17 231V233L19 232H21V230L23 229V226H22ZM189 225H190V223H189ZM207 225V224H206ZM214 225L216 226V227H214ZM0 226H1V224H0ZM5 226V227H6ZM110 226H112V228L110 227ZM135 226V225H134ZM132 227L133 228V230H131V233H132V231L134 232V230H135V227ZM176 226H177V224H176ZM239 226V225H238ZM252 226H251V231H253V228H252ZM255 226V225H254ZM253 226V227H254ZM54 229H53V228ZM120 227V228H121ZM137 228H139L138 226H136ZM166 227H164L166 230H167V228ZM171 227V226H170ZM22 228V229H21ZM47 228H49V229H51V230H49V229H47ZM111 230H110V229ZM128 230H127V229ZM202 228V229H203ZM210 228V229H209ZM214 228H216V229H214ZM237 228V229H236ZM6 229V228H5ZM45 229V230H44ZM55 229H58V232L55 230ZM169 229V228H168ZM173 229H175L176 230V228H173ZM187 229V228H186ZM254 229H255V227H254ZM262 230V229H264V228H258V230ZM44 230V231H43ZM48 232H47V231ZM53 230V231H52ZM56 232H55V231ZM127 230V231H126ZM152 232H151V231ZM154 230H156V232L154 231ZM160 230V229H159ZM163 230V229H162ZM174 230V231H175ZM213 230H212V233H213ZM241 230V229H240ZM256 230V229H255ZM2 231H4V232H6L7 231V229H6V231L3 229ZM10 231H13V234H14V232H16V231H14V230H12V229H10ZM23 231H24V229H23ZM22 231V232H23ZM51 231H52V233H54V234H52L51 233ZM72 231V232H71ZM117 231H120V235H118V237L119 236H121L120 238H122L123 240H125V241H123V240H118V238H117V234H118V232ZM202 231V232H201ZM242 231H244L243 229H242ZM250 231V230H249ZM250 231V232H251ZM42 232V234H41V236H39L40 235V233ZM50 232V233H49ZM65 232V233H64ZM135 232H138L137 231V229H136V231ZM153 233V234H150V233ZM176 232V231H175ZM181 232H182V230H181ZM181 232H179V233H176L177 235L178 234H180ZM188 232V233H187ZM221 232V233H220ZM230 232V233H229ZM233 232V233H232ZM241 232V231H240ZM246 232V231H245ZM3 233V232H2ZM8 232H6V237H8L9 235L7 234ZM19 233L16 235V238L19 236ZM43 233H44V235H45V238H47L46 237V235L49 233V234H52L51 236L50 235H47L49 238H47L49 241H51L52 242V239L51 238H53V236L54 237H56L57 239H58V244H57V242L55 241V239L56 238H53L54 239V241L53 242H55L54 243V245L53 246H55L56 247V250L60 247L59 245H63L64 246V248H67L65 245H67L68 246V244L70 243V246H69V250L66 252V253H62V255L63 256H61V253H59V252H61V250H58V251H54V253H53V251L50 253V255H48V258L46 257V255L43 253V249L42 250H40L41 249V247L42 246H40V244L42 245V244H44V245H46V244H49L48 243V240L47 239H44V238H42V237H44V235H43ZM47 233V234H46ZM220 235H219V234ZM232 233V234H231ZM255 233V232H254ZM5 234V233H4ZM16 234V233H15ZM26 235V233L25 232H23L22 233V237H23V235ZM27 234V235H28ZM114 234H116V237H115V235ZM123 235V237H122V235ZM127 234H129L130 236H129V240L128 239H124V238H127ZM134 234H136V233H134ZM159 234V233H158ZM216 234V233H215ZM228 234V235H227ZM239 234H241V235H243V237H244V235L246 234H244V232H242V233H238V235ZM248 234V233H247ZM251 234H253V232H251L250 234H249V237H251ZM261 234H264V233H261ZM1 235H3V234H1ZM21 235V234H20ZM24 235V236H25ZM110 235V236H109ZM111 235H113L114 237H112ZM151 235V236H150ZM181 235V234H180ZM213 235H214V233H213ZM236 235V234H235ZM238 235H236V236H238ZM255 235V234H254ZM254 235H252L253 237H254ZM257 235V234H256ZM255 235V236H256ZM11 236V235H10ZM31 236H33L32 237V239H30V237ZM126 236V237H125ZM174 236H175V239H176V235L174 234ZM225 238H224V237ZM226 236H228L227 237V239H226ZM229 236H232V237H229ZM257 236H259V234L257 235ZM5 237V236H4ZM15 237V236H14ZM20 237V236H19ZM43 239V240H40L41 238ZM112 239H111V238ZM145 237V238H146ZM188 237V238H187ZM247 237V236H246ZM259 237H261V236H259ZM1 238H2V236H1ZM21 238V237H20ZM107 238H109V239H107ZM213 238V239H212ZM5 240H6V242H7V238H4ZM3 239V240H4ZM9 239H11L10 237L8 238V240ZM19 239V238H18ZM22 239V238H21ZM79 239V240H78ZM108 240V241H106V240ZM113 239L116 241V240H118V242L116 241V242H111V241H113ZM189 239V240H188ZM226 239V240H225ZM253 240H254V238H252ZM258 239L259 238H257V241H258ZM260 239H262V238H260ZM259 239V240H260ZM0 240H2V239H0ZM12 240H14V239H12ZM16 240V239H15ZM22 240H24V239H22ZM47 241V243H44L43 241ZM111 240V241H110ZM143 240H144V238H143ZM163 240H161V243H162V241ZM183 240H181V242H182V244H184V242H183ZM223 240H221L220 238H219V240H217L218 241V243H217V246H216V243L215 244H213V245H215V246H213V248H211V250H208L209 248H206L205 250H207L208 252L207 253H205L206 251L204 250V252L203 253H205L206 255L209 253V251H210V255L208 256V257H206V258H202V257H200V258H196V263L195 264H264V244H257V243H254V244H257V246H255L254 244H252V247L251 246H249V249L247 248V249H245V250H249V251H246L248 254L245 256V251H243V253H244V255H242L243 253H238V254H241V255H239L240 256V258L241 257H243V260H240L239 259V257H236V256H238V254L236 255V256H232L231 258H226V257H224L225 255H223L222 253H221V250H220V247H219V244H221L222 245V243H223ZM242 240V239H241ZM244 240V242H246L245 240H247V242H248V237H247V239H243ZM242 240V241H243ZM252 240V241H253ZM262 240H264V239H262ZM262 240L261 241H259V242H261L262 243ZM119 241H122L121 243H122V246L119 244L120 242ZM133 242L131 245H128L127 246V244H130L129 242ZM156 241H158V239L156 240ZM160 241V240H159ZM185 241V242H186ZM221 243H220V242ZM43 242V243H42ZM52 242V243H53ZM125 242V243H124ZM145 242H146V239H145ZM247 242H246V244H247ZM250 242V241H249ZM8 243V242H7ZM7 243H6V245L4 246V247H6V249H7ZM35 243H33L34 245H36ZM123 243H124V245H123ZM158 243V242H157ZM161 243H160V246H161ZM189 242H186V244H185V248H187V244H188ZM204 243H206L205 245H203ZM226 243V245H227V243H229V241L227 242H225ZM237 243H239V242H237ZM240 243H241V241H240ZM239 243V245H240V247L242 246V243L240 244ZM253 243V242H252ZM10 244V243H9ZM12 244H14V243H12ZM51 244V243H50ZM138 244H140L139 246L141 247V249H142V253H140V251H141V249H140V247H139V249L138 248H136V245H138ZM181 244V245H182ZM224 244V243H223ZM229 244H231V243H229ZM229 244H228V246L227 247H231V253H232V251H233V247H234V245L236 244V242H234V244H233V247H232V245H230L229 246ZM244 244V243H243ZM246 244H245V246H246ZM250 244H251V242H250ZM43 245V246H44ZM158 245H159V243H158ZM9 246V245H8ZM20 246V245H19ZM48 246V245H47ZM50 246V245H49ZM48 246V247H49ZM124 246V247H123ZM174 246V245H173ZM173 246H172V248H173ZM177 245H175V249L177 248L176 247ZM189 246H190V244H189ZM225 246V245H224ZM4 247H2V248H4ZM22 247V246H21ZM28 247V248H27ZM38 247H40V248H38ZM46 247V246H45ZM131 247V249H133V250H131V249H129ZM211 247H212V245H211ZM226 247V246H225ZM224 247V248H225ZM243 247V246H242ZM9 248V247H8ZM49 248H51V247H49ZM61 248H63L62 246H61ZM63 248V250H66V249H64ZM134 248H136V249H134ZM160 248V247H159ZM173 248V249H174ZM199 248V249H198ZM235 249L236 248H239L238 246H236L235 245V247H234ZM11 249H9V250H11ZM14 249V250H13ZM21 249V248H20ZM19 249V250H20ZM39 249V250H38ZM60 249V248H59ZM68 249V248H67ZM175 249H174V253H175ZM183 249V248H182ZM196 249H198V250H196ZM228 249H230V248H225V250H227V251H229ZM0 250H1V248H0ZM22 250V249H21ZM21 250H20V252H21ZM50 250H53L52 248L50 249ZM55 250V249H54ZM131 250V251H130ZM137 250H139V251H137ZM167 250V249H166ZM172 250V249H171ZM39 251V252H38ZM42 251V252H41ZM137 251V252H136ZM170 251V250H169ZM184 250H182V252H183ZM196 251V252H195ZM213 251V252H212ZM223 251V250H222ZM235 251H238V250H234V252ZM24 252V254L26 255L27 253L25 252V251H23ZM40 252L41 253H43V256H41L42 254H40ZM50 252V251H49ZM58 252V253H57ZM65 252V251H64ZM146 252H148L147 254V256H145L146 254ZM166 252V254L168 253L167 251H165ZM182 252H179V248H178V251L176 252V255H174V253L173 254H169V255H172V257L171 256H169L168 254V258H166L165 256L163 257V261L161 260H158L157 261V263L159 262V264H163L164 262V264H166V262H169V263H167V264H170V262H175V261H179L180 260V258H183V256H184V253L186 252V251H184V253H182ZM10 253H9V256H10ZM22 253V252H21ZM38 253L40 254L39 256H38ZM46 253H48L47 251H46ZM188 253V252H187ZM1 254V253H0ZM2 254H3V252H2ZM5 254V253H4ZM24 254H21V255H24ZM54 254V255H53ZM59 254V256H57ZM134 254H141L140 256H142L143 257V254H145L144 256L145 257H138L137 255H136V257H138L139 258V260L134 256ZM165 254V255H166ZM181 254H183V255H181ZM189 254L191 255V252H189ZM201 254V253H200ZM228 254H229V252H228ZM235 254V253H234ZM7 256L6 257H8V254H6ZM174 255V256H173ZM182 257H181V256ZM185 255H187V254H185ZM205 255V256H206ZM3 256V255H2ZM26 256H28V254L26 255ZM34 256V257H33ZM49 256H50V258H51V260H50V258H49ZM153 256H155L156 257V259H155V257H153ZM202 256H204V254L202 255ZM231 256V255H230ZM20 257V258H19ZM42 257V258H41ZM57 257V258H56ZM194 257V256H193ZM195 257H196V255H195ZM194 257V258H195ZM49 259V260H47V259ZM136 258V259H135ZM144 258H145V260H144ZM154 258V259H153ZM170 258V259H169ZM176 260H175V259ZM57 259V260H56ZM164 259H168V261H166V260H164ZM193 259V258H192ZM230 259H232V260H230ZM237 259H239V260H236ZM6 260H7V258H6ZM43 260H42V262H43ZM142 260V261H141ZM190 260H191V256H190ZM194 260V259H193ZM140 261L141 262H143V263H140ZM177 261V262H178ZM235 261H236V263H235ZM51 262V264H54V263H52ZM57 262L55 263V264H57ZM147 262V263H146ZM6 263V262H5ZM47 263V264H48ZM156 263V264H157ZM180 263H181V261H180ZM179 262L178 263H176V264H180ZM44 264H46V263H44ZM50 264V263H49ZM189 264V263H188Z\"/></svg>",
  "mask_w": 264,
  "mask_h": 264
}]
</instances>
